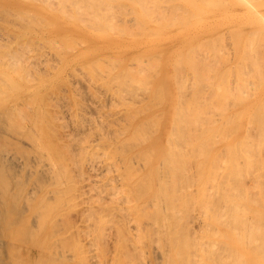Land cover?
Segmentation results:
<instances>
[{"label":"bare ground","instance_id":"1","mask_svg":"<svg viewBox=\"0 0 264 264\" xmlns=\"http://www.w3.org/2000/svg\"><path fill=\"white\" fill-rule=\"evenodd\" d=\"M40 1V0H39ZM48 1V0H47ZM49 1H53V3H46V2H44V3H46V5H48L47 7H50L51 6V8L54 6V3L55 2H57V3H55V8L53 7V9H56L57 8V6H58V2H60L61 3V0H49ZM64 2L66 1L68 4L69 3H71V5L69 6L70 8L72 7V3H73V5H74V2H77L76 0H63ZM81 1H82V3H81ZM83 1H84V4H83ZM87 1H90V0H87ZM99 1V0H98ZM101 1V0H100ZM104 0H102L101 2H103ZM106 1H109V0H106ZM113 1H115V0H113ZM135 1V0H134ZM139 1V0H138ZM138 1H137V3H138ZM148 1V0H147ZM153 1V0H152ZM160 1V0H159ZM162 2H163V4H165L166 5V7L169 5H171L172 3H174V2H171V4H170V2H167L168 4H166V2H164L163 0H161ZM160 1V2H161ZM169 1V0H168ZM185 1V0H184ZM191 2H192V0H190ZM196 1V0H195ZM209 1V0H208ZM212 1V0H211ZM219 1V0H218ZM227 1H230V0H227ZM241 1H245V5L248 3V5H249V1L247 2V0H241ZM260 1H262V0H260ZM259 1V2H260ZM65 2V3H66ZM80 2V3H79ZM85 0H79L78 1V4H77V6L75 7L74 6V10L75 11H77L78 12V14L76 15V13L77 12H75V17L78 19V15H79V17H80V15L81 14H79V11H80V7H81V5H82V8L84 7L85 9L83 10V9H81V13L82 12H84L85 13V11H86V7H87V5H85ZM92 2H94V1H92ZM100 2V4H102L101 6H104L103 4H104V2L103 3H101ZM142 2V5H144L145 4V6L147 7V4H148V6L149 7H153V5H152V3L154 4V2H152V3H150L149 4V2L146 4V2L143 0V1H141L140 0V3ZM151 2V1H150ZM178 3H180L179 1H177ZM176 2V3H177ZM190 2V3H191ZM210 2V1H209ZM207 3V6L209 7H212V5H214L213 4V2H211V3ZM215 2H216V0H215ZM220 2V1H219ZM218 2V3H219ZM226 2V1H225ZM225 2L223 1L222 3H219V4H225ZM230 2H232L233 4L235 3L236 4V2H237V0H234V1H230ZM247 2V3H246ZM250 2H253V3H251V4H253L254 6L253 7H255V4L254 3H256V2H258V0H256L255 2L254 1H250ZM259 2H258V5H259ZM264 2V1H263ZM65 3L63 4V3H61V5H60V7L62 6V5H64V6H66L67 5V3H66V5H65ZM90 3V2H89ZM96 3H98L97 1H96ZM123 3V2H122ZM144 3V4H143ZM158 2H157V0L155 1V4H157ZM178 3L176 4V6H178ZM217 3V2H216ZM229 3V2H228ZM228 3L226 4V5H228ZM240 3H242V2H240ZM261 3V2H260ZM2 4H4L5 5V10L3 9V13H5L4 15H3V17H5V18H3L2 17ZM86 4H88V3H86ZM91 4V3H90ZM88 5V8L90 7V6H92V5H94V4H92V5ZM107 2H106V4H105V8H102L101 6V8H100V10H102V11H100L99 10V8H96V9H98L97 10V13H98V16H101V15H99L100 13L102 14V16H101V21H103L102 19H105L104 20V25H102L101 23V25H102V29H104L103 27L105 26L106 28L109 26V23H110V21H112L110 24H112L113 23V19H114V21H115V18H113V16L114 15H116V14H114L113 13V9H115L114 7H115V5H114V7L112 8L111 7V9H110V6L111 5H109V8L108 7H106L107 6ZM109 4H110V2H109ZM112 4V6H113V2L111 3ZM115 4H118V3H115ZM128 4V3H127ZM160 4V3H159ZM204 4H205V2H204ZM208 4H211V5H208ZM232 4V5H233ZM234 4V5H235ZM45 5V6H46ZM57 5V6H56ZM76 5V4H75ZM78 5H80V7H78ZM96 5V4H95ZM94 5V6H95ZM98 5L99 4H97V6L96 7H98ZM119 6L121 5V3L120 4H118ZM117 5V6H118ZM129 5V4H128ZM142 5H140L139 4V6H141V7H143ZM152 5V6H151ZM158 5V4H157ZM172 5H174L175 6V4H172ZM183 5V3H181V6ZM206 5V4H205ZM216 5V4H215ZM226 5H221V7H223V9H224V6L226 7ZM6 6H7V8L9 9V11H11V10H13V12L14 11H17V14H19L21 11H22V9H24L25 8V10H24V12H21V14L22 13H25V14H27L28 13V15H29V12L32 10L33 12L32 13H34V12H36V11H38V12H41V13H43V14H41V15H45V12H44V10H42L37 4H34V3H23L22 2V0H0V244L1 245H3L4 246V243H2V237H4V239L6 238V246H4L5 247V249H7V255H6V258L2 255L3 253V251H2V249L0 250V264H38L40 261H43V262H45L46 263V261H48L47 263H49L50 264V262H52L53 261V259H56V257H52L50 254H52V255H54V256H56L55 255V253L53 252V253H49V255H50V257H49V255H46V251H47V249H50V248H53V249H56V247H57V249L55 250V251H62L60 248L62 247L63 248V252H61V254L63 253V255H61L60 254V252L58 251V253L59 254H57V255H61L62 257V259L63 260H65V259H67L66 257H64V253H65V256H66V252H65V249L67 250V248H65L64 246H65V243L64 244H62V245H60L61 243H63L64 242V240L66 239V237L67 236H65L64 234H65V231H68V226H66V224L69 222H71L72 221V219H74L75 218V215H72L73 217L71 218V217H69V219H68V216H67V212H69V211H71L72 212V214H73V211L72 210H68V211H65L64 209V202L66 201V198H67V201L66 202H68L69 203V199H68V196L70 197L71 195H67V193H68V191H69V189H71V190H73L74 192H75V190L77 189L78 190V195H76L77 193L75 192V194H72V196H76V197H73V198H77V196L81 199V202H80V199H78L79 201H77V199H76V201H77V203H78V205L80 206V204H81V206H80V209H78L77 211H76V209L75 208H72L76 213L75 214H77L78 213V215L79 216H81L80 218H78L79 220L80 219H83V220H86L87 221V223H86V221H85V223H86V225L87 226H92V228H94L93 229V231L95 232V227H96V229L98 230L99 228H100V226H99V223H100V221L102 220V218H103V220H104V218H105V216H106V214L108 215L109 214V216H107V217H109V220L111 219V217L113 216V218L112 219H114V221L113 220H111V221H113V222H115L113 225H112V223H111V226L113 227V226H115V229H114V232H113V240L112 241H114V248L115 249H113V250H117V249H120L121 248V250L120 251H124L125 253H127V255H129V256H131V258H134L136 261H138L139 262V260H141V264H161V261L164 259H166L167 258V256H168V254H169V252L167 251V249L168 248H170V246L168 247V245H169V243L168 242H166V243H164V244H166L167 245V243H168V245L166 246V248H165V246L163 245V248H165L164 249V252L165 251H167V254H166V252H165V254H164V252H163V249H162V247H161V245H162V243H163V238L164 237H162V235H163V233H164V229H165V226H166V230H167V235L169 234V236H170V229H169V227H167V226H169L170 225V221H168L169 222V225L167 224V223H165V220H168V219H171L172 220V222H173V220H175L174 222L176 223V221H179V220H177L178 218H180V217H178V215L179 214H181V213H184V211L185 212H187L188 211V209H190V210H192L191 209V207H192V199L194 198L196 201H193V203L195 202H197V203H199L200 204V206L202 205V207H201V209L199 210L198 208H200L199 206H196L195 205V203H194V205L193 206H196V207H192L193 208V210L192 211H194L195 210V212L197 213V211L199 210V212H202L203 210V207H204V202L206 201V200H204L203 202H202V200H201V197H200V193L199 192H201V188L203 187L202 185H203V183L201 184V185H199V187H194L193 188V184H192V187L191 188H193L194 190H195V194L191 191V190H189V191H191V193L190 192H187V194H188V196L187 197H189V196H191V194H193V198H192V196L191 197H189L191 200H188V202L187 203H190V204H192V205H187V206H189V207H187L188 209L186 210V209H182L181 210V212H180V209L182 208V207H180L182 204H183V199L185 198H183V196L186 194H181L180 196H179V193H182L184 190H186V188L188 189V186H189V184L191 183V181H195V184L198 182V180L196 181L195 179L197 178L198 179V175L199 174H197V176H196V173H198V171H199V173H200V176H202L203 174H204V165L201 163V164H196L197 166L196 167H198V165H199V167L198 168H196L195 167V169H196V171H194V172H196L195 173V177H193V180H190V179H192V177L191 176H193L194 175V173L192 172V170H194V169H191V168H188L189 166H192L193 164H195V162H193V159H192V161L191 162H193V164H191V162H190V160H189V157L190 158H192L194 155H195V152L194 151H196V153H198L197 155L199 156V154H201L200 152H201V149L205 146V145H202L203 143L201 142V141H204V140H206L205 138H201V143H198V144H201V145H195L196 147H198V146H201V147H198L197 149H200L199 151H197V149H196V147H195V149L193 150V149H189V151H188V149L187 148H189V146L191 145V146H193L194 147V145H192V143H189L188 141V144H187V142H183V138H186L187 137V135H188V133H191V130L189 129V127H190V122H192V120H193V124H194V122H195V118H197L196 120V122L195 123H197V122H199V120L200 121H202L201 119H198L200 116H199V114H198V116L197 115H195V113L197 114V113H200L202 110L201 109H199L198 111L199 112H197V109L195 110V108H194V110H195V112H194V110H193V112L194 113H192V116H189V110H188V108H187V110H188V114L186 115L185 113V115H181L180 116V119H178L179 118V116L178 117H176L175 118V120H174V122H172V125H170V123H166L165 125H164V127H163V129H161L160 131H159V133L157 134V135H155V138L153 139V140H149V141H147V142H145V143H143L144 142V140L143 139H145V140H147L146 139V137L147 136H144V134L146 135L147 133H149V131L150 130H153L152 131V133H150V135H152L153 134V132H155V131H157V130H154V129H151V128H153L154 127V125H156L159 121V118L160 117H162L160 114H162L163 113V110H161L159 113H158V111L155 113V114H159L160 116L157 118V115H152V116H149L150 118H152L153 120L155 119L156 120V122H154V121H152L153 123H156V124H153V123H151V121H149V117L147 118L146 117V119H148L147 120V122L149 123V124H151V125H153L151 128H150V130L148 129V131H147V127H150L151 125H149L147 122H146V124H148V125H146L145 123H144V125H143V120L145 121L146 119H143L142 118V116H140V115H133V113H134V111L131 113V114H129V113H124V111H123V109L125 110V109H127L128 108V105H126L125 104V102H124V104L127 106V108H123V109H121L122 107H121V104H119V102L120 101H122V99L120 98V101L118 102L117 100H116V102H118V104L120 105V109L123 111V117L122 116H120V118L122 117L124 120V122H123V124H122V119H121V122L120 123H118V124H122L121 126L119 125H115L114 123H117V121H115V119L116 118H118V122L120 121L119 119V117L117 116L116 117V115L119 113V112H122V111H119L118 113H116L115 111L116 110H114L113 108H112V111L111 112H115V113H110V114H112L113 115V117H114V114H115V119L114 118H112V115L110 116V115H107V114H109V113H107L104 109L105 108H103V105H105L106 106V102H107V100L105 101V103H104V100H101L100 98H99V100H101V102L103 101V103L104 104H102L101 102L99 103L100 105L102 104V108H103V115H104V112H106V114L104 115V116H106V117H108V116H110V118H111V121H113V119H114V123L112 122V124L113 125H115V126H113V125H110V126H108V122H109V117H108V122H106L107 120L105 119L106 117H103V115H101L102 113H100L99 111H98V114H95V111H93L92 112V107L91 106H93L94 104H92V102H94V100L90 103V107H91V109H90V107L88 106L89 105V103H87L88 105V111H87V115H88V112L89 113H91V115H93V117H95V115H99V117L97 118V116L93 119L92 117H90L89 115V117L90 118H92L91 119V121L93 120V122H92V124H90L91 122L90 121H88V123L90 124H86L84 121H82L83 119H81L82 117H83V114H81V113H83V111L85 110V109H87L85 106L83 107V104H86L85 102L83 103L82 101L80 102L79 101V104L80 103H82V104H80V105H82V107L84 108V110L83 111H80V105L79 104H77V102H75V104H72V103H74V102H70V100H74V99H78V100H80L79 98H78V96H76V95H79L80 96V92L81 91H83L85 88L87 89V88H91V89H93V90H91V89H89V90H87L88 91V93H89V91L91 90V92H96V88L98 87V85L96 84L95 86H97V87H95V88H92L93 86H94V83L92 84V83H90V81L92 80H94L93 79V77L92 76H90V75H86L87 73H88V71H87V69H86V71H87V73H86V71H85V75H84V77L86 76V78H88L87 76H89V77H92V79L90 80L89 79V82H88V84H91L90 85V87H85L83 90H82V88H81V86L79 87V84L81 85V82H83V83H85V81H83V80H85V78L84 77H82L83 78V80L82 81H77L76 82V80L77 79H79L80 78V80L82 79L81 77H79V75H78V77L79 78H77L74 82H76V83H74V82H71V80L73 81V79H72V77L74 78V76H72V74H75L76 72V67L78 68V66H81V64L80 65H78V66H76L75 67V69H74V71H72V70H70V69H67V70H69L70 72L68 73V75H70L71 76V79L67 76V74H66V77L64 78L63 77V79L62 80H66L67 79V77L69 78V84L70 83H74L72 86H74L75 85V87H76V85H78L77 86V88L79 87V88H81V91H80V89H79V91L77 92L76 90V92H73V90H72V92H71V94L73 93H76V98L74 97L73 99H70V100H67V101H69V102H67L66 101V98L69 96V94H70V91H71V88L70 87H68L67 86V84H65L62 80H61V82L63 83V84H61V82L60 83H57L56 84V87H57V85H59V84H61V85H59V87H61L62 85L64 86V91L62 92L61 91V89H60V91H58V89H59V87H55L54 86V83H53V81H54V79H55V81H57L56 80V78H58L55 74H53L54 72H53V70L54 69H52V65L54 64V65H57V61L55 62L54 61V59L57 57V55H58V53L60 52V50L62 49V48H59V47H57V48H59V52L57 53L56 52V50L55 49H57V48H55L54 50V52H53V54L56 52V54H54V55H56L54 58H53V56L51 57L50 55L51 54H49L51 51H49V50H51L50 48L48 49V47L49 46H47V44L45 45L44 44V41H46V40H44L43 42H41L42 40H41V38H37V36L36 35H34V34H39V36L41 35V37H43V39H44V37H46V38H51V36H53L52 38H54V39H57L58 37H60L61 36V39L63 38L62 37V35H64V34H67V33H69V32H67V31H70L69 30V28H68V26L67 25H62V26H57L56 25V27H55V25H53L52 26V28H48L47 29V27L45 26V25H43V23L41 22L42 21V17H41V25L42 26H45V28L43 27L42 29H40L39 28V24H38V20H36V19H38V17L36 18V19H34L37 23H35V21H33V23H35V24H38V25H36V26H38V28L39 29H36V28H31L32 26H34V25H32V22L30 23V21H29V19H30V17H29V19L27 18L28 16L27 15H25L26 17H24L23 15H22V17H24V18H26L27 20H22V22L23 21H28V23L26 22H20L21 23V25L19 24V25H17V23L16 24H13L12 22H9V23H11V25L7 22V21H4V20H8V18H11V16L10 17H8L9 15H11L12 13V11L11 12H8V10H7V8H6ZM86 6V7H85ZM94 6H92V7H94ZM116 6V7H117ZM124 5H122V7H123ZM160 6V5H159ZM159 6H157V7H159ZM161 6H162V3H161ZM180 6V7H181ZM191 6H193V7H197V5H191ZM217 7L218 6H220V5H216ZM229 6H230V3H229ZM256 6H257V4H256ZM21 7H23V8H21ZM44 7V6H43ZM42 7V8H43ZM59 7V8H60ZM69 7H65V8H69ZM91 7V9H93V13L94 12H96V10L94 9V8H92ZM122 7H120V8H122ZM126 5H125V9H126ZM129 7V6H128ZM127 7V8H128ZM132 7V6H131ZM135 7V6H134ZM145 7V8H146ZM162 7H164V6H162ZM185 7H187V6H185L184 5V9H185ZM215 7V6H214ZM220 7V8H221ZM228 7V6H227ZM231 7V6H230ZM58 8V9H59ZM64 7L63 8H61V10L63 9V13L65 14V12L67 13V17L66 18H68V12L66 11V9H65ZM79 9V10H77V9ZM107 8V9H106ZM145 8H142V10L143 9H145ZM154 8V7H153ZM161 7H159L157 10H159ZM173 7L171 6V9H172ZM176 8V7H175ZM188 8V7H187ZM201 8V7H200ZM213 8V7H212ZM211 8V9H212ZM258 8V7H257ZM260 8H262V7H260ZM19 9H21V11H19L18 12V10ZM26 9H28V10H30L29 12L27 11V12H25L26 11ZM47 9V11L48 12H53L54 10H49L48 8H46ZM64 9H65V12H64ZM90 9V8H89ZM89 9H87V10H89ZM104 9H106V10H104ZM108 9H110V10H108ZM135 9V8H134ZM147 9V8H146ZM149 10H150V8H148ZM152 9V8H151ZM163 9V8H162ZM162 9H160V10H162ZM164 9H166L165 11H169V9L167 10V8H164ZM164 9H163V12H164ZM174 9V8H173ZM181 9H182V7H181ZM67 10H69V9H67ZM71 10H73V7L71 8ZM69 11V12H72V11ZM108 10V11H107ZM111 10H113L112 12H111V14L110 15H107V13L109 12V11H111ZM116 10H118V7L116 8ZM127 10V9H126ZM133 10V9H132ZM156 10V9H155ZM154 10V11H155ZM178 10H179V8H177V13H182L181 11H179L178 12ZM185 10H188V9H185ZM191 10V9H190ZM6 11L8 12V13H11V14H9V15H7L8 13H6ZM59 11H60V9H59ZM98 11H100V12H98ZM103 11H104V13L105 12H107L105 15H107V16H112V13H113V16L110 18V17H107V18H104V17H106L105 15H104V13H103ZM119 11V10H118ZM123 11V10H122ZM129 8H128V12L126 13V14H129ZM134 11V10H133ZM146 11V13H147V10H145ZM144 11V12H145ZM154 11H152V12H154ZM182 11H183V9H182ZM196 13H201L202 14V10L199 12V10H198V8L196 9ZM253 11H254V9H253ZM262 11H264V10H262ZM261 11V12H262ZM61 12V11H60ZM91 12V10L90 11H86V13L88 14H86L85 13V15L87 16V18H89L88 16H91V14L92 13H90ZM116 12V11H115ZM124 12V11H123ZM143 12V13H144ZM170 12V11H169ZM167 13V14H171V16L173 15V13H176V9H175V11L174 12H171V13ZM191 12V11H190ZM205 12V11H204ZM226 12V11H225ZM258 12V11H257ZM260 11H259V13H261ZM31 13V12H30ZM73 13V12H72ZM72 13H70L71 15H69V17L71 16L72 18H74L73 16H72ZM89 13H90V15H89ZM117 13V12H116ZM145 13V14H146ZM151 13V12H150ZM156 13H157V11H156ZM156 13H152V14H155V16L157 17V15H156ZM160 12L158 11V15H160V17H161V23L163 24V17L161 16V15H163L162 13L161 14H159ZM187 13H189V12H187ZM192 13H193V11H192ZM248 13V12H247ZM251 13V12H250ZM258 13V14H259ZM16 14V15H17ZM21 14H19V15H21ZM35 14V13H34ZM33 14V15H34ZM126 14L124 13V15L126 16ZM131 14H132V11H131ZM130 14V15H131ZM139 14V13H138ZM142 14V13H141ZM147 14H149V13H147ZM183 14H184V12H183ZM185 14H186V11H185ZM184 14V15H185ZM191 14V13H190ZM226 14H228V13H226ZM225 14V15H226ZM257 14V13H256ZM256 14H254L253 15V13H251L250 15V17L251 18H255L257 15ZM15 15V14H14ZM14 15H12V16H14ZM31 16V14H30V16H31V18L33 17H35V15L34 16ZM37 15H39V13L37 14ZM82 15H83V13H82ZM85 15H83L82 17L84 18V16ZM119 15V14H118ZM123 14H121V12H120V17L122 16ZM123 15V16H124ZM129 15V16H130ZM134 15H137V13H136V11H135V14ZM151 15V14H150ZM166 15V14H165ZM183 15V16H184ZM236 15H237V13H236ZM241 15V14H240ZM242 15H244L245 16V13L244 14H242ZM241 15V16H242ZM249 15V14H248ZM48 16H49V14H48ZM93 16H94V18H95V13L93 14ZM96 16H97V14H96ZM123 16H122V18H123ZM129 16H127V17H129ZM173 16H176V14L175 15H173ZM179 16V15H178ZM183 16H181V18H180V16L178 17L179 19H181L180 20V22H181V24H183L182 23V18H184ZM193 16H195V15H193ZM197 16V15H196ZM199 16V15H198ZM197 16V17H198ZM241 16H239L240 18H241ZM258 16H260V14L258 15ZM257 16V17H258ZM262 16H264V14L262 15ZM7 17V18H6ZM21 17V18H22ZM63 17V16H62ZM61 17V18H62ZM119 17V18H120ZM147 17H148V15H147ZM152 17H154L153 15H152ZM166 17V16H165ZM191 18L190 17V15L189 16H187V17H185V18ZM201 17V16H200ZM199 17V18H200ZM222 17V16H221ZM238 17V18H239ZM243 17V16H242ZM16 17H14V19H15ZM32 18V19H33ZM44 18V17H43ZM61 18L59 17V19L61 20ZM81 19V17L79 18L80 20L79 21H81L80 23H82V22H86V20L85 19ZM92 18V16L89 18V20ZM93 18V19H94ZM99 19V21L97 20V19H95V22L94 23H96V21H97V26L98 25H100L99 24V22H100V17H98ZM111 20H110V19ZM116 18H117V15H116ZM118 18V19H119ZM131 18V17H130ZM136 18H138L137 16L135 17V19ZM151 18V17H150ZM149 18V19H150ZM168 18H171V17H169V15H168ZM177 18V19H178ZM231 18V17H230ZM229 18V19H230ZM234 18H237V17H234ZM234 18L232 19V21L234 20ZM239 18V19H240ZM243 18H245V17H243ZM248 18V17H247ZM259 18V17H258ZM17 19V18H16ZM32 19H31V21H32ZM47 19V18H46ZM58 19V18H57ZM69 19V18H68ZM106 19H108L107 20V22H108V25H107V23H105L106 22ZM123 19H125V18H123ZM122 19V20H123ZM127 20L129 19V18H126ZM132 19V18H131ZM134 19V18H133ZM132 19V20H133ZM152 19H154V18H152ZM151 19V20H152ZM158 19H159V17H158ZM157 19V22L159 21ZM167 19V18H166ZM174 19V18H173ZM173 19H168L169 20V22L171 21V20H173ZM260 19V18H259ZM2 20L4 21V22H2ZM12 20H13V18H12ZM17 20H20V16L18 17V19ZM59 20V21H60ZM143 20V19H142ZM186 19H184V21H185ZM189 20V19H188ZM188 20H186V21H188ZM214 20V19H213ZM9 21H11V19H9ZM15 21V20H14ZM49 21H52V20H49ZM70 21V20H69ZM87 21H88V19H87ZM91 21H93L92 19H91ZM120 21H121V18H120ZM124 21V20H123ZM130 21V20H129ZM128 21V22H129ZM134 21V20H133ZM132 21V22H133ZM137 21H138V19H137ZM139 21H141V20H139ZM138 21V22H139ZM153 21V20H152ZM163 21V22H162ZM167 20H165V22H166ZM16 22H18V21H16ZM45 22V21H44ZM52 22H54V21H52ZM115 22H118V24H119V21H115ZM114 22V23H115ZM137 22V23H138ZM145 22V21H144ZM154 22H156V21H154ZM156 22V23H157ZM168 22V21H167ZM166 22V23H167ZM179 22V20L177 21V23ZM210 22V21H209ZM242 22V21H241ZM19 23V22H18ZM46 23H47V21H46ZM89 23H91L90 21H89ZM88 22H87V24H89ZM93 23V24H94ZM127 23V22H126ZM129 23H131V22H129ZM160 23V24H161ZM171 23H172V21H171ZM169 24V25H173V24H175V23H172V24ZM186 23V22H185ZM229 23H230V21H229ZM229 23H228V25H229ZM233 23H235V22H233ZM238 23L239 24H241L239 21H238ZM243 23V22H242ZM263 23V22H262ZM13 24V25H12ZM28 24H29V26H28ZM31 24V25H30ZM51 24H53V23H51ZM55 24V23H54ZM83 24H85V23H83ZM92 24V25H93ZM116 24V23H115ZM115 24H112V26H114ZM122 24V23H121ZM119 24V26L121 27V26H123L124 24ZM134 24V23H133ZM165 24V23H164ZM163 24V25H164ZM208 24V23H207ZM237 24V23H236ZM256 24V23H255ZM50 25V24H49ZM60 25V24H59ZM69 25V24H68ZM86 25V24H85ZM132 25V23L129 25V26H131ZM135 25H137V24H135ZM140 26H143L144 24L142 23V21H141V23L139 24ZM197 25H198V23H197ZM196 25V26H197ZM203 25V24H202ZM206 25V24H205ZM216 25V24H215ZM232 25H235V24H232ZM231 24H230V27L232 26ZM245 25V24H244ZM251 25V24H250ZM250 25L248 26V27H250ZM254 25V24H253ZM31 26V27H30ZM75 26H76V24H75ZM88 26V25H87ZM94 26H95V29L97 28L96 27V25L94 24ZM117 26V25H116ZM139 26V27H140ZM147 26V25H146ZM164 26H168V24H166V25H164ZM236 26V25H235ZM237 26L239 27V25L237 24ZM236 26V27H237ZM255 26V25H254ZM258 26V25H257ZM91 27V26H90ZM99 27H101V26H99ZM132 27V26H131ZM143 27H145V26H143ZM159 27V26H158ZM180 27V26H179ZM199 27V26H198ZM205 27V26H204ZM204 27H202V28H204ZM223 27V26H222ZM226 27V25L224 26V30H229L230 29V27L228 26L227 28L228 29H226L225 28ZM236 27H234V28H236ZM237 27V28H238ZM92 28H94V27H92ZM109 28H110V26H109ZM119 28V27H118ZM124 28H129V27H124ZM138 28V27H137ZM142 28V27H141ZM147 28V27H146ZM149 28V27H148ZM208 28V27H207ZM209 28H211V27H209ZM213 28V27H212ZM233 28V29H234ZM236 28V30L234 29V31H235V33H236V35L238 34L237 32L238 31H240V29H237ZM241 28V27H240ZM247 27H245V29H246ZM254 28V27H253ZM253 28H252V32L253 31H255V30H259L260 31V27H258V28H255V30H253ZM264 28V27H263ZM71 29V28H70ZM98 30H100L99 28H97ZM108 29V28H107ZM111 30H114V29H117V27H111L110 28ZM120 29H122L123 30V28H120ZM133 31H134V26H133ZM135 29H136V27H135ZM140 28H138V29H136L137 31L139 30ZM144 29V28H143ZM150 29V28H149ZM192 29H194V28H192ZM196 29V28H195ZM195 29H194V31L193 32H195ZM199 29V28H198ZM232 29V28H231ZM242 29V28H241ZM245 29H243L244 30V32H245ZM251 29V28H250ZM72 30H73V28H72ZM104 30H106V29H104ZM122 30H120L121 32H122ZM126 29H124V31H125ZM142 30V29H141ZM147 30V29H146ZM146 30L144 29V31L143 32H146ZM158 30V29H157ZM222 30V29H221ZM220 30V31H221ZM243 30H241L240 32H239V34L241 35V33L243 32ZM262 30V29H261ZM78 31V30H77ZM91 31V30H90ZM122 32V33H125V32ZM127 31H128V29H127ZM149 31V30H148ZM152 31V30H151ZM151 31H149L150 33H151ZM153 31H154V29H153ZM152 31V33H155V32H153ZM196 31H198V30H196ZM201 31H202V29H201ZM200 31V32H201ZM219 30L218 29H213L212 30V35H213V37L215 38L217 35H215L217 32H218ZM225 32V35H226V38H225V35L224 34H222V31L220 32L223 36H221L220 37V35H219V37L218 38H221L222 39V37L223 38H225L227 41L230 39L229 37H231V34H229V37H228V35H227V33L229 32ZM234 31L232 32V36H233V39L235 38V39H237V41L240 39L239 38V36L238 37H235L236 35H235V33H234ZM249 31V30H248ZM251 31V30H250ZM249 31V33L252 35V32H250ZM73 32V31H72ZM74 32H76V31H74ZM78 32H81V31H78ZM93 32V31H92ZM102 32V31H101ZM113 33H115V31H112ZM120 32V33H121ZM131 32H132V30H131ZM139 32V31H138ZM138 32H137V34H138ZM141 33H143L142 31H140ZM139 32V33H140ZM158 32V31H157ZM156 32V33H157ZM192 32V31H191ZM193 32L192 33H190V34H193ZM206 32H208V31H206ZM84 33V32H83ZM105 33V32H104ZM116 33H119V32H117L116 31ZM151 33V34H152ZM179 33V32H178ZM188 33V32H187ZM186 32L184 33V34H187ZM210 33V32H209ZM224 33V32H223ZM248 33V34H249ZM254 33V32H253ZM260 33H264V31H260ZM12 34V35H11ZM72 34V33H71ZM70 34V35H71ZM85 34V33H84ZM136 34V35H137ZM145 34V36H146V34H148V32L147 33H144ZM170 34V33H169ZM182 35H184L183 33H181ZM200 34H203V33H200ZM238 34V35H239ZM250 34L248 35V38H247V43H248V46H247V43L245 42L246 41V39L245 40H243L244 42H243V46L242 47H244L245 48V50L247 49V48H249L250 50H252L253 49V47H252V49H251V46H253L254 45V48L256 49V50H258L259 48H260V51H261V49L264 47V38H263V34H259V32L257 33H255L256 34V36L257 37H259L260 35H262L261 37H259V39H256V37L254 36V35H252L251 37H249L250 36ZM257 34H259V36L257 35ZM10 35L12 36V38H10ZM33 35L34 36H36V38H37V42H36V44L38 43V45H36V46H38V48H40L38 51H40L41 49H42V51L39 53L38 51H36L37 49H33V48H36L35 46L33 47V43H31V41H26V42H30L29 44H25V42H23L20 38L21 37H26L27 39L28 38H30L31 36L33 37ZM70 35H65L66 37H70V39L68 38V39H66V40H71V36ZM74 35V34H73ZM129 35V34H128ZM139 35V34H138ZM164 35V34H163ZM168 35V34H167ZM211 35V36H212ZM38 36V37H39ZM64 36V37H65ZM80 36H81V34H80ZM79 36V37H80ZM91 36V35H90ZM149 36V35H148ZM157 36V35H156ZM203 36V35H202ZM207 36H209V35H207ZM255 38H254V37ZM73 37V36H72ZM79 37L77 38L76 37V39H79ZM114 37V36H113ZM112 37V38H113ZM155 37V36H154ZM158 38L160 37V36H157ZM161 37H164V36H161ZM171 37V35H169V38ZM172 37H173V35H172ZM171 37V38H172ZM178 37V36H177ZM176 37V38H177ZM217 37H216V39H217ZM34 38V40H35V37H33ZM86 38V37H85ZM84 38V39H85ZM89 38V37H88ZM135 38V37H134ZM150 38V37H149ZM156 38V37H155ZM168 38V37H167ZM166 38V39H167ZM168 38V39H169ZM181 38H183V37H181ZM185 38V37H184ZM202 38H204V36L202 37ZM209 38V40L207 39V41H209V42H206L205 40H206V38L205 39H203L206 43H208V45L210 46V48H211V46L213 47L214 45L216 46L217 45V43L218 44H220V43H224V42H220V40L221 39H218V40H216L217 42H215V39L213 38V39H211L210 37H208ZM229 38V39H228ZM239 38V39H238ZM249 38H252L251 40L252 41H254L253 39H255L256 41L257 40H259L257 43H256V45H255V43L254 42H252V44L253 45H251L250 43H249V41H248V39ZM263 38V39H262ZM23 39V38H22ZM27 39H25V40H27ZM32 39V38H31ZM38 39H40L41 41H40V43L41 44H44V46H47V47H45V49L49 52L48 54H49V56H47V52H46V50H45V52H43V48L44 47H41V46H43V45H39V42H38ZM73 39V38H72ZM75 39V40H76ZM81 39V38H80ZM90 39V38H89ZM96 39V38H95ZM94 39V41H95V43H96V41L97 40H95ZM100 39V38H99ZM136 39H138V37L136 38ZM135 39V40H136ZM175 39V38H174ZM200 39V38H199ZM232 38L229 40L230 42H233L232 40H233ZM24 40V41H25ZM30 40V39H29ZM50 40V39H49ZM64 40V43H65V39H63ZM82 40V39H81ZM85 40H88V39H85ZM103 40H105V39H103ZM103 40H102V42H103ZM120 41H121V39H119ZM139 40V39H138ZM144 40V39H143ZM156 39H153V41L154 42H156L155 41ZM161 41V38L160 39H158L157 41ZM183 40V39H182ZM202 40V41H203ZM210 40H211V42H210ZM212 40H213V44L214 45H210L211 43H212ZM224 39H222V41H223ZM241 40V39H240ZM250 40V41H251ZM36 41V40H35ZM52 41V40H51ZM56 41V40H55ZM57 41H59V39L57 40ZM74 41V40H73ZM84 41V40H83ZM83 41H81L80 43H78V44H81ZM90 41V40H89ZM88 41V42H89ZM99 41V40H98ZM109 41V40H108ZM113 41H114V39H113ZM137 41V40H136ZM146 40H144V42H145ZM150 41H151V38H150ZM186 41V40H185ZM202 41H200L201 43H199L198 41V44H196V45H194L195 47H188L189 48V50H188V48H186L187 50V52L188 51H190V52H188V55H187V58H192V60L194 59H196L195 61V64L193 63L194 62V60L193 61H191V62H188L187 60V62L188 63H191L190 64V66H192L193 64V68H194V66H195V68H196V70L195 71H197V73H195L196 75V77H194L193 79H194V81H195V79H197L196 81H198V83H202L203 81L202 80H200V79H202L203 77V80H205L206 78H205V75L207 74V71H208V73H211L210 72V70L212 69V71L213 72H216L221 66H219L220 64L222 65V63H221V61L225 58V52H226V50L225 49H229V47H230V50L231 49H235V48H231V46H236L237 44H234V43H237V42H233V44L232 43H230V44H232L231 46L229 45V43L228 42H226L225 40V47L223 48V46H224V44L223 45H219L221 48L220 49H222V50H225V52H224V54L223 53H221V54H223V55H225L224 56V58L222 57V55L219 53V52H221L222 50H218V46H216V48L215 47H213V53L211 52V50L209 49V51H207L208 50V48H209V46L206 44L205 46H208V48H206L205 46H204V41L202 42ZM219 41V42H218ZM260 41H263L262 42V44L260 43ZM20 42H23V44L20 46ZM34 42V41H33ZM68 42V41H67ZM66 42V43H67ZM71 42V41H70ZM87 41H86V43H88ZM92 42V41H91ZM100 42V41H99ZM105 42V41H104ZM107 42V41H106ZM112 42V41H111ZM115 42V41H114ZM139 42H142V41H139ZM173 42H175V40L173 41ZM182 42V41H181ZM215 42V43H214ZM49 43L50 44H52L50 41H49ZM54 43V42H53ZM61 43H62V41H61ZM76 43V42H75ZM86 43H84L85 45H86ZM109 43H110V41H109ZM108 43V44H109ZM117 43V42H116ZM119 43V42H118ZM147 43V42H146ZM152 43V42H151ZM162 43V42H161ZM178 43H180V42H178ZM178 43H177V45H178ZM185 43H187V42H185ZM184 43V44H185ZM204 43V44H203ZM210 43V44H209ZM228 43V45H229V47H227L226 46V44ZM259 43V46L257 45ZM14 46H13V45ZM18 44V46H16ZM49 44V45H50ZM57 44H58V42H57ZM63 44V43H62ZM69 45L71 44V43H68ZM74 44V43H73ZM83 44V45H84ZM105 44H107V43H105ZM104 44V45H105ZM111 44V46L113 45L112 43H110ZM153 44V43H152ZM152 44H151V46H152ZM157 44V43H156ZM155 44V45H156ZM173 44H175V43H173ZM191 45H192V43H190ZM194 44V43H193ZM201 44H203V45H201ZM251 46H250V45ZM56 45V44H55ZM61 44H58V46H60ZM75 45H77V43L75 44ZM97 45V44H96ZM118 45V44H117ZM117 45H115V46H117ZM121 45V44H120ZM147 45H148V43H147ZM160 45V44H159ZM169 45V44H168ZM171 45V44H170ZM176 45V44H175ZM176 45V46H177ZM180 45H181V43H180ZM198 45V46H197ZM263 45V46H262ZM32 46V47H31ZM50 46H54V44L53 45H50ZM64 45H62V47H63ZM66 46V45H65ZM64 46V48H67V46L65 47ZM79 46V45H78ZM90 46V45H89ZM92 46V45H91ZM95 46V45H94ZM97 46H99V45H97ZM96 46V47H97ZM122 46H126V44L125 45H121V47ZM143 46L144 45H142V48H143ZM146 46V45H145ZM164 47H165V45H163ZM183 46V45H182ZM200 46H204V47H200ZM257 46V47H256ZM260 46H262V48L260 47ZM9 47V48H8ZM61 47V46H60ZM72 47V45H70V46H68V51H70V48ZM80 47V46H79ZM86 47H88V45L86 46ZM153 47H154V45H153ZM164 47H162L163 49H164ZM173 47H175V46H173ZM198 47H200V48H198ZM259 47V48H258ZM74 48V47H73ZM73 48H71V49H73ZM80 48H85V47H80ZM99 48V47H98ZM111 48V47H110ZM118 48H119V46H118ZM118 48L116 49V50H118ZM123 48V47H122ZM141 48V47H140ZM148 48V47H147ZM172 48V47H171ZM193 48V49H192ZM194 48L196 49V51H197V48L198 49H200V50H198L199 51V53H198V51L196 52V51H194ZM206 48V50H205V52L207 51V52H211L212 54H210V53H205V52H202L201 53V51H203V49H205ZM243 48V49H244ZM112 49H113V47H112ZM125 49H126V47H125ZM129 49V48H128ZM130 49H132V47L130 48ZM138 49H139V47H138ZM137 49V50H138ZM159 50H160V47L158 48ZM157 49V50H158ZM212 49V48H211ZM215 49H216V51H215ZM227 49V52L229 53H227V55L229 56V57H231V55H230V53H231V51H229ZM255 49L254 50H252V52L254 53V57L252 56L253 55V53L250 51V50H242L244 53H243V55L245 54V56H241V59H240V62H238V64L240 63V65L243 67V66H245V67H243V68H246V70L247 71H249V73H247V72H245V74L243 73V71L245 70V69H243L240 65H239V69H240V71H241V73H243L244 74V77H243V74H241L240 72H238L239 74H237L236 75V72H237V69L238 68H236L235 66L233 67V66H229L230 68H236L235 69V74H234V78L235 77H237V78H235V81H234V78H232V76H233V73L231 74V72H229V68L227 69L228 71L227 72H229V73H225V74H223L221 77H225L226 79H227V85L225 84V85H223L222 83V85L223 86H227V88H228V85H229V90H231V94L233 93V95H231L230 94V91L228 90V89H226V92L227 91H229L228 93L230 94H227V95H229V97H230V99H227V100H232L233 99V101H235V99L238 101V103H240L241 104V102L243 101L242 99H244V97H249L250 95H249V93L250 94H252V93H254L255 92V90L258 88V86H255V85H257L258 83H257V81L259 82H261V80H263L264 79V71H263V68H262V73H261V71L259 70V69H261V67L262 66H264V57H261L260 56V60H259V55H260V53L261 52H263L264 50V48L262 49V51L261 52H259V51H255ZM34 50L36 51V52H34ZM79 49H77L76 50V52L78 51ZM104 50H107V49H104ZM110 50V49H109ZM119 50H120V48H119ZM124 50V49H123ZM133 50H134V48H133ZM132 50V51H133ZM137 50H135L136 51V53L138 52ZM146 50V49H145ZM148 50V49H147ZM149 50H151L150 49V47H149ZM154 50H156V49H154ZM158 50V51H159ZM194 52H192V51ZM218 50V51H217ZM232 50V51H233ZM53 51V50H52ZM67 51V52H68ZM74 51V50H73ZM90 51V50H89ZM89 51H88V53H89ZM98 51V50H97ZM96 51V53H98ZM114 51V50H113ZM121 51H122V49H121ZM127 51V50H126ZM144 51V50H143ZM156 52V53H159V52ZM164 51V50H163ZM162 51V52H163ZM169 51V50H168ZM167 51V52H168ZM180 51H182V52H184L183 50H181L180 49ZM236 51H237V46H236ZM66 52V53H67ZM102 51H100V53H101ZM108 52V51H107ZM110 52H111V50H110ZM115 52V51H114ZM114 52H111V53H114ZM118 52V51H117ZM140 52L141 53H144V52H142V49L140 50ZM155 52H153V54L155 53ZM167 52L165 51V53H164V57H165V54H167ZM170 52H171V50H170ZM169 52V53H170ZM172 52H173V50H172ZM174 52H176V51H174ZM182 52H180L181 54H179V50H178V52H177V54H179V56L180 55H184V53L182 54ZM216 52H218L219 54H220V57H222V59H220V57H217L216 56ZM247 52H249V54L248 55H246V53ZM256 52V53H255ZM259 52V53H258ZM52 53V52H51ZM62 53H64V51L62 50ZM83 53V52H82ZM86 53H87V51H86ZM95 53V54H96ZM111 53L110 54H106V55H108V57H110L109 59L111 60L112 58H111V56H115L114 54L113 55H111ZM121 53V55H122V52H120ZM139 53V52H138ZM141 53H140V55H139V57H141V56H147V55H141ZM155 53V55H157ZM161 53V52H160ZM159 53V54H160ZM186 53V52H185ZM189 53L190 54H192L194 57H192V55H189ZM197 53H198V57L200 56V57H202V58H198L197 57ZM81 54V53H80ZM94 54V53H93ZM92 54V55H93ZM151 54H152V52H151ZM152 54V55H153ZM162 54V53H161ZM176 54V53H175ZM176 54V57H179L178 55ZM194 54H196V56L194 55ZM201 54H206L205 56H204V60H203V56L201 55ZM233 54V53H232ZM252 54V55H251ZM257 54H258V56H257ZM70 55V54H69ZM72 55V54H71ZM70 55V57H73V56H71ZM85 54H83V56H84ZM88 55V54H87ZM92 55H90V56H92ZM99 55V54H98ZM111 55V56H110ZM120 55V54H119ZM124 55V54H123ZM134 55H136L135 53H134ZM150 55V54H149ZM186 55V54H185ZM184 55V56H185ZM211 57H210V56ZM242 55V54H241ZM262 56H264V54H261ZM61 56H62V58H61ZM75 56V55H74ZM89 56V55H88ZM89 56V58H91ZM117 56V55H116ZM132 56V55H131ZM130 56V57H131ZM209 57L210 58V60H209V62H207L208 61V59L206 60V57ZM214 56V57H213ZM219 56V55H218ZM248 58H247V57ZM257 56V57H256ZM50 57L52 58V60L56 63H54L52 60V63L53 64H51V61L49 60L50 59ZM60 57V58H59ZM68 57V56H67ZM77 57V56H76ZM81 57H82V55H81ZM80 57V58H81ZM86 57V56H85ZM103 57H105V52H104V55H103ZM108 57L106 58V59H108ZM122 58H121V60L120 61H122L123 63L125 62V61H123L124 59H126V57H128V55L126 54V56H125V58L123 57V56H121ZM136 57V56H135ZM139 57H138V61H137V59H135L136 61H137V63H138V65H137V67L140 65L141 66V64H142V67H144V68H149V67H152V66H154V65H152V66H148V64H147V66L148 67H146V60H144L145 62H143L142 60H140L139 59ZM145 57H144V59H145ZM150 57H151V55H150ZM161 58H162V55L160 56ZM160 57L159 56H157V57H155L156 59L157 58H159L160 59ZM167 57H169V56H167ZM174 57V56H173ZM173 58V60H176L177 58ZM216 57V58H215ZM229 57H227V59L229 58ZM250 57H252V58H250ZM63 58H64V60H66L65 59V57H63V55H61V53H60V56H58L56 59H60V62L62 63V61L61 60H63ZM84 58V57H83ZM86 58H88V57H86ZM85 58V59H86ZM98 58V57H97ZM101 58V57H100ZM118 58H120V57H118ZM129 58V57H128ZM133 57H131V59H132ZM143 57H141V59H142ZM149 58V57H148ZM182 58V56H180V59ZM186 58V57H185ZM185 58H182V59H185ZM186 58V59H187ZM189 58V59H190ZM211 58H213V60L211 59ZM218 58H219V60H221L220 61V63H219V60H218ZM243 58H246V59H243ZM249 58H250V60H249ZM254 58V61L253 60H251V59H253ZM255 58H256V60L258 59V61H256L255 60ZM55 59V60H56ZM68 59V58H67ZM70 59V58H69ZM72 59V58H71ZM77 59H78V57H77ZM84 59V60H85ZM106 59H104L103 58V60H106ZM113 59H114V57H113ZM113 59L111 60V61H113ZM117 59V58H116ZM123 59V60H122ZM130 59V60H131ZM146 59H147V57H146ZM152 59V58H151ZM151 59H149V60H151ZM159 59H157L156 61H158ZM170 59V58H169ZM179 59V60H180ZM198 59L200 60V61H198ZM214 59H217L218 61H215ZM227 59H224L223 61V63H225V60H226V62H227ZM100 61H101V59H99ZM109 60V61H110ZM115 60V59H114ZM119 60V59H118ZM129 60V61H130ZM135 60L132 62L133 64L131 65L132 66V68L130 67V64H129V67L130 68H128L129 69V72H128V75H130L132 72L133 73H138L137 75H140V72H143V71H145V69L144 68H142V67H140L141 69H144V70H142V71H137V67H135V65H134V62H135ZM172 60V61H173ZM213 61L212 63L210 62V61ZM229 61L231 60V58H229L228 59ZM241 60H244L243 62L241 61ZM248 60V61H247ZM67 61V60H66ZM65 61V62H66ZM72 61H74V58H73V60ZM72 61H70V63L72 62ZM75 61H77V60H75ZM81 61H83V60H81ZM87 61H89V60H87L86 59V62ZM95 60L93 59L92 60V62H94ZM100 61H99V63H100ZM110 61V62H111ZM140 61V62H139ZM142 61V62H141ZM152 61V60H151ZM201 61H203L204 63H205V65L201 62ZM228 61V62H229ZM239 61V60H238ZM246 61H247V63L248 64H250L249 63V61L251 62V64H252V66H250V65H248L247 63H246ZM85 61H83V63H84ZM97 62H98V60H97ZM96 61H95V64H97V65H99L98 63H97ZM105 62H107V61H105ZM116 62H119V61H116ZM116 62H114V63H116ZM131 62V61H130ZM155 62V61H154ZM164 62H166V61H164ZM184 62V61H183ZM183 62L181 63L182 64V66H184L185 64H183ZM187 62H185V63H187ZM197 62H199V65L200 64H202L201 65V67H199V65H197L198 63ZM215 62V63H214ZM216 62H218V63H216ZM257 62V65H255V63ZM259 62H261V66L258 64ZM59 63V62H58ZM67 63H69L68 61H67ZM69 63V64H70ZM73 63V65L74 64H76V63H78V62H76V63H74V62H72ZM89 63H91V62H89ZM104 63V62H103ZM109 63V62H108ZM107 63V64H108ZM121 63V62H120ZM136 63V62H135ZM167 64H169L168 62H166ZM178 63H180L179 61H178ZM210 63V64H209ZM214 63V64H213ZM242 63H244V64H246V65H243ZM88 64V63H87ZM94 64V63H93ZM92 64V65H93ZM106 64V65H107ZM111 64H113L112 62H111ZM117 64V66H115V67H118V66H120L121 64H119L118 65V63H116ZM144 64V65H143ZM156 64H157V62H156ZM174 64V63H173ZM176 64V63H175ZM207 64V65H206ZM211 64H213V65H215V66H217L218 64V66L217 67H219V68H217V67H215V66H213V65H211ZM234 64V63H233ZM237 64V63H236ZM237 64V65H238ZM84 65V64H83ZM101 65V64H100ZM99 65V66H100ZM103 65V64H102ZM123 65V64H122ZM133 65H134V70H135V72H134V70H132L133 69ZM159 65V64H158ZM172 65V64H171ZM189 65V64H188ZM187 65V66H188ZM198 67H197V66ZM208 65H210V66H208ZM235 65V64H234ZM250 66L249 68L248 67H246V66ZM59 66V65H58ZM63 66V65H62ZM66 66V64L64 65V67ZM69 66V65H68ZM89 65H87V67H88ZM103 66H105V65H103ZM108 66H109V64L107 65V67H106V71L108 70L107 68H108ZM114 66V65H113ZM124 66H125V64H124ZM124 66H122L123 67V69H124ZM127 66H128V64H127ZM156 66V65H155ZM162 65H160L159 66V69H161L160 67H161ZM165 66V65H164ZM179 65L177 64V66L176 67H178ZM202 66H204V67H202ZM225 66H228V65H225ZM224 66V67H225ZM57 66H54L53 68H56ZM61 67V66H60ZM59 67V68H60ZM71 67H72V64H71ZM70 66H69V68H71ZM74 67V66H73ZM83 69L82 70H85L84 69V67L83 66H81ZM87 67H85V68H87ZM90 67H92V66H90ZM90 67L88 68V69H90ZM95 67V66H94ZM111 67V66H110ZM109 67V68H110ZM121 67V68H122ZM173 67V66H172ZM181 67V66H180ZM189 67V66H188ZM208 67V69H205V68H207ZM211 69H210V68ZM260 67V68H259ZM98 68V67H97ZM114 68V67H113ZM120 68V67H119ZM139 68V69H140ZM179 68V67H178ZM185 68H187V67H185ZM184 68V69H185ZM197 68H199L198 70H202L201 72H203L201 75H200V73H198V70H197ZM205 69L206 70V72L203 70V69ZM214 68V69H213ZM227 68V67H226ZM241 68L243 69V70H241ZM250 68H251V71H250ZM73 69V68H72ZM95 69V68H94ZM99 69L100 68H98V71H99ZM101 69H102V67H101ZM103 69H105V68H103ZM103 69L102 70H100V72L101 71H103ZM112 69V68H111ZM138 69V70H139ZM153 69V68H152ZM155 69H158V67L157 68H155ZM173 69H174V67H173ZM182 69V68H181ZM210 69V70H209ZM215 69H216V71H215ZM249 69V70H248ZM252 69H254V70H256V71H253ZM56 70V69H55ZM78 70H81L80 68L78 69ZM81 70V71H82ZM91 70H93V67H92V69ZM114 70V69H113ZM122 70V69H121ZM125 70V69H124ZM131 70H132V72H131ZM149 70L150 69H148V73H150L149 72ZM175 70H177L176 68H175ZM192 71V68L190 67V69H188L187 71L189 72V71ZM245 70V71H246ZM259 70V72H257ZM57 71L59 72V70H58V68H57ZM63 71V70H62ZM80 71V72H81ZM90 71V70H89ZM94 71V70H93ZM109 71V70H108ZM112 71V70H111ZM111 71H110V73H111ZM118 72L120 71V70H117ZM152 71H154V69L152 70ZM190 71V72H191ZM226 71V70H225ZM234 71V69L232 70V72ZM51 72H53V73H51ZM65 72V71H64ZM74 72V73H73ZM79 72V71H78ZM91 73H92V71H90ZM96 71H94V73H95ZM127 72H126V74H127ZM146 73H147V69H146V71H145ZM159 72V71H158ZM172 72V71H171ZM175 72V71H174ZM178 72V71H177ZM190 72H189V75H190ZM206 74H205V73ZM221 72H222V70H221ZM221 72H219L218 71V73H216V75H218L219 73H220V75L222 74ZM251 72H255V73H251ZM60 73H62V72H60ZM70 73H72V74H70ZM82 73V72H81ZM84 73V72H83ZM83 73L82 74H80V75H83ZM94 73H92V74H94ZM97 73V72H96ZM96 73H95V75H93L94 77L95 76H100L98 73V75H96ZM102 73H105V71L104 72H102ZM109 73V74H110ZM123 73V70H122V72L120 73L121 74V76L123 77V76H125V75H123L122 74ZM133 73H132V75H133ZM153 73V72H152ZM176 73V72H175ZM174 73V74H175ZM180 73H181V71H180ZM185 73V72H184ZM257 73V75H254V74H256ZM263 75V76H261L260 77V75ZM79 74V73H78ZM91 74V75H92ZM108 74V73H107ZM106 73H105V76L107 75ZM108 74V75H109ZM113 75H114V73H112ZM119 74V73H118ZM120 74L119 75H117L116 77L118 78L119 76H120ZM142 74V73H141ZM144 74V73H143ZM142 74V75H143ZM156 74H158L157 72H156ZM178 74H179V72H178ZM193 74V72L191 73V75ZM201 76H199V75ZM203 74H204V76H203ZM226 74H228V75H226ZM231 76H230V75ZM242 76H241V75ZM247 74H251V76H248ZM61 74H59V76H60ZM104 74H102L101 76H102V79H103V76ZM107 75V76H108ZM126 76V78L128 77V80L126 79V78H124L125 80H127L128 82H129V85H131L130 84V82L133 80L134 81V76H133V78L130 80L129 78H130V76ZM135 75V74H134ZM149 75V74H148ZM151 75V74H150ZM154 75V74H153ZM186 75H188V74H186ZM188 75V76H189ZM210 75V76H209ZM211 75H212V73L211 74H207L206 75V77H208L209 76V78H207V79H209V80H207V81H204V83H202L201 84V86H200V88H202V85L204 84V88H202V90L201 91H205V90H203V89H205V86H207V87H209L208 89L210 90L211 89V84H210V86H209V84H207L208 82L209 83H211L212 82V78H215L214 76H215V73H214V75H212L213 77H211ZM225 75V76H224ZM236 75V76H235ZM253 75H254V77H253ZM115 76V75H114ZM141 76V75H140ZM139 76V77H140ZM172 76V75H171ZM181 77H182V74L180 75ZM180 76H178V78H180ZM193 76V75H192ZM230 76V78H228ZM260 77L259 79L257 78V80H256V82H255V80L254 79H256V77ZM76 77H77V75H76ZM116 77H114V78H116ZM142 77V76H141ZM174 77H176V75L174 76ZM191 77V76H190ZM242 77V78H241ZM246 77H247V79H246ZM62 78V77H61ZM99 78V81H100V77H98ZM111 78H113V77H111ZM113 78V79H114ZM136 78H138V76L136 77ZM153 78V77H152ZM151 78V79H152ZM160 78V77H159ZM171 77H169L168 75H166V74H164V75H162V82L164 81V82H166L168 85H171L172 83H171V79H170ZM188 78V77H187ZM187 78L185 79V76L184 77H182V80H185V83H186V80H187ZM220 77L218 76V78L217 79H219ZM224 78V79H225ZM248 78H249V80H248ZM252 78H253V80H252ZM59 79H60V77H59ZM58 79V80H59ZM97 79V78H96ZM101 79V80H102ZM105 79V78H104ZM109 80H110V76H109V78H108ZM118 79H122V78H118ZM124 79H122L121 81H119L120 82V84H121V82H122V84H123V82L125 81ZM140 80H141V83H139L138 85H139V87H138V85H136V83H133L134 85H131V86H134L133 88L136 90V88L138 87L139 89L142 87V86H145V84H143L144 82V80L143 79H141V78H139ZM144 79H146V77H144ZM149 79V78H148ZM177 79V78H176ZM175 79V80H176ZM190 79H192V78H190ZM216 79V80H217ZM223 79V78H222ZM221 79V80H222ZM223 79V80H224ZM228 79H229V81H228ZM238 81H237V80ZM241 79L243 80L242 82H244L243 84H242V82H241ZM250 79L253 81V82H250ZM261 79V80H260ZM64 80V81H65ZM86 80H88V79H86ZM98 80V79H97ZM96 80V81H97ZM105 80H107V79H105ZM109 80H107V83L109 84ZM124 80V81H123ZM138 79H136L135 81H137ZM156 80V79H155ZM174 80V81H175ZM179 80H181V79H179ZM230 80H231V82H230ZM234 82H236V84L237 85H235V84H231L230 85V83H234ZM67 81V80H66ZM65 81V82H66ZM91 81V82H92ZM95 81V82H96ZM99 81H97L98 83H99ZM103 81V80H102ZM115 81L116 82H114V83H117V80L115 79ZM126 81V82H127ZM139 81V80H138ZM151 81H153V79L151 80ZM150 81V82H151ZM159 81V79L157 80V82ZM189 81V80H188ZM191 81V80H190ZM189 81V85L191 84L192 86H193V83H194V81H193V83H192V81L190 82ZM195 81V82H196ZM200 81V82H199ZM215 81V80H214ZM94 82V81H93ZM96 82V83H97ZM101 82V81H100ZM105 82L106 81H104V84H105ZM113 81L111 80V84H113L112 83ZM119 82H118V85L117 84H114V87H112V85H111V87L112 88H114L113 89V92H111L112 91V89L110 90V84L107 86V88L109 87V90H110V92L111 93H114V90H115V85L118 87L119 86ZM140 82V81H139ZM145 82H146V80H145ZM150 82H149V84H150ZM161 82V81H160ZM159 82V83H160ZM179 82V81H178ZM177 82V83H178ZM219 82V81H218ZM217 82V83H218ZM237 82H239V83H237ZM260 82H259V85H260ZM263 82V81H262ZM67 83V82H66ZM138 83V82H137ZM158 83V84H159ZM165 83V84H166ZM182 83H183V81H182ZM183 84V85H186V84ZM188 83V82H187ZM198 83H197V86H195L196 88L198 87ZM212 83H214V82H212ZM216 83V81H215V85L217 84ZM223 83H224V81H223ZM252 84L250 87H248L249 85H247V84ZM253 83H254V86H253ZM257 83V84H256ZM86 84H87V82L85 83V86H86ZM104 84L102 85V83L100 84V87L101 88H97V93L96 94H98V91L99 90H101L102 88H103V86H104ZM124 84H125V82H124ZM147 84H148V82H147ZM148 84V85H149ZM154 84H156V81H155V83ZM176 84V83H175ZM206 84V85H205ZM238 84L240 85L239 87H242L241 88V90L239 89V90H237L239 87H238ZM83 85V84H82ZM136 85V86H135ZM160 85V84H159ZM164 85V84H163ZM178 85V84H177ZM176 85V86H177ZM191 85L190 86H188V90L190 89V88H192V89H194V87H191ZM200 85V84H199ZM236 87H238L237 89L235 88V86ZM56 88V91H58V92H56V93H54L53 94V92H54V87ZM67 86V88H65ZM122 86V85H121ZM128 86V85H127ZM131 86H128V87H126V90H125V86H123V92L125 93V91L127 92V89L129 88V93H132V92H134V89H132L131 88ZM141 86V87H140ZM150 86V85H149ZM217 86V85H216ZM215 86V87H216ZM220 85H219V83H218V89L220 90L221 88L219 87ZM222 86V87H223ZM232 86H234V87H232ZM246 86H247V88H246ZM83 87V86H82ZM106 87V86H105ZM117 87H116V89H117ZM147 87V86H146ZM156 87H157V85H156ZM155 87V88H156ZM165 87H166V85H165ZM164 87V88H165ZM178 87H183L182 85L181 86H178ZM186 87V86H185ZM185 87H183L184 88V90H185ZM206 87V88H207ZM213 87V86H212ZM225 87H224V89H225ZM230 87L233 89V88H235L234 89V91H236L237 92V94L239 93L238 91H240L241 92V94H242V90H244L245 88V90L247 91V92H245L244 91V94L246 93H248L247 95H244V97H242L243 95H240L239 96V94H238V96H237V94L232 90V89H230ZM252 87V88H251ZM62 88V87H61ZM68 88H70V90L68 91ZM73 88V87H72ZM119 88V87H118ZM144 88V91L142 92V94H147V91L148 90H145V89H147V88H145V87H143ZM143 88H141V89H143ZM150 88V87H149ZM158 88H160V86L158 87ZM177 88V87H176ZM195 88V89H196ZM249 88H251V89H249ZM253 88H254V90H253ZM65 89H67L66 91H65ZM75 89V88H74ZM77 89V90H78ZM85 89V90H86ZM138 89V90H139ZM161 89H162V85H161ZM182 88H180V90H181ZM195 89L194 90H192V92L190 93V94H192V93H194L193 91H195ZM218 89H216V91H215V93L218 91ZM103 91V94H104V96L105 95H108L107 94V92H108V90H106V91H104L105 90V88L104 89H102ZM119 90H121V87H120V89H118V90H115V93L113 94V96H112V99H113V97H114V95L115 96H118V95H121V97L122 98H124V96H122V95H124V93H122V94H119L118 93V91ZM125 90V91H124ZM138 90H136L135 92H136V95L138 94V92H140V91H138ZM152 90H153V88H152ZM151 90V91H152ZM158 90V89H157ZM175 90V89H174ZM180 90H179V88H178V90L177 91H179L178 93V97H180V101L181 100H185L186 102H188L189 101V98H188V101L185 99V98H183L182 96H180V95H182V93H180ZM183 89H182V91H184ZM209 90L207 91L208 93H209ZM212 90H214V89H212ZM68 91V92H67ZM131 91V92H130ZM146 91V92H145ZM167 91V90H166ZM165 91V92H166ZM176 91V92H177ZM233 91V92H232ZM248 91H251V92H248ZM84 92H85V94H84ZM100 92V91H99ZM105 92H106V94H105ZM109 92V93H110ZM120 93H121V91H119ZM134 92V93H135ZM156 92V91H155ZM155 92H154V94H155ZM162 92V91H161ZM199 92V91H198ZM199 93V94H201V96H200V98L202 97V94H204V93ZM206 92V91H205ZM206 92V93H207ZM69 93V94H68ZM77 93H79V94H77ZM82 93V96L84 95V97L86 98V96L88 97L89 95H90V98H91V96H92V94H89V95H87V92L86 91H83V92H81ZM118 93V94H117ZM128 93V94H129ZM170 93H171V90H170ZM185 93L186 92H184V95H185ZM188 93V92H187ZM207 93V94H208ZM210 93H211V91H210ZM212 93H213V91H212ZM218 93H220V92H218ZM217 93V94H218ZM222 93V92H221ZM235 93V94H234ZM70 94V95H71ZM73 94H72V96H73ZM95 94V93H94ZM95 94V95H96ZM125 94H127V93H125ZM140 94V93H139ZM138 94V95H139ZM146 94H145V96H146ZM149 94V93H148ZM152 94V93H151ZM159 94V93H158ZM162 94H163V92H162ZM161 94V95H162ZM224 94H225V92H224ZM95 95H93V98H94V96ZM101 95V94H100ZM99 94L98 95H96V97L97 96H100ZM111 95V94H110ZM110 95H108L107 97H109ZM132 94H129L127 97H129V96H131ZM133 95H135V94H133ZM135 95V96H136ZM138 95H137V97H138ZM156 95V94H155ZM169 95V93L167 94V96ZM206 95V94H205ZM205 95L203 96V98L202 99H206V98H204L205 97ZM210 95V94H209ZM212 95V94H211ZM222 95V94H221ZM220 95V96H221ZM227 95L225 96V97H227ZM82 96H80V97H82ZM103 95H101V97H102ZM135 96H133V97H135ZM143 95H141L140 97L142 98V100L140 99V102H142L143 100H144V98L142 97ZM154 96V95H153ZM152 96V97H153ZM159 96V95H158ZM163 96L164 95H162V97L161 96H159V98H157V96H156V102L157 103H161L162 102V100H161V98H163ZM196 96V93L194 94V97ZM236 96V98H234ZM84 97H82V98H84ZM96 97L94 98V99H96ZM106 97V96H105ZM105 97H103L102 99H106ZM119 97L120 96H118L117 98L119 99ZM125 98V99H128V98ZM132 97V98H133ZM137 97L135 98V100H137ZM155 97V96H154ZM207 97H208V95H207ZM210 97H212V96H210ZM214 97V96H213ZM222 97V96H221ZM225 97H223V98H225ZM228 97V98H229ZM69 98H71V96L69 97ZM69 98H67V99H69ZM89 98V97H88ZM110 98V103H112L111 101H114L115 102V99H111V97H109ZM129 98H131V97H129ZM131 98V99H132ZM167 98V97H166ZM190 98H191V96H190ZM215 98V97H214ZM213 98V99H214ZM242 98V99H241ZM125 99H124V101H125ZM130 99V101H132ZM151 100H152V98H150ZM154 99V98H153ZM160 99V100H159ZM179 99V98H178ZM178 99H177V101H178ZM199 99V98H198ZM198 99H195V100H198ZM209 99V98H208ZM207 99V100H208ZM218 99H221V98H219L218 97V95H217V99L216 100H218ZM226 99V98H225ZM223 100L222 99V101H226V100ZM239 99V100H238ZM241 99V100H240ZM83 100V99H82ZM85 101L87 100V98L86 99H84ZM91 100V99H90ZM97 101H98V99H96ZM129 100V99H128ZM135 100H133L132 101V105H133V102L135 101ZM158 100V101H157ZM264 87L262 88V89H260L259 90V92L255 95V97L253 98V99H251V100H249L248 102H247V104H246V109H247V114L244 116V118L242 119V121H241V124H242V127L244 128V141L246 140L247 142H248V139H251V138H255V137H260L261 138V136H262V138L264 137V124L262 123V125H257L256 126V123H258V122H256V120H255V117L257 118V115H258V110L261 108V107H264ZM75 101H77V100H75ZM87 101H89V100H87ZM145 101V100H144ZM148 101V100H147ZM191 101V103H192V99L190 100ZM189 101V102H190ZM199 101V100H198ZM206 101V100H205ZM205 101H204V105H207V106H209L208 104H205ZM214 101V100H213ZM212 101V102H213ZM221 101V100H220ZM220 101H218V103L217 104H219V102ZM126 102H127V100H126ZM129 102V101H128ZM137 102V101H136ZM139 102V100H138V103H140ZM155 102V103H156ZM186 102H185V110H186ZM199 102H201V101H199ZM207 103H210V102H208V101H206ZM231 102V101H230ZM236 102V101H235ZM262 102V103H261ZM71 103V104H70ZM110 103H107L108 105L110 104ZM120 103H122V102H120ZM145 103H146V101H145ZM152 103V101H148V104H150V106L151 107H153V105H158L159 107H160V105L159 104H151ZM166 103H168V101H166ZM180 103V102H179ZM178 102H177V105L179 104ZM182 103H183V101H182ZM214 103H216L215 101H214ZM224 104L223 105H225V103H226V105L229 103V101H228V103L227 102H223ZM234 103V102H233ZM263 104L261 107H260V105L261 104ZM113 105H114V103H112ZM123 103H122V105H124ZM136 104V103H135ZM134 104V105H135ZM190 104V103H189ZM198 104V103H197ZM237 104V103H236ZM236 104H234V105H236ZM74 105V106H73ZM77 105H79V106H77ZM100 105H97V106H99V108H101L100 107ZM108 105L106 106L107 108H108ZM111 105V104H110ZM113 105H111V107L113 106ZM137 105H139V104H137ZM164 105L165 104H163V107H164ZM167 105V104H166ZM190 105H193V104H190ZM104 106V107H105ZM116 106H117V104H116ZM115 106V107H116ZM126 106H124V107H126ZM129 106H130V102H129ZM142 106V105H141ZM140 106V107H141ZM144 106V105H143ZM143 106H142V108H143ZM148 105H145L144 107L145 108H143V111H144V109H147L146 107H147ZM150 106H149V108H150ZM179 106H182V104L181 105H179ZM197 106H200V104H198ZM201 106H203V104L201 103ZM200 106V107H201ZM210 106H214V104L213 105H210ZM228 106V105H227ZM227 106H224V107H226V109H227ZM82 107H81V109H82ZM114 107V106H113ZM119 107V106H118ZM193 107H195V106H193ZM193 107H190L191 109L193 108ZM199 107V108H200ZM222 107V106H221ZM230 107V106H229ZM234 107V106H233ZM93 108H94V106H93ZM96 108H98V107H95L94 108V110H96ZM101 108V109H102ZM134 108H135V106H134ZM133 108V109H134ZM137 108V107H136ZM177 108V107H176ZM180 108V107H179ZM179 108H177V112H175L177 115H180L181 114V111H184V110H181L180 111V109ZM213 107H211V109H212ZM215 108H216V106H215ZM218 108H220V107H218ZM216 109L217 111L218 110H220V109ZM242 108H244V107H242ZM133 109H130L129 108V111H131V110H133ZM166 109V108H165ZM178 109H179V111L180 112H178ZM182 109H183V107H182ZM208 109H209V107H208ZM214 109V108H213ZM225 109V110H226ZM229 109V108H228ZM70 110V111H69ZM98 110V109H97ZM107 110V109H106ZM128 110V109H127ZM135 110V109H134ZM138 109H136V111H137ZM141 110V109H140ZM201 110V111H200ZM203 110H204V108H203ZM210 110V109H209ZM222 110H223V107H222ZM240 110H242V109H240ZM102 111V110H101ZM126 111V110H125ZM128 111V112H129ZM135 111V112H136ZM205 111H207V112H210V111H208L207 110V108H206V110ZM212 111H215V110H212ZM212 111H211V113H212ZM239 111V110H238ZM238 111H234V114H235V112H237V114H238ZM243 111V110H242ZM242 111H241V113H242ZM262 111H264V108H261V111L259 110V112L261 113ZM66 112H69L68 113V117H67V115H65L66 114ZM81 112V113H80ZM108 112H109V110H108ZM127 112V111H126ZM220 112V111H219ZM222 112V114H223V112H224V110L223 111H221ZM240 112V111H239ZM97 113V112H96ZM139 113H140V111H139ZM186 113H187V111H186ZM191 113V112H190ZM210 113V115H212ZM214 113V112H213ZM215 113H216V111H215ZM215 113H214V115H215ZM228 113H230V112H228ZM227 113V114H228ZM233 113V112H232ZM240 113V114H241ZM80 114L82 115V117L80 118L79 116H80ZM95 114V115H94ZM183 114V113H182ZM202 114H205V115H208L207 113H202ZM239 114V115H240ZM264 113H261V119H262V115H263ZM72 116L75 120H76V122L75 121H73L74 119L72 118V117H70V116ZM79 115V116H78ZM119 115H121V114H119ZM165 115V114H164ZM171 115L173 116V113L171 112ZM176 115V116H177ZM194 115V116H193ZM218 115H220V113H218ZM233 115V114H232ZM231 115V116H232ZM65 116H66V118L68 119L69 117L70 118H72L71 119V121H73V122H75V123H73L72 122V124L71 125H73V127H72V129L67 125V122L66 121H69L70 119H68V120H64V119H66L65 118ZM78 116V117H77ZM84 116H85V118L86 119H89L88 118V116L86 117V110H85V113H84ZM153 116H156V117H153ZM183 116V117H182ZM185 116V117H184ZM202 116V115H201ZM216 116H217V113H216ZM234 116V115H233ZM236 116V115H235ZM234 116V117H235ZM259 116V115H258ZM62 117H64V118H62ZM76 117L77 118H80L81 120H77L76 119ZM175 117V116H174ZM173 117V118H174ZM193 118L194 117V119H190V118ZM206 117H208V116H206ZM213 117H215V116H213ZM218 117H220V116H218ZM222 117V116H221ZM220 117V118H221ZM260 117V116H259ZM84 118V119H85ZM165 118V117H164ZM203 118H204V116H203ZM210 117H208L207 119H209ZM217 118V117H216ZM216 118H214V119H216ZM237 118V117H236ZM62 119H63V122H62ZM206 119V118H205ZM214 119H212L211 118V120H214ZM226 119H227V117H226ZM228 119H229V116H228ZM228 119L226 120V121H228ZM260 119V118H259ZM264 119V118H263ZM262 119V120H263ZM117 120V119H116ZM162 120H164V119H162ZM172 120V121H173ZM224 119H222V122H221V124L223 125V123L225 122V120L223 121ZM230 120V119H229ZM231 120H233V121H235L234 120V118L233 119H231ZM239 120H240V118H239ZM111 121H110V123H111ZM207 121H209V120H207ZM215 121V120H214ZM213 121V122H214ZM217 121V120H216ZM238 121V120H237ZM264 121V120H263ZM87 122V121H86ZM203 122V121H202ZM201 122V123H202ZM213 122H211V124L213 123ZM260 122V121H259ZM262 122V121H261ZM69 123H71V122H69ZM68 123V124H69ZM200 123V122H199ZM198 123V124H199ZM200 123V124H201ZM203 123H205V122H203ZM209 123V122H208ZM227 123V122H226ZM236 123V122H235ZM207 124V123H206ZM210 124V123H209ZM220 124V125H221ZM229 124H231V123H229ZM228 124V125H229ZM232 124H234V123H232ZM231 124V125H232ZM65 125V126H64ZM146 125V126H145ZM220 125L218 126V127H220ZM221 125V126H222ZM224 125H226V124H224ZM228 125H227V127H228ZM113 126V127H112ZM159 126V125H158ZM194 126V125H193ZM201 126V125H200ZM202 126H206V125H202ZM112 127V128H111ZM146 127V128H145ZM191 127H192V125H191ZM190 127V128H191ZM195 127H197V126H195ZM195 127H193L194 129H195ZM199 127V126H198ZM209 127V126H208ZM211 127V126H210ZM218 127H217V129H218ZM224 127V126H223ZM222 127V128H223ZM235 127H237V125L235 126L234 125V129L236 130L237 128H235ZM155 128H157L158 129V127L157 126H155ZM201 128V127H200ZM199 129V128H198ZM214 127L212 126V128H209L208 129V131L209 130H212V131H214ZM220 129V128H219ZM218 129V130H219ZM224 129V128H223ZM226 129V128H225ZM193 130V129H192ZM196 130V129H195ZM194 130V131H195ZM203 130V129H202ZM227 131L226 132H229L228 131V128L226 129ZM238 130V129H237ZM236 130V131H237ZM147 133H146V132ZM194 131H193V133H194ZM198 131V130H197ZM197 131H195V133H197ZM211 131V132H212ZM221 131V130H220ZM219 131V132H220ZM224 131V130H223ZM233 130H231V132H232ZM211 132L209 133V134H211ZM225 132V133H226ZM235 132V131H234ZM192 133V134H193ZM205 133H206V131H205ZM213 134L215 133V131L214 132H212ZM224 133V134H225ZM233 133V132H232ZM134 134H138L137 136V138H139V139H141V137L143 138V139H141V140H143V141H140L139 142V140H137L136 141V137H134L135 135ZM201 135H202V132L200 133ZM212 134V135H213ZM216 134V133H215ZM217 134H218V132H217ZM216 134V135H217ZM223 134V133H222ZM224 134L222 135V137L223 138H225L224 137ZM227 134V133H226ZM229 134H231L230 132H229ZM237 134V133H236ZM130 135H132V137H133V141H130L131 139H132V137H130ZM140 135H142L141 137H140ZM148 135V134H147ZM150 135H149V137H150ZM191 135V134H190ZM190 135H189V137H190ZM198 135H199V133H198ZM207 135L208 134H206L205 135V137H207ZM220 135V134H219ZM154 136V135H153ZM186 136V137H185ZM195 136V135H194ZM200 136V135H199ZM218 136V135H217ZM216 136V137H217ZM221 136V135H220ZM219 136V137H220ZM189 137H188V140H189ZM204 137V136H203ZM209 137V136H208ZM211 137V136H210ZM219 137H217L216 139H221V138H219ZM131 138V139H130ZM192 138H194V137H192ZM197 138V137H196ZM228 138V136L226 137V139ZM259 138V139H260ZM130 139V140H129ZM182 139V140H181ZM190 139H191V137H190ZM199 139V137L197 138V140ZM234 139V138H233ZM240 139V138H239ZM239 139H236V141L237 140H239ZM243 139V138H242ZM176 140H177V142H176ZM192 140V139H191ZM194 140H195V138H194ZM212 140V139H211ZM211 140L209 139V141L211 142ZM221 140H223V139H221ZM180 141H182L181 143H184L185 144V147L187 146V145H189V146H187V148H186V150L187 151H185L184 152V144H181L180 143ZM190 141V140H189ZM207 141V140H206ZM252 142H250L249 141V143H246L245 144V142H243V141H241V143L243 142L244 143V145H242L240 142H239V144H241L242 146H240L239 144H237V145H239L240 147H244L245 145V148H243V150L245 151V154H246V152L248 153V154H246V155H244V159H245V161H246V163L248 162V160L249 159H251V160H249V161H252V159H255V158H253L252 156H253V154L252 155H250L252 152H255L254 150H256L255 148H257V147H259V148H261V146H264L263 144H262V142L264 141L263 139H261V141H258L257 140V142H255L254 143V141H253V139L251 140ZM168 142V143H167ZM176 142V144H174ZM194 142V141H193ZM198 142V141H197ZM208 142V141H207ZM210 142H208L209 144H210ZM214 142V144L213 145H215L216 143V140H214L213 141ZM217 142H220V141H218L217 140ZM260 142V143H259ZM168 144L167 146L165 145V144ZM236 143H238V142H236ZM253 145H252V144ZM257 143V144H256ZM264 143V142H263ZM187 144V145H186ZM234 144V143H233ZM233 144H228L229 146L230 145H233ZM254 144H255V146L256 145H258V144H260L261 146H254ZM211 145V144H210ZM226 145V144H225ZM247 145H248V148H247ZM252 145V147H251V149H250V146ZM169 146V147H168ZM190 146V147H191ZM229 146L227 147L228 149H230L229 148ZM238 146V147H239ZM255 148H254V147ZM212 147L213 146H211V147H209V149L211 148L212 149ZM224 147V146H223ZM222 147V148H223ZM233 147H234V145L231 147V150H234L233 149ZM235 147H237V146H235ZM236 148V149H238V151L241 149L240 147L239 148ZM216 148V147H215ZM252 148L254 149V150H252ZM264 148V147H263ZM205 149V148H204ZM207 149V148H206ZM209 149H208V152H210L209 151ZM210 149V150H211ZM224 149H225V147H224ZM246 149H247V151H246ZM248 149H250L252 152H249L250 150H248ZM257 150H258V148H257ZM261 150V151H260ZM262 150L264 151V149H259V151L260 152H262ZM191 151V152H190ZM226 151V150H225ZM229 151V150H228ZM236 151V150H235ZM237 151V152H238ZM243 151V152H244ZM259 151H257V156H259ZM186 152H190L189 154L188 153H186ZM194 152V153H193ZM218 152H220V150L219 151H217V153ZM221 152H222V149H221ZM231 152V151H230ZM234 152V151H233ZM242 152V153H243ZM192 153H193V155H192ZM216 153V154H217ZM223 153H224V150H223ZM232 153V152H231ZM230 153V154H231ZM241 153V151L239 152V154ZM264 153V152H263ZM185 154H187L188 155V157L187 156H185ZM224 154H227V151L224 153ZM234 154V156L236 155V152L235 153H233ZM233 154H231V155H233ZM244 154V153H243ZM255 154V153H254ZM189 155H192V156H189ZM196 155V156H197ZM202 155V154H201ZM200 155V156H201ZM209 155V154H208ZM215 155V154H214ZM220 155V154H219ZM223 155V154H222ZM222 155H220V156H222ZM228 155V154H227ZM248 155V156H247ZM197 156V157H198ZM206 156V155H205ZM216 156L217 155H215L214 157L216 158ZM233 156V157H234ZM243 156V155H242ZM245 156L246 157H249L248 159L247 158H245ZM255 157H257L256 155H254ZM260 156H261V154H260ZM262 156H264V154L262 155ZM261 156V157H262ZM138 157H140V159L138 158ZM143 157H144V159H143ZM151 157V158H150ZM165 157V158H164ZM223 158H224V160H225V158H228V157H225L224 155L222 156ZM232 157V158H233ZM239 158V156H236V158ZM140 160V161H142L143 160V162H140V164L138 163V165H135V163H136V160H138V159ZM142 158V159H141ZM164 158V159H163ZM186 158H187V161H185L186 160ZM196 157H194V159H195ZM206 158H208V157H203V158H201V159H204V161L203 160H198V162L200 161H202V162H204V163H206L207 162V159ZM219 158V157H218ZM222 158V159H223ZM231 158V159H232ZM235 158V159H236ZM238 158H237V160L236 161H238ZM205 159H206V162H205ZM214 159V158H213ZM229 159V158H228ZM234 159V160H235ZM239 159H241V158H239ZM244 159L242 158L241 160H243L244 161ZM261 161H262V158H259ZM258 159V160H259ZM212 160V159H211ZM216 160H217V158H216ZM216 160H214V161H216ZM256 160H257V158H256ZM257 160V161H258ZM195 161V160H194ZM214 161H212L211 163H213V165L214 164H218V163H214ZM218 162H220V163H222L223 164V162H221L219 159L217 160ZM228 161V160H227ZM231 161H233V160H231ZM240 161V160H239ZM238 161V163H240ZM254 161V160H253ZM253 161H252V165H253ZM257 161H255L254 162V165H255V163L256 164H258L257 163ZM190 162V163H189ZM199 162V163H200ZM235 162V161H234ZM259 162V161H258ZM141 163H143V165L141 164ZM185 163H189L188 165H186ZM208 163V162H207ZM219 163V164H220ZM244 163V162H243ZM243 163H242V165H243ZM250 164H248L249 165V168H250V165H251V162H249ZM209 164V163H208ZM221 164V165H222ZM225 164V163H224ZM228 164H230V163H228ZM237 164V163H236ZM141 165H142V167H141ZM202 165H203V167H202ZM211 165V164H210ZM213 165H211V167L213 168V167H215V166H213ZM226 165H227V162H226ZM237 165H239V164H237ZM237 165H235V166H237ZM253 165V166H254ZM185 166H187L186 168H185ZM194 166V165H193ZM218 166V165H217ZM216 166V168H214V171H215V169L217 170V168H225V165L222 167V166H218L217 167ZM233 166H234V163H233ZM241 166V165H240ZM252 166V167H253ZM255 166H257V165H255ZM254 166V168L255 169H252L253 171L254 170H256L257 169V167H255ZM141 167V168H140ZM182 167L185 169V171H189V170H191L190 172L191 173H193V175L191 174H189L190 176H187L186 175V173L188 174L189 172H186L185 173V171H184V169L182 170ZM210 166H209V171H211V168ZM242 167H245V166H242ZM264 167V165H262V168ZM73 168H77L78 169V172H77V169H75L76 170V172L77 173H75V172H72L73 170ZM180 168V169H179ZM188 168V169H187ZM220 168V170H217V173H214V172H212V175H213V177L214 176H219V175H216V174H218V172L220 171V173L222 172L221 169ZM238 169H239V166L237 167ZM248 168V169H249ZM258 168H259V166H258ZM262 168H261V170L259 171V172H261L262 171ZM187 169V170H186ZM197 169H199V170H197ZM201 169H202V171H203V173H202V175H201ZM207 169V168H206ZM234 169V168H233ZM242 168L240 167V169H239V171L241 170ZM245 169V168H244ZM247 167H246V170H243L244 172L246 171V174L248 173L247 172ZM251 169V168H250ZM134 170V171H133ZM139 170V171H138ZM229 170V172H230V169H228ZM228 170H227V172H228ZM207 171V170H206ZM209 171H208V173H209ZM231 171L232 172H234L233 170H232V168H231ZM236 171V172H238V173H242V171ZM252 171V172H253ZM257 171V170H256ZM235 172V173H236ZM251 172V171H250ZM258 172V173H259ZM264 172V171H263ZM73 173H74V176H72L73 175ZM136 173V174H135ZM215 175H214V174ZM226 173V172H225ZM236 174V178H237V175H238V178L240 179V178H242V176L245 174V173H243V175H241V174ZM256 174V172H253V174ZM258 173L256 174V176L258 175ZM76 174H78V175H80V176H76V179L74 180L73 178L75 177V175ZM172 175V181L170 180V176ZM223 174V173H222ZM229 174H234V173H229ZM250 174V173H249ZM254 174V175H255ZM241 175V177H239ZM261 175V174H260ZM226 176V175H225ZM229 176V175H228ZM227 176V177H228ZM247 175H245V178H244V180L247 178V177H249V176H247ZM251 176H253L252 174H251ZM256 176H254L255 178H256ZM262 176H264L263 174H262ZM73 177V178H72ZM206 177H208V174H207V176ZM211 177V176H210ZM213 177H211V178H209V179H207V180H209L210 181V179H212L213 180ZM224 177V176H223ZM226 177V178H227ZM254 177H252V178H254ZM260 177V176H259ZM71 178V179H70ZM81 178V179H80ZM200 178L201 177H199V180H200ZM215 178V177H214ZM218 178V177H217ZM235 178V177H234ZM233 177H232V179H234ZM235 178V179H236ZM238 178L236 179V181L238 180ZM242 178V179H243ZM252 178H249L250 180L252 179ZM258 178V177H257ZM261 178V177H260ZM78 179V181H81V182H79V184H78V181H77V183L75 182L76 180ZM80 179V180H79ZM216 179V178H215ZM215 179H214V182H215ZM225 179V178H224ZM231 179V178H230ZM229 179V180H230ZM232 179H231V183H229L230 181H227V180H225V181H227L228 183H229V190H228V194L230 195L229 196V198L232 196V199H234L233 198V195H231L230 193H232L233 192V194H235V191H232V190H234V189H237V187H235L234 188V186H232L233 184H232ZM242 179H240V180H242ZM69 180H71V181H73L74 180V184L76 183V186H74V184H72L73 182H71V184H68V182H70ZM187 180H189L190 182H189V184L187 185V183H185V185H184V189H183V186H182V184L181 183H183V182H181V181H187ZM218 179H216V181H217ZM219 180H220V178H219ZM240 180H239V182H240ZM249 180V181H250ZM253 180V179H252ZM259 180V179H258ZM174 181V182H173ZM193 181V182H194ZM202 181H205V180H202ZM209 181H206L207 183H211V184H214V182H209ZM224 181V180H223ZM222 181V182H223ZM248 181V178H247V181H245V184H246V182L248 183L249 182ZM172 182V183H171ZM181 182V183H180ZM188 182V181H187ZM233 182H235V181H233ZM241 182H243L244 183V181H241ZM253 182V181H252ZM256 182H260V181H256ZM221 183V182H220ZM219 183V184H220ZM226 183V182H225ZM224 183V184H225ZM235 183H237V182H235ZM242 183V184H243ZM249 183H251V182H249ZM248 183V184H249ZM254 183H255V180H254ZM262 183H264L263 182V180H262ZM179 184H181V186L179 185ZM200 184V183H199ZM210 184V185H211ZM223 184V185H224ZM230 184H232L231 185V188H230ZM239 184V183H238ZM252 184L253 183H251V184H249L248 186H252ZM256 184V183H255ZM258 184V183H257ZM256 184V185H257ZM261 184V183H260ZM69 185V186H68ZM71 185V186H70ZM178 185L181 187V189H182V192H180L181 190L178 188ZM210 185H208V187H205L204 188V190L206 189V188H208V190L209 189H211V188H215L217 191H218V188H216L217 186L214 184V187H213V185L212 186H210ZM227 184H225L219 191H221L222 189V193L221 194H226V189L225 188H228L227 186H226ZM235 185V184H234ZM67 186L69 187V188H67ZM80 187V189L79 188H76V187ZM185 186H187L186 188H185ZM190 186H191V184H190ZM189 186V187H190ZM202 186V187H201ZM211 188H210V187ZM216 186V187H215ZM219 186V185H218ZM222 186V185H221ZM226 186V187H225ZM238 186V185H237ZM242 187L243 185H240L239 184V187ZM250 186V187H251ZM260 186V185H259ZM263 186V185H262ZM70 187H72V188H70ZM225 187V188H224ZM244 187V186H243ZM243 187L241 188V189H243ZM245 187L247 188H245V190H247L248 191V187L245 185ZM76 188V189H75ZM190 188V189H191ZM220 188V187H219ZM234 188V189H233ZM260 188V187H259ZM262 188V187H261ZM75 189V190H74ZM170 190V191H167V190ZM180 191H179V190ZM199 189H200V191H199ZM203 189V188H202ZM226 191H225V190ZM232 189V190H231ZM238 189H240V188H238ZM250 190L249 191H251V188H249ZM253 189H255V188H253ZM252 189V192H254V191H258V189H256V190H253ZM71 190H70V192H71ZM76 190V191H77ZM198 190V192H196ZM204 190H202V191H204ZM208 190H205V191H207L206 193H210ZM212 190V189H211ZM216 190H212L213 192L212 193H210V194H205V191H204V193H203V195H201L202 197L203 196H208V200H209V198H210V202L208 201H206L205 203L206 204H210L211 202L212 203H217L218 204V199L214 196L213 197V195L212 194H216V193H214ZM264 190V189H263ZM231 191V192H230ZM242 191V190H241ZM241 191H239V192H241ZM260 191H261V189H260ZM168 192H172V194H170L169 195V193ZM179 192V193H178ZM243 192V191H242ZM241 192V193H242ZM245 192V191H244ZM71 193H73V192H71ZM70 193V194H71ZM198 193V195H196ZM218 193V192H217ZM238 193V191L236 192V194ZM241 193H240V195H241ZM258 193V192H257ZM260 193H262V192H260ZM205 194V195H204ZM235 194V195H236ZM248 194H252V193H247V196H248ZM263 194H264V192H263ZM67 195V196H66ZM183 195V196H182ZM196 195V196H195ZM238 195V194H237ZM242 195H243V193H242ZM254 194H252V195H250V196H253ZM65 196H66V198H65ZM71 196V197H72ZM179 196V198H181V196H182V202H181V200L179 199V198H177V197ZM211 196L213 197V198H211ZM217 196H218V194H217ZM227 196V195H226ZM239 196V195H238ZM246 196V197H247ZM258 197H259V195H257ZM71 197H70V200H71V202L72 201H74V202H76L75 201V199H71ZM175 197L177 198V199H179V200H177V199H175ZM186 197V198H187ZM199 197V198H198ZM220 197H222V196H220ZM240 197V196H239ZM244 197V196H243ZM262 197H264V196H262ZM186 198H185V202L187 201L186 200ZM188 198V199H189ZM197 198H198V200H197ZM204 198V197H203ZM206 198V197H205ZM225 198V195H224V197L222 198V199H224ZM227 198V197H226ZM225 198V199H226ZM228 198V199H229ZM237 198V197H236ZM235 198V199H236ZM251 198V197H250ZM256 198V197H255ZM199 199H200V201L201 202H198L199 201ZM217 201H216V200ZM220 199V198H219ZM231 199V198H230ZM238 199V198H237ZM248 199V198H247ZM258 199V198H257ZM261 199V198H260ZM259 199V200H260ZM216 202H215V201ZM250 200H253V199H250ZM255 200V199H254ZM176 201L178 202L177 204H179L180 206L179 207H176L177 205H175L176 204ZM179 201H180V203H182V204H180L179 203ZM222 201V200H221ZM227 201V200H226ZM229 201V200H228ZM256 201V200H255ZM261 201V200H260ZM79 202H80V204H79ZM114 204H113V203ZM185 202H184V205H183V208H184V206H186L185 205ZM225 202V201H224ZM231 202H233L232 200H231ZM248 202H249V200H248ZM253 202V201H252ZM259 202V201H258ZM186 203V204H187ZM210 204V205H212V206H210V207H212V208H214V204ZM220 204L222 203L223 204V202H219ZM227 203V202H226ZM229 203V202H228ZM238 203V202H237ZM239 203H244V202H239ZM261 203H264L263 202V200H262V202ZM77 205L76 203H73L72 202V205L73 206H75V205ZM198 204V205H199ZM206 204H205V209L207 210L208 209V205L206 206ZM233 204H235V202L233 203ZM233 204H231V205H233ZM252 204V203H251ZM253 204H254V202H253ZM257 204V203H256ZM66 205H67V203H66ZM65 205V207H67ZM69 205H71V203L69 204ZM71 205V206H72ZM77 205V206H78ZM214 205V206H213ZM243 205V204H242ZM241 205V206H242ZM258 205H260V203L258 204ZM191 206V207H190ZM219 206V205H218ZM221 206V205H220ZM234 206H236V207H238L236 204L234 205ZM247 206V205H246ZM264 206V205H263ZM262 205H261V207H263ZM69 207V206H68ZM67 207V208H68ZM207 207V208H206ZM209 207V208H210ZM227 207V206H226ZM243 207H245V206H243ZM70 208V209H71ZM180 208V209H179ZM186 208V207H185ZM221 208V211H222V209L224 208V206L223 207H220ZM231 208V211H232V208L233 207H230ZM235 208V207H234ZM249 208H250V206H249ZM252 209H254V207H251ZM258 208V207H257ZM205 209H204V211H203V213H205V216H206V212H208V211H210L209 209L205 212ZM215 209V208H214ZM217 209H218V207H217ZM229 209V208H228ZM227 209V210H228ZM241 210V209H238V208H235V210ZM245 209V208H244ZM243 209V210H244ZM189 210V211H190ZM243 210H242V212H243ZM251 210V209H250ZM183 211V212H182ZM188 211V212H189ZM218 212H219V210H217ZM252 211V210H251ZM255 211V215H256V210H254ZM258 211H260L259 210V208H258ZM261 211H262V209H261ZM70 212V213H71ZM179 212V213H178ZM187 212V213H188ZM194 212V213H195ZM212 212H213V210H212ZM214 212H216V211H214ZM218 212H216L215 214H216V216H217V213ZM224 212V211H223ZM223 212H219V214L221 215V216H223V218L226 220L227 219V217L228 216H226V217H224V214H223ZM247 212L249 213L250 211H248L247 210ZM70 213H68V215L70 214ZM184 213V214H186L187 216L189 215V216H192L194 213H192V215L190 214V213ZM223 215H222V214ZM225 213V212H224ZM227 213V215H228V213L229 212H226ZM226 213H225V215H226ZM239 213V212H238ZM102 214H105V215H102ZM177 214V216H175ZM184 214H182V215H184ZM200 215H201V213H199ZM208 214H209V212H208ZM212 214V213H211ZM214 214V213H213ZM218 214V215H219ZM242 214V213H241ZM245 214V213H244ZM254 214H252V215H254ZM259 214H260V212H259ZM71 215V214H70ZM112 215V216H111ZM197 216H198V214H196ZM199 215V218L201 217L202 218V216H200ZM246 215H248V214H246ZM261 215V214H260ZM103 216V217H102ZM111 216V217H110ZM185 216V215H184ZM183 216V217H184ZM187 216H185L184 218H183V224H186L185 223V219H187V220H189L188 218H189V216H188V218H187ZM194 216V218H196L195 217V215H193ZM192 216V217H193ZM212 215H210V217H211ZM221 216H218V217H221ZM230 216V215H229ZM232 216V215H231ZM233 216H234V214H233ZM233 216H232V218H233ZM237 216V215H236ZM244 215H242V217H243ZM258 215H256L255 216V218L257 217ZM177 217V218H176ZM206 217H208V216H206ZM246 217V219H247V216H245ZM254 217V216H253ZM261 217H262V220H264V215L262 216L261 215ZM182 218V217H181ZM194 218H193V222H191L192 221V219L190 218V222L189 221H187L186 220V222L188 223H190V224H192V227L194 226L193 224L195 223V221L197 222V219L194 221ZM198 218V217H197ZM204 218V217H203ZM213 218V217H212ZM222 218V217H221ZM229 218V217H228ZM235 218V217H234ZM233 218V219H234ZM249 218V217H248ZM255 218H254V220H255ZM77 219V220H78ZM208 219H209V217H208ZM211 219V218H210ZM220 219V218H219ZM230 219H231V217H230ZM244 219V218H243ZM242 219V220H243ZM250 219H252V218H250ZM250 219H248V221L250 220ZM258 219V218H257ZM261 218H259V220H260ZM69 220V221H68ZM75 220H76V218H75ZM78 220V224L80 223V221ZM109 220H108V218H106L105 219V222L104 221H101V222H103V224H100V225H104V223H106L107 221L109 222ZM198 220H200V219H198ZM202 220V219H201ZM200 220V221H201ZM203 220H205V222H206V218H204ZM202 220V221H203ZM212 220V219H211ZM215 221H216V219H214ZM218 220V219H217ZM221 220H223V219H221ZM232 220V219H231ZM239 220V219H238ZM238 220H237V222H238ZM241 220V219H240ZM253 220V219H252ZM200 221H198V222H200ZM246 221V220H245ZM244 221V223H246V222H248V221H246L245 222ZM81 222H83L82 220H81ZM107 222V223H108ZM180 222H181V220H180ZM197 222V225H198V227H197V225L196 226H194V227H197L198 228V230H199V232L200 233H202V231L200 230V229H202V230H204L205 228H207L208 227V225H206V223L205 222H203V223H205V225H206V227H204L203 228V224H202V222L201 223H198ZM217 222V221H216ZM224 222V221H223ZM222 222V223H223ZM226 222H228V220H226ZM225 222V223H226ZM232 222V221H231ZM233 222H235V223H237L236 222V219L235 220H233ZM260 222V221H259ZM259 222H257L258 224H259ZM73 223V222H72ZM175 223H173V224H175ZM178 223V222H177ZM207 223H209V221L207 222ZM225 223H224V225H225ZM229 223V222H228ZM228 223H226V224H228ZM240 224H242V222H239ZM250 223V222H249ZM74 225V227H76L75 226V224H76V221H74V223H73ZM81 224H84V223H81ZM181 224V223H180ZM179 224V225H180ZM189 224V226H191ZM200 224H202L201 225V227L202 228H200L199 226H200ZM213 225H214V223H212ZM230 224V223H229ZM229 224L227 225V227H229ZM233 224V223H232ZM254 224H256V223H254ZM261 224H263L262 223V221H261ZM68 225V224H67ZM77 225V224H76ZM86 225H84V226H86ZM172 225V224H171ZM175 225H177V224H175ZM175 225H174V227H175ZM187 226H188V224H186ZM186 225H180V227H181V229H182V227L183 226H185L186 227ZM211 225V224H210ZM223 225V226H224ZM236 224H234V226H235ZM244 225V224H243ZM247 225H248V223H247ZM246 225V226H247ZM101 226V227H102ZM107 227H108V225H106ZM106 226H103V227H105L106 228V230L108 231V229H107V227ZM188 226V228H190V231H192L191 233H193V230H191V229H196V228H192V227H189ZM231 226V225H230ZM237 227H238V225H236ZM242 226V225H241ZM70 227H72V225L70 226ZM74 227H72L73 229H74ZM77 227H78V225H77ZM76 227V229H78ZM111 227V228H112ZM173 227V226H172ZM174 227L172 228V231H173V229H174ZM252 227H253V225L251 224V230L253 231L252 233H250V231L248 232V233H250V234H247V231L249 230V228L246 230V233L245 234H247V236L246 237H248V236H253L254 235V232L256 231V229H257V231L259 230L257 227H259V225H257V227H256V225L254 226V227H256L255 228V230H253L252 229ZM263 227V226H262ZM81 228H83V227H80L79 229H81ZM89 228V227H88ZM105 228H103V230H99V231H106V230H104ZM170 228H171V226H170ZM184 228V227H183ZM210 228L211 227H208L207 229H209L210 230ZM215 228H216V225H215ZM215 228L213 227V229L215 230ZM232 228H234V229H236L235 227H233L232 226ZM240 228V227H239ZM260 228V227H259ZM71 229V228H70ZM73 229H71V230H73ZM73 230V231H77V230ZM86 229V228H85ZM102 229V228H101ZM180 229V228H179ZM180 229V230H181ZM184 229H186V228H184ZM217 229V228H216ZM231 229V228H230ZM233 229V230H234ZM241 229L243 230V226L241 227ZM82 230V229H81ZM88 230V229H87ZM90 230V231H89ZM88 230V232H91L92 233V229H89ZM109 230H111V229H109ZM175 230H176V228L174 229V232H175ZM178 230V229H177ZM179 230V231H180ZM233 230H231V231H233ZM242 230H238V232H240V233H242ZM264 230V229H263ZM263 230L261 231V233L263 232ZM80 231V230H79ZM82 231H84L85 232V230L83 229ZM81 231V232H82ZM171 231V232H172ZM182 231V230H181ZM184 231V230H183ZM196 231H197V229H196ZM206 231V230H205ZM211 231V230H210ZM209 231V232H210ZM218 231V230H217ZM223 231V230H222ZM237 230H235L234 232H236ZM259 231V232H260ZM72 231H70V233H71ZM93 232V233H94ZM98 231H96V233H97ZM102 232L100 233V232H98V233H100L101 234V236L103 235L104 237L106 236V233H103L102 234ZM112 232V231H111ZM187 231H185V233H186ZM198 232V233H199ZM204 232V231H203ZM208 232V231H207ZM221 232V231H220ZM226 232V231H225ZM243 232H245V231H243ZM258 232V233H259ZM70 233H68V234H70ZM74 232H72V234H73ZM92 233V234H93ZM95 233V234H96ZM173 233V232H172ZM180 233V232H179ZM184 232L182 233L181 232V234L182 235H176V234H178V232L175 234L176 235V237H179V239L181 238V236L184 238L185 237V239H183V238H181V239H183L182 241H181V239L179 240H177V238L175 237V235H173L175 238H176V240H175V242L176 241H178L177 243H179V241H181L182 243H183V247L181 246L182 245V243L180 242V244L181 245H179V246H181L182 248H184V250L185 249H187V239H188V236H189V232L188 233H186L187 234V236H186V234H185ZM199 233V234H200ZM212 233H213V230H212ZM211 233V236L212 235H214L216 232H214L213 234ZM232 233V232H231ZM264 233V232H263ZM262 233V234H263ZM75 234V233H74ZM81 235V237H82V233H80ZM84 234V233H83ZM85 234L87 235V234H89V233H86L85 232ZM85 234H84V240H87V236H89L88 237V239L90 240V238L92 237L93 238V235L91 236V234L90 235H87L86 236V238H85ZM110 234V233H109ZM109 234H107V236L109 235ZM165 234V233H164ZM184 234H185V236H184ZM194 236H195V231H194ZM208 234V233H207ZM206 234V232H205V235H207ZM223 233L221 232V234L219 235L218 234V232H217V235H219V236H221ZM236 234H237V236H238V233L236 232ZM244 234V233H243ZM66 235H67V232H66ZM99 235V234H98ZM97 235V236H98ZM201 235V234H200ZM200 235H198V237L200 236ZM204 235V234H203ZM204 235V236H205ZM216 235V236H217ZM261 235V234H260ZM264 235V234H263ZM74 236V235H73ZM76 236V235H75ZM74 236V237H75ZM77 236H79V233L77 234ZM79 236V237H80ZM91 236V237H90ZM101 236H100V238H101ZM164 236V235H163ZM169 236H168V239H169ZM173 236L171 235V237L173 238ZM194 236H190L189 237V239H188V242H189V240H190V238H192V240H193V238L195 239V237ZM223 236H224V234H223ZM228 236V235H227ZM227 236H225V237H227ZM236 236V235H235ZM236 236V237H237ZM240 236V235H239ZM252 236L251 237H249L250 238V240L251 239H253L254 240V238H256V237H254V238H252ZM255 236H258V235H256L255 234ZM262 236V235H261ZM261 236L260 237H257V238H259V240L258 241H260V240H262L263 241V239H261ZM69 237H71V235L69 236ZM73 237V238H74ZM104 237H102L101 239H104ZM110 237V236H109ZM187 237V238H186ZM196 237H197V232H196ZM203 237V236H202ZM229 237V236H228ZM244 237V236H243ZM72 238V239H73ZM78 238V237H77ZM83 238H82V240H83ZM91 238V239H92ZM94 238H96V236L94 237ZM98 239H99V236L97 237ZM106 238H108V237H106ZM174 238V239H175ZM200 238H201V236H200ZM199 238V240H201ZM232 238V237H231ZM240 238V237H239ZM249 238L247 239V240H249ZM3 239V240H4ZM69 239V238H68ZM109 239H111V238H108V240ZM167 239V237L165 236V240H168ZM197 239V238H196ZM203 239V238H202ZM233 239V238H232ZM237 239V238H236ZM241 239H242V236H241ZM71 240V239H70ZM77 240V239H76ZM79 240H81V238L79 239L78 238V241ZM96 240V239H95ZM95 240H93L92 239V242H94ZM106 240V239H105ZM105 240H103V241H105ZM107 240V241H108ZM185 240V241H184ZM190 240V242H194L195 240ZM203 240H205V239H203ZM209 240V239H208ZM217 240H219V239H216V240H213V241H211V242H214L215 244H217L216 243V241ZM238 240V239H237ZM244 240H246L245 238H244ZM244 240H243V242H244ZM250 240H249V242H250ZM18 241L20 242H22V245L20 244V243H18ZM63 241V242H62ZM169 241V240H168ZM173 241V240H172ZM220 241H221V239H220ZM219 241V242H220ZM241 240H239V242H240ZM252 241V240H251ZM4 242V241H3ZM57 242H60L59 244L57 243ZM74 242H75V240H74ZM79 242H81V241H79ZM82 242H85V241H82ZM91 242V240H90V243H92ZM157 242V243H156ZM185 242V243H184ZM190 242H189V245L191 246L190 247V249L192 248V249H195V248H193L194 246H195V244H197V243H195L194 242V244H190ZM197 242V241H196ZM201 242H202V240H201ZM201 242H199V243H201ZM207 242V241H206ZM261 242V241H260ZM56 243V244H55ZM66 243H67V241H66ZM70 243V242H69ZM76 243V242H75ZM86 243V242H85ZM85 243H84V246H85ZM89 242H87V244H88ZM98 243V242H97ZM100 244H101V241L99 242ZM105 243H106V241H105ZM111 243V244H112ZM203 243V242H202ZM209 243H210V241H209ZM208 243V244H209ZM242 243V242H241ZM245 244L246 243H248V241H246V242H244ZM253 243V242H252ZM20 244V245H19ZM26 244V245H25ZM77 244V243H76ZM76 244L74 245V244H72V242H71V245H73L72 247H74V246H76ZM93 244V243H92ZM187 244V245H186ZM207 244V245H208ZM226 244V243H225ZM224 244V245H225ZM255 244V243H254ZM253 244V245H254ZM258 244H259V242H258ZM261 244V243H260ZM259 244V245H260ZM55 245V246H54ZM56 245H60L61 247H59V246H56ZM68 245V244H67ZM80 245H83V243H79V247H80ZM97 245V244H96ZM103 245H105L104 243H103ZM108 245V244H107ZM110 245V244H109ZM172 245H174V246H176V244L173 242V244ZM202 245V244H201ZM203 245H204V243H203ZM209 245H211V243L209 244ZM214 245V244H213ZM220 245H221V242H220ZM222 245H223V243H222ZM222 245L221 246H219V247H222ZM250 246V244H247V246ZM256 245H257V243H256ZM262 245V244H261ZM69 246V245H68ZM67 246V247H68ZM88 246H89V248H90V246H91V244H88ZM88 246H85V247H88ZM93 247H94V245H92ZM91 246V247H92ZM98 246V245H97ZM101 246V245H100ZM116 246H117V248H116ZM179 246H178V248L177 249H179ZM193 246V247H192ZM196 246H200L199 244L198 245H196ZM225 246H230V247H233L234 245H225ZM258 246V245H257ZM257 246H255V247H257ZM58 247H59V249H58ZM78 247V246H77ZM83 247V246H82ZM82 247H80L78 250H79V252H81V251H83V249H85L84 247L82 248ZM99 247V246H98ZM97 247V248H98ZM107 247V246H106ZM180 247V248H181ZM209 247V246H208ZM208 247H207V249H208ZM212 247V246H211ZM214 247H215V245H214ZM210 248L211 250H213V249H215V248ZM217 247V246H216ZM219 247H217L216 248V252H214V253H218L219 251H218V248ZM224 247V246H223ZM230 247H229V249H230ZM252 247H254V246H252ZM261 247V246H260ZM1 248V247H0ZM65 248V249H64ZM81 248H82V250H81ZM96 248V247H95ZM100 248V247H99ZM96 249V250H94V251H96V252H98V250H99V254H103V253H100V251H104V250H101L102 248H105V246L104 247H101V249ZM173 248H175V247H173ZM263 248V247H262ZM75 250V251H77L76 249H75V247L72 249V248H70V246H69V250ZM94 249V248H93ZM93 249H92V251L90 250V249H88V248H86V252H87V250L89 251V253H91V252H93ZM107 249V248H106ZM188 249H189V247H188ZM188 249L186 250V254H188L187 252H188ZM192 249H191V253L189 254V255H187L189 258H192L191 256H193V254H192V252L193 253H196V252H194V250L192 251ZM201 249V250H200ZM206 249V248H205ZM207 249H206V251H207ZM209 249V250H210ZM233 249H234V247H233ZM237 249V248H236ZM250 249V248H249ZM253 249L254 248H252V251H253ZM258 249V248H257ZM70 250V251H71ZM108 250L109 249H107V252H108ZM113 250H111L112 252H113ZM170 250V249H169ZM183 249H181V251H182ZM208 250V251H209ZM211 250L209 251V253H210V255H209V253H207L206 252V254L207 255H209L208 257H210L211 258ZM222 250V249H221ZM225 250H226V247H225ZM225 250H223V252H225V253H227V250L225 251ZM259 251L260 250H262L261 248L260 249H258ZM111 251H109L110 252V256H112L111 257V259L113 258V254L111 253ZM115 251L113 252L114 254H115ZM118 251V250H117ZM137 251V252H136ZM138 251H140V253H142L143 254V259H142V256H141V258L139 257V259H137L136 258V256L138 257V256H140V255H142V254H140V253H138ZM152 251H153V253H152ZM174 251V250H173ZM177 251V250H176ZM175 251V252H176ZM181 251H177L175 254L177 255V256H179L180 257V255H179V253L181 252ZM197 251V250H196ZM200 251L202 252H205L204 251V248H203V250H202V248L200 247L199 248V254L198 255H200L201 253H200ZM232 251V250H231ZM235 251V249L233 250V252ZM237 252H239L238 251V249L236 250ZM256 251V250H255ZM259 251H257V252H259ZM264 251V250H263ZM95 252V253H96ZM123 252V253H124ZM148 252V255L146 254ZM182 252H184V251H182ZM222 251H221V253H223ZM229 252V251H228ZM68 253V252H67ZM70 253V252H69ZM68 253V254H69ZM76 253V252H75ZM83 253H85V252H83ZM117 253V252H116ZM121 253V252H120ZM119 253V254H120ZM138 253V254H137ZM185 253H183L184 255H186ZM198 253V252H197ZM232 253V252H231ZM235 253V252H234ZM240 253V252H239ZM47 254H48V252H47ZM67 254V255H68ZM72 254V253H71ZM80 254V253H79ZM107 254V253H106ZM192 254V255H191ZM206 254H204V255H206ZM236 254V253H235ZM235 254H233V260H232V263H233V261H234V259L235 258H237L236 256H235V258H234V255ZM242 254V253H241ZM240 254V255H241ZM254 254V253H253ZM73 255H74V253H73ZM72 255V256H73ZM86 256H88L87 255V253L85 254ZM90 255V254H89ZM98 255V254H97ZM104 255L105 254H103V258H104ZM181 255H182V253H181ZM216 255L217 254H215V257H216ZM223 255H225V256H227L226 254H223ZM229 255H230V253H229ZM255 255V254H254ZM80 256H81V254H80ZM79 256V257H80ZM86 256H83V257H86ZM91 257H93L94 258V256H96V255H94L93 254V256H92V254L90 255ZM108 256V255H107ZM117 256H119L118 254H117ZM124 256L126 257V255L124 254ZM129 256H127V257H129ZM145 256H147V257H145ZM165 256V257H164ZM170 256V255H169ZM187 256H186V259H184V260H189L190 262L192 261L191 259H188L187 258ZM218 256H219V253H218ZM217 256V257H218ZM230 256H232V255H230ZM230 256H228L227 258H228V260H230L231 261V259H229V257ZM239 256V255H238ZM244 255H242L241 256V258H240V256H239V258H240V260L242 259V257H243ZM256 256V255H255ZM262 256V255H261ZM65 259H64V258ZM97 257H100V256H97ZM115 257H116V255H115ZM114 257V258H115ZM119 257H121V256H119ZM185 257V256H184ZM193 257H195L196 258V254L193 256ZM202 258H203V256H201ZM201 257H197L198 259L199 258H201ZM205 257V256H204ZM207 256H206V258H208ZM257 257V256H256ZM53 258V259H52ZM68 258H69V256H68ZM90 258V257H89ZM89 258H85L86 259V261H87V259H89ZM96 258V257H95ZM102 257H100V259H101ZM117 258V257H116ZM168 258H170V261H171V256L170 257H168ZM166 259L165 260V262L167 261V262H170V261H168L169 259ZM178 258V257H177ZM182 258H183V256H182ZM181 258V260L182 261H184L183 259ZM214 258V257H213ZM224 258H226V257H223V260H225ZM231 258V257H230ZM62 259H56V261L57 260H62ZM71 259H73L72 257H70V259L69 260H71ZM80 259V258H79ZM79 259L76 261V262H79ZM109 259H110V257H109ZM118 259V258H117ZM133 259V260H134ZM173 259V258H172ZM198 259H196L197 261H198ZM212 259V258H211ZM221 259H222V257L220 256V260H219V257H218V260H219V262L221 261ZM62 260V261H63ZM80 260H82V257H81V259ZM94 260V259H93ZM97 260H99V259H97ZM97 260H96V263L97 264H99L98 262H97ZM104 260V259H103ZM103 260H102V263H103ZM120 260H123V261H125V260H128V258L127 259H120ZM119 260V261H120ZM193 260H195V259H193ZM195 260V261H196ZM214 260H216L215 258H214ZM214 260H211L212 262L214 261ZM222 260V261H223ZM246 260V259H245ZM255 260V259H254ZM74 261H75V259H74ZM84 261L85 260H83L82 261V263H84ZM90 260H88V262H89ZM91 261H92V259H91ZM109 261V260H108ZM107 261V262H108ZM114 259H113V264H114ZM116 261H118V260H116ZM119 261H118V263H119ZM175 261V260H174ZM174 261H171V262H174ZM189 261L187 262H185V264L186 263H189ZM200 261H202V260H200ZM204 261V260H203ZM206 261V260H205ZM227 261V260H226ZM236 261V260H235ZM38 262V263H37ZM43 262H41V263H43ZM60 262V261H59ZM66 262V261H65ZM71 262H72V260H71ZM88 262L86 263V264H88ZM94 262H95V260H94ZM128 262H132L133 264H137V262H133V261H131V260H128ZM127 262V263H128ZM165 262H163L162 264H164ZM166 262V263H167ZM178 262H180V260H179V258H178ZM184 262H181L182 264H184ZM194 262V261H193ZM192 262V263H193ZM208 262V264L210 263L209 261H207ZM254 262H256V260L254 261ZM40 263V264H41ZM63 263H64V261H63ZM67 263H69V261L67 262ZM92 263V262H91ZM95 263V264H96ZM109 263V262H108ZM111 263V262H110ZM109 263V264H110ZM116 263V262H115ZM120 263H121V261H120ZM119 263V264H120ZM165 263V264H166ZM175 263V262H174ZM174 263H172V264H174ZM199 263H201V262H199ZM204 263V262H203ZM202 263V264H203ZM214 263V262H213ZM212 263V264H213ZM216 263H218V261L216 260ZM228 264H229V262H227ZM231 263V264H232ZM235 263V262H234ZM233 263V264H234ZM238 263H239V261H238ZM237 263V264H238ZM242 262H240V264H241ZM64 264H66V263H64ZM74 264V263H73ZM79 264V263H78ZM105 264V263H104ZM117 264V263H116ZM124 264H126V262L124 263ZM130 264V263H129ZM168 264V263H167ZM206 264V263H205ZM215 264V263H214ZM218 264H221V263H218ZM225 264V263H224ZM236 264V263H235ZM243 264H245V263H243ZM259 264V263H258Z\"/></svg>","mask_w":264,"mask_h":264},{"label":"rangeland","instance_id":"2","mask_svg":"<svg viewBox=\"0 0 264 264\" xmlns=\"http://www.w3.org/2000/svg\"><path fill=\"white\" fill-rule=\"evenodd\" d=\"M43 1L46 2V3H47V2H48V3H50V2L53 3V1H49V0H48V1H47V0H40V1H39V0H22L23 3H24V2H25V3H28V2H29V3L37 4L42 10H44L45 15H41V14H43V13L38 12V11L34 12V13H35V14H34V13H32V12H33L32 10L30 11V10H28V9H26L25 12H27V11L29 12V11H30L31 13L29 12V15H28V13H27V14H25V13H22V14H21V12H24L25 8L22 9V11H21V9L18 10V12L21 11V12L19 13V14H21V15H19V14H17V11H14V12H13V10H11L12 12L9 11V9H8L7 6H6L8 12H11L12 14H11V13H8V12L6 11V13H8L7 15L11 14V15L8 16V17L11 16V18H8V20H4V21H7L8 23L13 21V22H12L13 24H16V23H17V25H19V24L21 25L20 22H22V20H27L26 18H24V17H26L25 15H27V16H28V17H27L28 19H29V17H30L29 21H30V23L32 22V25H34L35 23H37L34 19H36V18L38 17V19H36V20L39 21L38 24H39L40 26H39L38 24H35V25L32 26V27L30 26L32 29H33V28H36V27H37L36 29H39V28L42 29L43 27L45 28V26H46L47 29H48V28H52L53 25H55V27H56V25H57V26H62V25H67V26H68V28H69L70 31H67V32H69V33L62 35V37H63L62 39H61V36L58 37L57 39L52 38L53 36H51V38H46V37H44V39H43V37H41V35L39 36V34H34V35L37 36V38H41L42 41H41L40 39H38V42H39V45H43V46H41V47H44V48H43V52H45V50L47 49V48L45 49V47L49 46L48 49L51 47V48H50L51 50H49V51H51L52 53H51V52L49 53V52L47 51V50H48V49H47V50H46V52H47V56H49V54H51L50 56L52 57L54 54H56V52H57V53L59 52V48H62V49L60 50V52L58 53L57 57L60 56V53H61V55H63V57H65V59H66L69 63H70V61L73 60V58H74V61H72V62H74V63L78 62V63H76V64H74V65H73L72 62L69 64V63H67V61L64 60V58H63V60H61V61H62V63H61V62H60V59H56V58H57V57H56V58H55L56 60L54 59V61H55V62H56L57 60H58V61H57V65H54V64L52 63L53 60H52V58L50 57L49 60H50V61L52 60V61H51V64H53L52 66H53V67H54V66H57L56 68H53V67H52V69H54L53 72H54V71H55V72H54V73L51 72V73H53V74L56 73L55 75L58 77V78H56L57 81H55V79H54V81H53L55 87H56V84H57V83H60V82H61V80L63 79V77H64V78L66 77V74H67L68 77L70 76V75H68V73H69L70 71L67 70V69H70V70L74 71L75 67L78 66V65H80V64H81V66L84 67L85 70H82L83 68H82L81 66H78V68L76 67V69H75V70H76V71H75L76 73H75V74L70 73V74H72V76L75 75L74 78L72 77L73 81L71 80V82H74V81H75L77 78H79V77H81V78L84 77V75L87 73V71H88V73H87L86 75H90V76H92L93 79H94V80H93L94 82L91 80L92 77H89V76H87L88 78H86V76H85V77H84L85 80H83V78H82L81 80H80V78L77 79L76 82H77V81L79 82V81H82V80L85 81V83L87 82L86 86H85V83H83V82H81V85L77 82V83L79 84V87L81 86L82 90H83L85 87H87L88 85H89L88 87H90L91 84H88L89 79L92 81V82L90 81V83H92V84L94 83V86H93L92 88L97 87V86H95V85L97 84V85H98V87H97L98 89L101 88V87H100V84L102 83V85H103V84H104V81H106L102 89L105 88L104 91L108 90L107 94H108V95L111 94V95L109 96V97H111V99H112L113 94L115 93V90L120 89V87H121V90H119V91H121V93H120L119 91H118V93H119V94H122V93H124V92H123V89H124L123 86H125V90H126V87L131 86V85H134L133 83H136V85H138L139 83H141V80H140L139 78L143 79V80H144V81H143V82H144L143 84H145V86H142V87L140 86V87H141V88H143V87L147 88V87H148L147 89H145V90H148V91H147V94L145 93V94H146V96H145V94H142V92L144 91V88H143V89H141V88L139 89V88H138L139 85H138V87L136 88V90L139 89L138 91H140V92H138V94H139V93H140V94H139V95L137 94V95H138V97H137V95H136V92H137V91L133 88L134 86H131V88L134 89V92H135V91H136V92H135V93H134V92L129 93V91H128L129 88H128V89H127V92L124 90L125 93H127V94L124 93V95H122V96H124V98H122L121 95H118V96H120L119 99H118V98H117L118 96H115V95H114L113 99H115V98H116V99H115V102H114V101H111L112 103H114V105H113L112 103L109 102V101H110V98L107 97L108 95H105L106 97L104 96V94H103V92H102V91H103L102 89L99 90L100 92L98 91V94H99V95L101 94V95H103V96L101 97V95H100V96H97V97H96V95H98V94H96V93H97V88H96V92H94L96 95H95L93 92H91V90H93V89H91V88H87V89L85 88L86 90H85V89L83 90V91H86V92H87V95L93 93L92 96H91V98H90V95L88 96L89 98L86 96L87 100H89V101H87V100L85 101L84 99H86V98L84 97V95L82 96V93H81V92H83V91H81V88L78 87V88L80 89V91H81V92H80V96L84 97V98H82V97H80L79 95H76V93H74V94H75L76 96H78V98L80 99V100H78V99L76 98V96H75L73 93H72L73 96H72V94H71L72 90H73V92H76V91L78 92V91H79V89L77 88L78 85H76V87H75V85L72 86V85H73L74 83H76V82H74V83H70V84H69V78L71 79V76H70L69 78L67 77V79H66L67 81L64 79L67 83H66L64 80H62L65 84H67L68 87L71 88V91H70V94H71V95L68 93L69 96L67 97V98H69V97L71 96V98H69V99L66 98V101H67V100H70V99H73V98L75 97L76 99H74V100H70V102H71V101L74 102V103H72V104H75V102H77V104H79V101H80V102L82 101L83 103L85 102L86 104H83V107L86 105V106H85V107L87 108V109H85V110H86V117L90 114L89 116L92 117L93 119H94L96 116H97V118H98L99 115H95V114H98V111H99V110H100L99 112L102 113L101 115H103V111L105 110L107 113H109V114H107V115H110V116H111L113 113H115V112L118 113L119 111H122L121 109H123V108H127L126 105H128V108H127L128 110L125 109V110L127 111V112H126V111L123 109L124 113H129V114H131V113L134 111L133 115L136 113L135 115L138 114V115L142 116L143 119H146V117L148 118L149 116L154 115L157 111H158V113H159L161 110H163V113H162V114L159 113L162 117L159 118V120H158L159 122H158V123L156 122L155 119H154V120H155V121H154L152 118H150V117L148 118L149 121L152 120V121H154V122L157 123V124H156V123H153V122L151 121V123L156 124V125H154L153 128H151L153 125L149 124V123H150L149 121H148L149 123L147 122L148 119H146L145 121L143 120V125H144V123L146 124V122H147L149 125H151L150 127H147V131H148V129L150 130V128H151V129H154V130H157V131L153 132L152 135H150V133H152L153 130H150L149 133H147V132L145 131V132L148 134V135H147V134H146V135L144 134V136H147V137H146L147 140L143 139V138L141 137L142 135H140L141 139L144 140L143 143H145V142H147V141H149V140H153V139L155 138V135H157V134L159 133V131H160L161 129H163V127H164V125H165L166 123H170V125H172V122H174V120H175L176 117L179 116L178 119H180V116H181V115H185V114L187 115L189 109H190V110H189V116H192V113H194L196 109H197V112H199V111H198L199 109L202 110V111L200 110V111H201L200 113H197V114L195 113V115L198 116V114H199L200 117H199L198 119H201V120H202L203 122H205V123H203V122L200 121V120H199V122H200V123L202 122L201 124H200L199 122L195 123V122L197 121V120H196L197 118L194 119V117H193V118L191 117L190 119H194V120H195L194 124H193V120H192V122H190V123H191V124H190V127H191V125H192L191 128L189 127V129L191 130V133H188L187 137L185 136L186 138H183V142H184V141H185V142L188 141L189 143H192V145H194V147L191 146V145H190L191 147H190L189 145H187L188 142H187L186 145L189 146V148H187V146L185 147V144H184L185 142H184V143H181L182 141H180V143H181V144H184V145H183L184 148H185V149H184V152L187 151L186 148L188 149V151H189L190 148L194 150L195 147H196L195 145H201V144H198V143H201V142H202V143H203L202 145H205V146L201 149V152L199 151L200 149H197L198 147H201V146L196 147L197 151H199L202 155L199 154V156H198V155H197L198 153H196V151H194V152H195V155H194L192 158L189 157V160L191 159L190 162L192 161V159H193V162H195V164H193V162H191V164H193L194 166L192 165V166H189V167H188V168H191V167H192L191 169H194V170H192V172L194 173V175H193V173L190 172L191 170L188 171V170H187L188 168H187V169H186L187 171H185V169L182 167V170L184 169L185 173H186V172H189L188 174L186 173L187 176H190L191 174L193 175V176H191L192 179H190V180H193V177H195V173H196V172H194V171H196V169H195V167L197 166L196 164H201V163H202V164L204 165V168H203V169H204V174L202 175L203 171H202V169H201V171H202V172H201V175H202V176H200V173H199L200 170L197 169V170H199V171H198V173H196V176H197V174H199V175L197 176L198 179L196 178L195 180H196V181L198 180V182L195 184V181L193 180L194 182L191 181V183H190L191 186H190V184H189L190 181H189V180H187L188 182H187V181H185V182H184V181H181V182H183V183L180 182V183L182 184V186H183V189H184V185H185V183H187V185L189 184L190 187L188 186V189H187V188H186L187 186H185L186 190H184V191L182 192V189H181V187H180L181 184H179L180 186L178 185V188L180 187L179 189H180L181 191H180L179 189H178V190H179L180 192H182V193H179V192H178V193H179V196H180L181 194H185V193H186L184 196L182 195L183 198H184V197L186 198V197L188 196V194H189V193L187 194V192H190V193H191V191L193 190L192 192L194 193V192H195L194 189H195L196 187H199V185H201V184L203 183V185H202L203 187L201 186L203 189L201 188V192H199L201 195H203L204 191H205V190H208V188H206L205 190H204V188H205V187H208V185L211 184V183L209 184V183L206 182V181H209V180H207V179L213 177L212 172L217 173V170H220L221 167H220V168H217V170L215 169V171H214V168H216L217 165H218V166H222V167L225 165V168H221V169H222V170H221L222 172L220 173V171H219L218 174H216V175H219V176H217L218 178H217L216 176H214V177H215L216 179H218V180L216 181V179L213 177V180L210 179V181H209V182H211V181L214 182V179H215L214 184L217 186V187H216V186H215V187L218 188V191H217L215 188H211V187H210V186H212V185H213V187H214V184H211L209 187H210L212 190H213V189L216 190V191L214 192V193H216V194H212V195H213V197L215 196V197L218 199V204H217V203H212V202H211L212 204L215 205V206L213 205L214 208H215V209H214V208L210 207V206H212V205H210L211 203H210V204H209V203H208V204L205 203L206 201H207V202H208V201H209V202L211 201L210 198H209V200H208V196H209L208 194H210V193L213 192L211 189L208 190L210 193H206L207 191H205V194H207L208 196H206V195L204 194L205 196H203V197H204V198H203V197L200 195L201 200L203 199L202 202H203L204 200H206V201L204 202V204H203L204 207H203L202 210L204 211V209H205V204H206V206L208 205V206L210 207V208L208 207V209L210 210V211H208L209 214H208V212H206L208 209H207V210L205 209V212L207 213L206 216L209 217V219H208V217L205 216V213H203V211H202V212H199V210L201 209L202 205L200 206V204L197 203V202H196V203L194 202V203H195V205L197 204L196 206H199L200 208H198L199 210L197 211V213L195 212L196 209H195L194 207H196V206H193V205H194L193 201H196V200L193 198V194H191V196H192V198H193V199L191 198V199L193 200L191 203H192L193 205L190 204V203H187L188 200H191V199L189 198V197H191V196H189V197L186 198V200H187L186 202H185V198L183 199L182 196H181V198H179V196H178V197L176 196L177 198H179V199L181 200V202H182V199L184 200V201H183V204L180 203V201H179V203L182 204L181 206H180L179 204H177L178 202L176 201V204H175V205H177L176 207H179V206L182 207L181 209L179 208V209H180V212H181L182 209H186V210H187V209H188L187 207H189V206H187V205H192V207H193L195 210L192 211L193 208L190 206L192 210L188 209V211H189V210H190V211H189V212L187 211V212L190 213L191 215H192V213L195 212L193 215H195L196 218H194L193 215H192L193 217L188 215V216H189V218H188V216H187L186 214H184V213H187V212L184 211V213H181V214L178 215V217H180V218H178L177 220L180 219L181 222H180V220H179V221H176V223L174 222L175 220H173V222H172L171 219L165 220V223H167L168 225H169V222H168V221H170V225L167 226V227H169V229H170V236H169V234L167 235V230H166V226H165V229H164V230H165V231H164L165 234L163 233L164 236L162 235V237H164V238H163L164 241H163L161 247H162L163 252H164V249L166 248V246H167L168 243H169L168 247L170 246V248L167 249V251L169 252L167 258L171 256V257L173 258V259L171 258V261H174V260H175V261H174L175 263H174V262H171V261H170V258H168V259H169L168 261H170V262H167V261H166V262H167L168 264H172V263H174V264H182L181 262H184V261H185V262H186V261L188 262V261H189V260H184V259H186V256L189 255V254L191 253L190 251H191L192 248L190 249L191 246L189 245V242H190V240H192V238H190L189 242H188V239H189V237H190L191 235L194 236L193 233H194V231H195V236H194L195 239L193 238V240H195L194 242L197 243V244H195L194 247L192 246L193 248H195V249H192V251L194 250V252H196V253H193V252H192V254H193V256L196 254V258L193 257V256H191L192 258H189L190 256H189V257L187 256V258H188V259H191L192 261H191V262L189 261V263H186V264H202L203 262H204L203 264H205V263L208 264L207 261L210 262L209 264H212L213 262H214L215 264H218V263H221V264H224V263H225V264H228L227 262H229V264H231V263H232V260H233V254H235V253H236V254L234 255V258H235L236 255H237V256H236L237 258L234 259L233 263L235 262V263L237 264L238 261H239L238 264H240V262H242L241 264H243V263H245V264H258V263H259V264H264V251H263V250H264V235H263V234H264V233H263V232H264V230H263V229H264V220H262V217H261V215H262V216L264 215V206H263L264 203H261L262 200H263V202H264V197H262V196H264V194H263V192H264V190H263V189H264V183H262V180H263V182H264V176H262V174L264 175V172H263V171H264V167L262 168V165H264V156H262V155L264 154V153H263L264 151H263V150H262V152H260L261 150L259 151V149H261V148L264 149V148H263L264 146H261L260 144L256 145V146H261V148L257 147V148H258V150H257V148H255L256 146H255V144H254L255 147H254V146H253V147H254L256 150H254L253 148H252V150H254L255 152H252V151L250 150L251 147H252V145H253V144H252L253 142L251 141L252 139H253V141H254V143H255V142H257V140H258V141H261V139L264 140V137H263V138H262V136H261V138H260V137H258V138L255 137V138L248 139V142L246 141L247 139L244 141V134H245V133H244V128L242 127V124H241L242 119H243L244 116L248 113V112H247V109H246V108H247V107H246L247 102H248L249 100L253 99V98L255 97V95L259 92V90L262 89V88L264 87V79H263V80L260 79V80H261V82L259 81V82H260V85H259V82L257 81L258 84L256 83L257 85H255V86H258V88L255 90L254 93H252V94L249 93V95H250L249 97H244V95H247V94H248V93H247V94H246V93L244 94V91L247 92V91L245 90V89L247 88V86H246V88H245L244 90H242V91H243L242 94H241L240 91H238V92L240 93V94L238 93L239 96L244 94V95L242 96V97H244V99L241 98L243 101H242L241 104H240V103H238V101H237L236 99H235L236 102L233 101V99H232V100H227V99H230V97H231V96L229 97V95L231 94V90H229V85H228V88H227V86H226V87L223 86V85H225V84L227 85V82H226V81H227V79H226L227 77H226L225 75H224V76H225L226 78H225V77H221L223 74L231 72V74L233 73L232 78H234V74H235L234 72H235V69L238 68L239 65H240V63L238 64V62H240L241 56H245V54L243 55L244 52L242 51V50H245V48H244L245 46H244V47H242V46L245 44V43L243 44V42H244L243 40L246 39L245 42L247 43V38H248V35L250 34L249 31L251 30L250 32H252V28H253V27H254L253 30H255V28L260 27V28L262 29V30L260 29V31H261V32L264 31V28H263V27H264V16H262V15L264 14V11H262V10H264V2H263L264 0H262V1L258 0V2H259V1L261 2V3L259 2V5H258V2L254 3V4H255V7H253L254 5L251 4V3H253V2H250L251 0H250V1L247 0V2L249 1V5H248L247 2H246L247 4L245 5V4H244L245 1H241V0H237L236 4L234 3L235 5H234L232 2H230V1H234V0H230V1H227V0H219L220 2H219L218 0H216L217 3L215 2V0H212V1L209 0L210 2H209L208 0H196V1H195V0H192V2H191L190 0H185V1H184V0H172V1H171V0H169V1H168V0H163L164 2H166V4H168L167 2H170V1H171V2H174V3H172V4H175V6L172 5L171 2H170L171 5H170V6L168 5L167 7H166L165 4H163V2H162L161 0H160L161 2H160L159 0H157V2H158L157 4H158V5L155 4V1H156V0H153V1H152V0H148V1H147V0H144V1L146 2V4H147L148 2H149V4L152 3V2H154V4L152 3V5H153L154 8H153V7H149L148 4H147V7H146L144 3H143L144 5H142V2L140 3V0H139V1H138V0H135V1H134V0H115V1H113V0H109V1L104 0V1H103V2H104V4H103L104 6H101L102 4H100V2H101L102 0H101V1H100V0H99V1H98V0H90V1L85 0V1H86V2H85V5H87V7L85 6V7H86V11H90V10H91V12H90V13H92V14H91L92 18H91V19H92L93 21H91V19L89 20V18H90L91 16H88L89 18H87V16L85 15L86 11H85V13L82 12L83 15H85L84 18L82 17L83 15H82V13H81V9L84 10L85 8H84V7L82 8V5H81V7H80V5H78V7L81 8L80 11H79V14H81V15H80L81 19L83 18V19L86 20V22H82V23H80L81 21H79V20H80V19H79V18H80L79 15H78V19L76 18L77 16H76V17L74 16V15H75V12H77V11L74 10V9H75L74 6H75V7L77 6L79 0H78V1L76 0L77 2H74V5H73V3H72L73 10H71L72 7H71V8L69 7V6L71 5V3L68 4V3L65 1V2L67 3V5H66V3H65L63 0H61V3H63V4L65 3V5H66L67 7H69V8H65L66 6H64V5H62V6L60 7L61 3L58 2V6L56 5L57 8H56V9H53V7L55 8V3H57V2H55V3H54V6L51 8V6H50V7H47L48 5H46V3H44ZM54 1H55V0H54ZM57 1H58V0H57ZM67 1H68V0H67ZM70 1H71V0H70ZM73 1H74V0H73ZM92 1H94V2H92ZM96 1H97L98 3H96ZM137 1H138V3H137ZM141 1H143V0H141ZM150 1H151V2H150ZM177 1H179L180 3H178ZM223 1H224V2L226 1L225 4H219V3H222ZM252 1L255 2L256 0H252ZM68 2H69V1H68ZM89 2H90L91 4H90ZM103 2H101V3H103ZM106 2L108 3L106 7L109 8V5H111V6H110V9H111V7L113 8L114 5H115V7H114L115 9H113L114 11L111 10V11H109L108 13H107V12L104 13V11H103L104 15H105L106 13H107V15H110L111 12L113 11V13L117 15V18H116V15L113 16V13H112L113 18H115V21H119V24H121V23L124 24L123 26L120 27L119 24H118V22H115L114 19H113V23H112V24H115V23H116L114 26L117 27V29H114V30H111V29H110L111 27H114V26H112V24H110L112 21H110V23H109L110 28H109V26H108V27H107L108 29H107V28L105 27V26H106V25H105L103 28L106 29V30L102 29V25H104L103 23H104V20H105V19H102L103 21H101V16H102V14L100 13L99 15H101V16H98V13H97V10H98V9H96V8H99V10H100L101 7H102V8H105V4H106ZM109 2H110V4H109ZM112 2L114 3L113 6H112V4H111ZM122 2H123V3H122ZM176 2L178 3V6H176V4H177ZM190 2H191V3H190ZM204 2H205L206 5L204 4ZM208 2H209V3L213 2V4H214V5H212L213 8L210 7V6H209V7L207 6V3H208ZM218 2H219V3H218ZM228 2L230 3V6H231V7L229 6V3H228ZM240 2H242V3H240ZM51 3H50V4H51ZM79 3H80V2H79ZM81 3H82V1H81ZM86 3H88V4H86ZM115 3H118V4L121 3V5L119 6L118 4H115ZM127 3H128L129 5H128ZM159 3H160V4H159ZM161 3H162V6H164V7L161 6ZM181 3H183L182 6H181ZM227 3H228V5H226ZM75 4H76V5H75ZM83 4H84V1H83ZM89 4H90V5H92V4L95 5V4H96V5H95V6L92 5V6H94V7L90 6V7H89L90 9H89V8H88V5H89ZM97 4H99L98 7H96ZM139 4L142 5L143 7L139 6ZM192 4H193V5H197V7H196V6H195V7L191 6ZM211 4H212V3H211ZM211 4H208V5H211ZM215 4H216V5L218 4V5H220V6L217 7ZM232 4H233V5H232ZM256 4H257V6H256ZM45 5H46V6H45ZM117 5H118V6H117ZM122 5H124V6L122 7ZM125 5H126L127 7L129 6V7H128L129 10H130V11H129V14H126V13L128 12V8L126 7V9H127V10H126V9H125ZM152 5H151V6H152ZM159 5H160V6H159ZM184 5L188 7V8L185 7V9H188V10H185V9L183 8ZM221 5H226V7L224 6V9H223V7H221ZM3 6L5 7L4 4H2V7H3ZM43 6H44V7H43ZM100 6H101V7H100ZM116 6L118 7V10H119V11L116 10V8H117ZM131 6H132V7H131ZM134 6H135V7H134ZM157 6L161 7L160 9H162V8H163V9H164V8H167V10L169 9L170 12H169V11H165L166 9H164V12H163V9H162V10H160V9L157 10V9L159 8V7H157ZM171 6H172L174 9H173V8L171 9ZM180 6L182 7L183 11H182V9H181ZM214 6H215V7H214ZM227 6H228V7H227ZM4 7L2 8V17H3V15L5 14V13H3V9L5 10ZM42 7H43V8H42ZM59 7H60V8H59ZM63 7H64V8L66 9V11L68 12V18H69V19L66 18V17H67V13L65 12V9H64L65 14L63 13V9L61 10V8H63ZM91 7L94 8V9L96 10V12H94V13H95V18H94V16H93L94 13L92 12L93 9H91ZM120 7H122V8H120ZM145 7H146L147 9H146ZM175 7H176V8H175ZM200 7H201V8H200ZM220 7H221V8H220ZM257 7H258V8H257ZM260 7H262V8H260ZM21 8H23V7H21ZM46 8H48L49 10H54V11H53V12H48ZM58 8L60 9L61 12L59 11ZM134 8H135V9H134ZM142 8H145V9L142 10ZM148 8H150V10H149ZM151 8H152V9H151ZM177 8H179L178 12H179V11L182 12L181 14H180V13H177ZM197 8H198L199 12L202 10V11H201L202 14H201V13H199V14L196 13V12H197V11H196ZM211 8H212V9H211ZM67 9H69V10H67ZM76 9H77V8H76ZM87 9H89V10H87ZM106 9H107V8H106ZM106 9H104V10H106ZM110 9H108V10H110ZM132 9H133L134 11H133ZM155 9H156V10H155ZM175 9H176V13H173V15L176 14V16H173V15L171 16V14H172L171 12H174ZM190 9H191V10H190ZM253 9H254V11H253ZM70 10H71L73 13H72V12H69ZM77 10H79V9H77ZM108 10H107V11H108ZM122 10H123L124 12H123ZM145 10H147V13H149V14H147ZM154 10H155V11H154ZM100 11H102V10H100ZM100 11H98V12H100ZM115 11H116L117 13H116ZM131 11H132V14H131ZM135 11H136L137 15H134V14H135ZM144 11H145V12H144ZM152 11H154V12H152ZM156 11H157V13H158V11H159V12H160L159 14H161V13L163 14V15H161V16L163 17L162 20H163L164 22H163V21H162V22H163V24L165 23L164 25L168 24V26H164V25L160 22V21H161V17H160V15H158V14L156 13ZM185 11H186V14H185ZM190 11H191V12H190ZM192 11H193V13H192ZM204 11H205V12H204ZM225 11H226V12H225ZM257 11H258V12H257ZM259 11H260V12L262 11V12L259 13ZM120 12H121V14H123V15H124V13L126 14V16H125V15H124V16L122 15L123 18H125V19H123L122 16L120 17ZM143 12H144V13H143ZM150 12H151V13H150ZM166 12H167V13L169 12V13H171V14H167ZM183 12H184L185 15L183 14ZM187 12H189V13H187ZM247 12H248V13H247ZM250 12L253 13V15L257 13V14H256L257 16L260 14V16H258L260 19H259L257 16H256L255 18H251V17H250V16H251V15H250V14H251ZM38 13H39V15H37ZM70 13H72V16H73L74 18H72L71 16L69 17V15H71ZM90 13H89V15H90ZM138 13H139V14H138ZM141 13H142V14H141ZM145 13H146V14H145ZM152 13H156L157 17L155 16V14H152ZM190 13H191V14H190ZM226 13H228V14H226ZM236 13H237V15H236ZM244 13H245V16L242 15V14H244ZM258 13H259V14H258ZM14 14H15V15H14ZM16 14H17V15H16ZM24 14H25V15H24ZM30 14H31V16L34 14L35 17H34V18L32 17V18H33V19H32L31 16H30ZM48 14H49V16H48ZM73 14H74V15H73ZM77 14H78V12L76 13V15H77ZM86 14H87V13H86ZM96 14H97V16H96ZM118 14H119V15H118ZM130 14H131V15H130ZM150 14H151V15H150ZM165 14H166V15H165ZM225 14H226V15H225ZM240 14H241L243 17H245V18H243ZM248 14H249V15H248ZM5 15H6V14H5ZM12 15H14V16H12ZM22 15H23L24 17H22ZM34 15H33V16H34ZM87 15H88V14H87ZM107 15H105L106 17H104V18H107V17H110V18H111V17H112V16H107ZM129 15H130V16H129ZM147 15H148V17H147ZM152 15H153L154 17H152ZM168 15H169V17H171V18H168ZM178 15L180 16V18H181V16L184 15V16H183L184 18H182V19H183V20H182V23H183V24H181V22H180L181 19L178 18V17H179ZM189 15H190V17H191V16H192V17H191V18H189V17H188V18H185V17H187V16H189ZM193 15H195V16H193ZM196 15H197V16L199 15V16L197 17ZM19 16H20V20H17ZM36 16H37V17H36ZM40 16L42 17V21L40 20V19H41ZM62 16H63V17H62ZM127 16H129V17H127ZM136 16H137L138 18L135 19ZM165 16H166V17H165ZM200 16H201V17H200ZM221 16H222V17H221ZM239 16H241V18H240ZM14 17H16L17 19H16V18L14 19ZM21 17H22V18H21ZM43 17H44V18H43ZM59 17H60V18L62 17L61 20L59 19ZM98 17H100V22H99V24L101 23L102 25L100 24V25L97 26V24H98L97 21H96L97 24L94 23V22H95V19H97V20L99 19ZM119 17L121 18V21H120V18H119ZM130 17H131L132 19L134 18V19H133L134 21H133ZM150 17H151V18H150ZM158 17H159V19H158ZM199 17H200V18H199ZM230 17H231V18H230ZM234 17H237V18H234ZM238 17H239L240 19H239ZM247 17H248V18H247ZM3 18H5V17H3ZM6 18H7V17H6ZM12 18H13V20H12ZM46 18H47V19H46ZM57 18H58V19H57ZM93 18H94V19H93ZM110 18H109V19H110ZM118 18H119V19H118ZM126 18H129V19L127 20ZM149 18H150V19H149ZM152 18H154V19H152ZM166 18H167V19H166ZM173 18H174V19H173ZM177 18H178V19H177ZM229 18H230V19H229ZM233 18H234V20L232 21ZM9 19H11V21H9ZM21 19H22V20H21ZM31 19H32V21H31ZM87 19H88V21H87ZM122 19H123L124 21H123ZM137 19H138V21L141 20L142 23L144 24L143 26H145V27L140 26L139 24L141 23V21L138 22ZM142 19H143V20H142ZM151 19H152L153 21H152ZM157 19L159 20L158 22H157ZM168 19H173V20H171V21H172V23H175V24H173V25H169V24L171 23V21L169 22ZM184 19H186V20L189 19V20H188V21H186V20L184 21ZM213 19H214V20H213ZM14 20H15V21H14ZM49 20H52V21H54V22L49 21ZM59 20H60V21H59ZM69 20H70V21H69ZM107 20H108V19H106V22H105V23H107V25H108ZM110 20H111V19H110ZM129 20H130V21H129ZM165 20H167L168 22L166 21V22H167V23H166ZM178 20H179V22L177 23ZM4 21L2 20V22H4ZM16 21H18L19 23L16 22ZM33 21H35V23H33ZM40 21L43 23V25H45V24H46V25H45V26H42V25H41L42 23H41ZM44 21H45V22H44ZM46 21H47V23H46ZM89 21H90L91 23H89ZM98 21H99V20H98ZM128 21L132 23V25H131L132 27L129 26L131 23H129ZM132 21H133V22H132ZM144 21H145V22H144ZM154 21H156L157 23L154 22ZM209 21H210V22H209ZM229 21H230V23H229ZM238 21H239L241 24H239ZM241 21H242L243 23H242ZM23 22H25V23L27 22V23H28V21H23ZM23 22H22V23H23ZM87 22H88L89 24H87ZM114 22H115V23H114ZM126 22H127V23H126ZM137 22H138V23H137ZM185 22H186V23H185ZM233 22H235V23H233ZM262 22H263V23H262ZM51 23H53V24H51ZM54 23H55V24H54ZM83 23H85L86 25L83 24ZM93 23H94V24L96 25V27L99 28L100 30H98L97 28L95 29V26H94ZM133 23H134V24H133ZM160 23H161V24H160ZM172 23H171V24H172ZM197 23H198V25H197ZM207 23H208V24H207ZM228 23H229V25H228ZM236 23L239 25V27L237 26ZM255 23H256V24H255ZM9 24L11 25V23H9ZM13 24H12V25H13ZM49 24H50V25H49ZM59 24H60V25H59ZM68 24H69V25H68ZM75 24H76V26H75ZM92 24H93V25H92ZM122 24H121V25H122ZM135 24H137V25H135ZM202 24H203V25H202ZM205 24H206V25H205ZM215 24H216V25H215ZM230 24H231V25H232V24H235L238 28H237L235 25H232V26L230 27ZM244 24H245V25H244ZM250 24H251V25H250ZM253 24H254L255 26H254ZM30 25H31V24H30ZM36 25H38L39 28H38V26H36ZM87 25H88V26H87ZM116 25H117V26H116ZM146 25H147V26H146ZM196 25H197V26H196ZM225 25H226V27H225L226 29H228V28H227L228 26L230 27V29L228 30L229 32H228L227 30H224V26H225ZM249 25H250V27H248ZM257 25H258V26H257ZM28 26H29V24H28ZM90 26H91V27H90ZM99 26H101V27H99ZM133 26H134V31H133V29H132ZM139 26H140V27H139ZM158 26H159V27H158ZM179 26H180V27H179ZM198 26H199V27H198ZM204 26H205V27H204ZM222 26H223V27H222ZM92 27H94V28H92ZM118 27H119V28H118ZM124 27H129V28H124ZM135 27H136V29L140 28V29L138 30L139 32H140V31L143 32L144 29H145V30L147 29V30H146V32H143V33L140 32V33H139V32L135 29ZM137 27H138V28H137ZM141 27H142V28H141ZM146 27H147V28H146ZM148 27H149L150 29H149ZM202 27H204V28H202ZM207 27H208V28H207ZM209 27H211V28H209ZM212 27H213V28H212ZM234 27H236L237 29H240V31L243 30V29H245V27H247V28L245 29V32H244V30H243V32L241 33V35L239 34L240 31L237 32L239 35H238V34L236 35V33H235V31H234V29L236 30V28H234ZM240 27H241L242 29H241ZM70 28H71V29H70ZM72 28H73V30H72ZM120 28H123V30L120 29ZM143 28H144V29H143ZM192 28H194V29L196 28V29H195V32H193L194 29H192ZM198 28H199V29H198ZM231 28H232V29H231ZM233 28H234V29H233ZM250 28H251V29H250ZM124 29H126V30L124 31ZM127 29H128V31H127ZM141 29H142V30H141ZM153 29H154V31H153ZM157 29H158V30H157ZM201 29H202V31H201ZM213 29H218V30H219V31L215 34V35L218 34V35H217L218 37H219V35L221 34V33H220L221 31H222V34H224V35H225V32L227 31V32H228V33H227L228 37H229V34H231V37H229V38H230V39H231V38L233 39V36H234V35L232 36V32L234 31V33H235V35H236L235 37H238V36H239V38L241 39V40H240V39L238 38L239 40L237 41V39L234 38V39L232 40L233 42H234L235 40H236L235 42H237V43H234V44H237V45H236V46H237V51H236V46H235V47H234V46H231V45L233 44V42H230V41H229V40H230L229 38H228L229 40L227 41V40H226V39H227V38H226V35H225V38H226V39L222 37V39H224L226 42H228V43H229V42L232 43V44L229 43V45L231 46V48H232V47L235 48L234 50H233V49L230 50V47H229L228 43L226 44V46L228 45L227 47H229V49H228V48H227V49H228L229 51H231V53H230L231 57H229V56L227 55V53H228V52H227V49H225L227 53L225 52V50L220 49V48H221L220 46L223 45V44H224L223 48L225 47V41H224V40L222 41V39H221V38H218L217 36H216L217 39H216V37L214 38L213 35H212V30H213ZM221 29H222V30H221ZM258 29H259V28H258ZM77 30H78V31H81V32H78ZM90 30H91V31H90ZM120 30H122V32L124 31L125 33H122ZM131 30H132V32H131ZM148 30H149V31L152 30L153 32H155V31H156V32L158 31V32H157V33H156V32H155V33H152V31H151V33H152V34H151ZM196 30H198V31H196ZM220 30H221V31H220ZM248 30H249V31H248ZM72 31H73V32H72ZM74 31H76V32H74ZM92 31H93V32H92ZM101 31H102V32H101ZM112 31H115V33H113ZM116 31L119 32V33H116ZM191 31L193 32V34H190V33H192ZM200 31H201V32H200ZM206 31H208V32H206ZM260 31H259V30H258V31H257V30L253 31L254 33L252 32V35H254L256 32H257V33L259 32V34H263V38H264V33H260ZM83 32H84L85 34H84ZM104 32H105V33H104ZM120 32H121V33H120ZM137 32H138L139 35L137 34ZM147 32H148V34H146V36H145L144 33H147ZM178 32H179V33H178ZM185 32H186V33L188 32V33H187V34H184ZM209 32H210V33H209ZM223 32H224V33H223ZM71 33H72V34H71ZM169 33H170V34H169ZM181 33H183L184 35H182ZM200 33H203V34H200ZM248 33H249V34H248ZM70 34H71L73 37H72ZM73 34H74V35H73ZM80 34H81V36H80ZM128 34H129V35H128ZM136 34H137V35H136ZM163 34H164V35H163ZM167 34H168V35H167ZM222 34L220 35V37L223 36ZM259 34H257V35L259 36ZM11 35H12V34H11ZM11 35H10V38H12ZM34 35H33V37H35V40H36V41L34 40V38H33L32 36H31L30 38H28V39H27L26 37H21L20 39H21L23 42H25V44H26V43H27V44L30 43V42H26V41H31V43L34 44L33 47H34V46L36 47V48H33V49H37L36 51H38L40 48H38V46H36V45H38V43L36 44V42H37V38H36V36H34ZM65 35H67V36L70 35V36H71V40H66V39H68V38L70 39V37H66ZM90 35H91V36H90ZM148 35H149V36H148ZM156 35H157V36H160V37L158 38ZM169 35H171V37H172V35H173V37H172V38H171V37L169 38ZM202 35L204 36V38H202V37H203ZM207 35H209V36H207ZM211 35H212V36H211ZM252 35L250 34L249 37H251ZM38 36H39V37H38ZM64 36H65V37H64ZM79 36H80V37H79ZM113 36H114V37H113ZM154 36H155L156 38H155ZM161 36H164V37H161ZM177 36H178V37H177ZM254 36L256 37V39H259V37H261L262 35H260L259 37H257L256 34H255ZM254 36H253V37H254ZM76 37H77V38L79 37V39H76ZM85 37H86V38H85ZM88 37H89L90 39H89ZM112 37H113V38H112ZM134 37H135V38H134ZM137 37H138L139 40L136 39ZM149 37L151 38V41H150V38H149ZM167 37H168L169 39H168ZM176 37H177V38H176ZM181 37H183V38H181ZM184 37H185V38H184ZM208 37H210L211 39L214 38V39H215V42H217L216 40L221 39L220 42H224V43H220L221 45L217 43V45H216V46L219 47V48L217 47L219 51L222 50V51L219 52V53H220V54H221V53L224 54V52H225V55H226V56L223 55V54H221L222 57L224 58V56H225L224 59H227V57H229V58H231V60L229 61V60H228L229 58H228V59H227V62H226V60H225V63H223V62H224V61H223L224 59L221 61V60H219V58H218L219 63H220V61H221V63H222V65H221V64H220V65L218 64L219 66H221L220 68L217 67L218 65H217V66L213 65L215 62H214L213 64H211V65H213V66H215V67H217V68H219V69H218L217 71H216V69H215L216 72H213L212 69L209 67V68L211 69V70H210V69H209V70H210V72L212 73V75H214V73H215V76H214L215 78H212V79H213L212 82H214V83H212V82H211V83H209V82L207 83V84H209V86H210V84H211V89H210V90L208 89L209 87H207L208 85L205 86V89H203V90H205L206 92L209 90V93L207 92V93H208V94H207L205 91H204V92L201 91L202 88H204V84L202 85V88H200V86H201L202 83H204V81L209 80V79H207V78H209L210 75H209L208 77H206V75H207V74H211V73H208V71H207V74L205 73V72H206L205 69H208V67L205 68V69L202 68V69L205 71V72H204V73L206 74V75H205V78H206L207 80H206V79L203 80V78H204V77H203L202 79H200V80L203 81L202 83H198V81H196L197 79H195V81H196V82H195L193 78L196 77V76H195V75H196L195 73H197V71H195L196 68H195V66H194V68H193V65H194L195 62L197 61V60H196L197 58L195 59L196 61L193 59V60H194V62H193L194 64H193L192 66H190L191 63H188V62H191V61H193V60H192V58H190V57H189L190 59L187 58L188 52H190V51L187 52V51H186V50H187L186 48H188V47L190 48L191 46H192V47H195L194 45L198 44V42L201 43L200 41H202V40L205 39V38H206L205 41H206V42H209V41H207V39L209 40ZM246 37H247V38H246ZM255 37H254V38H255ZM22 38H23V39H22ZM31 38H32V39H31ZM72 38H73V39H72ZM80 38H81L82 40H81ZM84 38H85V39H88V40H85ZM95 38H96V39H95ZM99 38H100V39H99ZM160 38H161V41H160V40L157 41V40L160 39ZM166 38H167V39H166ZM174 38H175V39H174ZM199 38H200V39H199ZM263 38H262V39H263ZM25 39H27V40H25ZM29 39H30V40H29ZM49 39H50V40H49ZM58 39H59V41H57ZM63 39H65V43H64V40H63ZM75 39H76V40H75ZM94 39L97 40L96 43H95ZM103 39H105V40H103ZM113 39H114L115 42L113 41ZM119 39H121V41H120ZM135 39H136L137 41H136ZM143 39L146 40V41L144 42ZM153 39H156V40H155L156 42H154ZM182 39H183V40H182ZM251 39H252V38H249V39H248V41H249V43H250L251 45H253L255 42L257 43V42L259 41V40L256 41L255 39H253L254 41H252ZM24 40H25V41H24ZM44 40H46V41H44ZM51 40H52V41H51ZM55 40H56V41H55ZM73 40H74V41H73ZM83 40H84V41H83ZM89 40H90V41H89ZM98 40H99L100 42H99ZM102 40H103V42H102ZM108 40L110 41V43L113 44L112 46H111V44L109 43ZM174 40H175V42H173ZM185 40H186V41H185ZM250 40H251V41H250ZM33 41H34V42H33ZM40 41H41V42L44 41V44H45V45L48 43L47 46H44V44H41ZM47 41H48V42H47ZM49 41H50L52 44H50ZM61 41H62L63 44L61 43ZM67 41H68V42H67ZM70 41H71V42H70ZM81 41H83V42H82L81 44H78V43H80ZM86 41H87V42L89 41V42L86 43ZM91 41H92V42H91ZM104 41H105V42H104ZM106 41H107V42H106ZM111 41H112V42H111ZM139 41H142V42H139ZM181 41H182V42H181ZM197 41H198V42H197ZM203 41H204V40H203ZM203 41H202V42H203ZM205 41H204L205 44L203 43L204 46H205L206 44L208 45V43H206ZM263 41H264V40H263ZM263 41H260V43L262 44ZM23 42H20V43H19L20 46L23 44ZM46 42H47V43H46ZM53 42H54V43H53ZM57 42H58V44H61V45H60L61 47L58 46ZM66 42H67V43H66ZM75 42L77 43V45H75V44H76ZM116 42H117V43H116ZM118 42H119V43H118ZM146 42L148 43V45H147ZM151 42H152L153 44H152ZM161 42H162V43H161ZM178 42H180L181 45H180V43H178ZM185 42H187V43H185ZM196 42H197V43H196ZM210 42H211V40H210ZM215 42H214V43H215ZM218 42H219V41H218ZM252 42H254V43L252 44ZM21 43H22V44H21ZM31 43H30V44H31ZM68 43H71V44H70V45H72L71 48L74 47L73 49H71V48L69 47V48H70V51H68V46H70ZM73 43H74V44H73ZM84 43H86V45H85ZM105 43H107V44H105ZM108 43H109V44H108ZM156 43H157V44H156ZM173 43H175L176 45H177V43H178V45L176 46V45L173 44ZM184 43H185V44H184ZM190 43H192V45H191ZM193 43H194V44H193ZM195 43H196V44H195ZM256 43H255V45H256ZM49 44H50V45H53V44H54V46H50ZM55 44H56V45H55ZM83 44H84V45H83ZM96 44L99 45V46H97ZM104 44H105V45H104ZM117 44H118V45H117ZM120 44H121V45H122V44H123V45L126 44V46H122V47H123V48H122ZM151 44H152V46H151ZM155 44H156V45H155ZM159 44H160V45H159ZM168 44H169V45H168ZM170 44H171V45H170ZM203 44H201V45H203ZM209 44H210V43H209ZM250 44H249V45H250ZM12 45H13V44H12ZM23 45H24V44H23ZM62 45H64V46L66 45L67 48H64V46L62 47ZM78 45H79L80 47H85V48H80ZM87 45H88V47H86ZM89 45H90V46H89ZM91 45H92V46H91ZM94 45H95V46H94ZM115 45H117V46H115ZM142 45H144L143 48H142ZM145 45H146V46H145ZM153 45H154V47H153ZM163 45H165V47H164ZM182 45H183V46H182ZM210 45H214V44H213V40H212V43H211ZM219 45H220V46H219ZM245 45H246V44H245ZM251 45H250V46H251ZM257 45L259 46V43H258ZM263 45H264V44H263ZM263 45H262V46H263ZM13 46H14V45H13ZM16 46H18V44H17ZM66 46H65V47H66ZM96 46H97V47H96ZM118 46H119L120 50H119ZM173 46H175V47H173ZM197 46H198V45H197ZM204 46H200V47L202 48V47H204ZM208 46H209V45H208ZM208 46H205V47L208 48ZM216 46L214 45L213 47L216 48ZM247 46H248V43H247ZM262 46H260V47L262 48ZM31 47H32V46H31ZM57 47H59V48H57ZM98 47H99V48H98ZM110 47H111V48H110ZM112 47H113V49H112ZM125 47H126V49H125ZM131 47H132V49H130ZM138 47H139V49H138ZM140 47H141V48H140ZM147 47H148V48H147ZM149 47H150L151 50H149ZM159 47H160V50L158 49ZM162 47H164V49H163ZM171 47H172V48H171ZM200 47H198V48H200ZM213 47L211 46V48H212V49H211L210 46H209V48H208L207 51H209V49H210L211 52L213 53V51H212V50H213ZM252 47H253V49H252ZM256 47H257V46H256ZM8 48H9V47H8ZM55 48H57V49H55ZM115 48H116V49L118 48V50H116ZM128 48H129V49H128ZM133 48H134V50H133ZM189 48H188V50H189ZM198 48H197V51L200 50V49H198ZM206 48L203 49V51H201V53H202V52H205ZM217 48H216V49H217ZM243 48H244V49H243ZM258 48H259V47H258ZM263 48H264V47H263ZM263 48H262V49H263ZM54 49L56 50V52L53 54V52L55 51ZM77 49H79V50L76 52ZM104 49H107V50H104ZM109 49L111 50V52H114V51H115V52H114V53H111ZM121 49H122V51H121ZM123 49H124V50H123ZM137 49H138V50H137ZM141 49H142V52H144V53H141V52H140ZM145 49H146V50H145ZM147 49H148V50H147ZM154 49H156V50H154ZM157 49H158L162 54H161ZM180 49L183 50L184 52L180 51ZM190 49H191V48H190ZM192 49H193V48H192ZM216 49H215V51H216ZM247 49L250 50L249 48H247ZM247 49H246V50H247ZM251 49H252V50L255 49V48H254V45L251 46ZM262 49H261V51H262ZM52 50H53V51H52ZM62 50L64 51V53H62ZM73 50H74V51H73ZM89 50H90V51H89ZM97 50H98V51H97ZM113 50H114V51H113ZM126 50H127V51H126ZM132 50H133V51H132ZM135 50H137L139 53H138V52L136 53ZM143 50H144V51H143ZM163 50H164V51H163ZM168 50H169V51H168ZM170 50H171V52H170ZM172 50H173V52H172ZM178 50H179V54H181L180 52H182V54L184 53V55L186 54L185 56H184V55H180V56H182V58H185V57H186L187 59H186V58H185V59H182V58L180 59L179 54H177ZM218 50H217V51H218ZM232 50H233V51H232ZM246 50H245V51H246ZM252 50H250V51L252 52ZM263 50H264V49H263ZM36 51L34 50V52H36ZM41 51H42V49H41L40 51H38V52L40 53ZM67 51H68V52H67ZM86 51H87V53H86ZM88 51H89V53H88ZM96 51H97L98 53H96ZM100 51H102V52L100 53ZM107 51H108V52H107ZM117 51H118V52H117ZM155 51H156V52L158 51L160 54H159V53H156ZM162 51H163L164 53H165V51H166V52L168 51L167 54H165V57H164V53H163ZM174 51H176V52H174ZM191 51H192V50H191ZM194 51H196L195 48H194ZM197 51H196V52H197ZM207 51L205 52L206 54H207V53L212 54L211 52H207ZM255 51H259V52H261V51H260V48H259L258 50L255 49ZM46 52H45V53H46ZM66 52H67V53H66ZM82 52H83V53H82ZM104 52H105V57H106V58L108 57V55H106V54H110V53H111V55L114 54L115 56H111V55H110V56H111L112 59H113V57H114L115 60L113 59V61H111L112 59L110 60V59H109L110 57H108V59H106L105 57H103ZM120 52H122V55H121ZM151 52H152V54H153V52H155L157 55H155V53L152 55ZM169 52H170V53H169ZM185 52H186V53H185ZM192 52H193V51H192ZM253 52H254V51H253ZM253 52H252V53H253ZM259 52H258V53H259ZM48 53H49V54H48ZM80 53H81V54H80ZM93 53H94V54H93ZM95 53H96V54H95ZM134 53H135L136 55H134ZM140 53H141V55H147V56H146L147 59H146L145 56H141V57H143V58L141 59V57H139ZM175 53H176L179 57H176V54H175ZM193 53H194V52H193ZM198 53H199V51H198ZM198 53H197V57H198ZM219 53L216 52V56H217V57H220V54H219ZM232 53H233V54H232ZM255 53H256V52H255ZM69 54H70V55L72 54L71 56H73V57H70ZM83 54H85V55L83 56ZM87 54H88L89 56L92 55V54H93V55L90 56L91 58H89V56H88ZM98 54H99V55H98ZM119 54H120V55H119ZM123 54H124V55H123ZM126 54L128 55L129 58L126 57V59H124V60L122 59L123 61H125V62L123 63L122 61H120L121 58H122L121 56H123V57L125 58ZM149 54L151 55V57H150ZM206 54H201V55L203 56V60H204V56H205ZM213 54H214V53H213ZM213 54H212V55H213ZM228 54H229V53H228ZM241 54H242V55H241ZM248 54H249V52L246 53V55H248ZM261 54H264V51L261 52L259 56H258V54H257V56L259 57V60L261 59L260 56H261V57H264V56H262ZM74 55H75V56H74ZM81 55H82V57H81ZM116 55H117V56H116ZM131 55H132V56H131ZM161 55H162V58L160 57ZM189 55H192V54L189 53ZM194 55L196 56V54H194ZM207 55H208V54H207ZM218 55H219V56H218ZM249 55H250V54H249ZM251 55H252V54H251ZM55 56H56V55H54L53 58H54ZM67 56H68V57H67ZM76 56L78 57V59H77ZM85 56L88 57V58H86ZM130 56L133 57V58L131 59ZM135 56H136V57H135ZM157 56L160 57V59L157 58V59H159L158 61H156L157 59L155 58V57H157ZM167 56H169V57H167ZM173 56H174V57H173ZM209 56H210V55H209ZM252 56L254 57V53H253ZM257 56H256V57H257ZM80 57H81V58H80ZM83 57H84V58H83ZM97 57H98V58H97ZM100 57H101V58H100ZM118 57H120V58H118ZM138 57H139V59L142 60L143 62H145L144 60H146V67H148L149 65L152 66V65H154V64H155L156 66L154 65V66L149 67V68H144V67H142V64H141V66L139 65V66L137 67V65H138V63H137V61H138ZM144 57H145V59H144ZM148 57H149V58H148ZM175 57H176L177 59H176V60H173V58H175ZM192 57H194V56L192 55ZM210 57H211V56H210ZM213 57H214V56H213ZM222 57H220V59H222ZM246 57H247V56H246ZM59 58H60V57H59ZM61 58H62V56H61ZM67 58H68V59H67ZM69 58H70V59H69ZM71 58H72V59H71ZM85 58H86L87 60H89V61L86 62V59H85ZM103 58L106 59V60H103ZM116 58H117V59H116ZM151 58H152V59H151ZM169 58H170V59H169ZM198 58L200 59V58H202V57L199 56ZM208 58H209V57L207 56V57H206V60H207ZM215 58H216V57H215ZM247 58H248V57H247ZM250 58H252V57H250ZM250 58H249V60H250ZM84 59H85V60H84ZM93 59H94L96 62H97V60H98L97 63H98L99 65H100V64H101V65L99 66V65L95 64V61L92 62ZM99 59H101V61H100ZM118 59H119V60H118ZM130 59H131V60H130ZM135 59H137V61H136ZM149 59H151L152 61L149 60ZM179 59H180V60H179ZM199 59H198V61H200ZM211 59L213 60V58H211ZM243 59H246V58H243ZM75 60H77V61H75ZM81 60H83V61H85V62L83 63V61H81ZM109 60H110L113 64H111V62H110ZM129 60H130L131 62H130ZM134 60H135V62H136V63L134 62L135 67H137L138 69H139L140 67H142V68L145 69V71H146V69H147V73H146L145 71L140 72V75H141L142 77H141L140 75H137L138 73H133V72H132V70H134V65H133V69L131 70V72L133 73V75H132V73H131L130 75H128V72H129V69H128V68H130V67L132 68L131 65L133 64L132 62H133ZM172 60H173V61H172ZM186 60H187L188 62H187ZM209 60H210V58L208 59L207 62H209ZM212 60L210 61L211 63L213 62ZM214 60H215V61H218L217 59H214ZM238 60H239V61H238ZM251 60L254 61V58L251 59ZM255 60H256V58H255ZM54 61H53V62H54ZM65 61H66V62H65ZM99 61H100V63H99ZM105 61H107V62H105ZM116 61H119V62H116ZM142 61H141V62H142ZM154 61H155V62H154ZM164 61L168 62L169 64H167V63L164 62ZM178 61H179L180 63H178ZM183 61H184V62H183ZM204 61H205V60H204ZM228 61H229V62H228ZM241 61L243 62L244 60H241ZM247 61H248V60H247ZM247 61H246V63H247ZM256 61H258V59H257ZM55 62H54V63H55ZM58 62H59V63H58ZM89 62H91V63H89ZM103 62H104V63H103ZM108 62H109V63H108ZM114 62L118 63V65L121 64V63H122L123 65L121 64L120 66L115 67V66H117V64L114 63ZM120 62H121V63H120ZM139 62H140V61H139ZM156 62H157V64H156ZM182 62H183V64H185L184 66H182V64H181ZM185 62H187V63H185ZM201 62H202L204 65H205V63H206V62L204 63L203 61H201ZM244 62H245V61H244ZM87 63H88V64H87ZM93 63H94V64H93ZM107 63L109 64V66H108V68H107L109 71H108V70L106 71V67H107V65H108ZM130 63H131V64H130ZM173 63H174V64H173ZM175 63H176V64H175ZM197 63H198L197 65H199V62H197ZM216 63H218V62H216ZM233 63H234L235 65H234ZM236 63H237L238 65H237ZM249 63H250V64H248V63H247V64L250 65V66H252V64H253L254 62L251 64V62L249 61ZM55 64H56V63H55ZM65 64H66V66L64 67ZM71 64H72V67H71ZM83 64H84V65H83ZM92 64H93V65H92ZM102 64L105 65V66H103ZM106 64H107V65H106ZM124 64H125V66H124ZM127 64H128V66H127ZM129 64H130V67H129ZM147 64H148V66H147ZM158 64H159V65H158ZM171 64H172V65H171ZM177 64L179 65V66H178L179 68L176 67ZM188 64H189V65H188ZM209 64H210V63H209ZM242 64H243V65H246V64H244V63H242ZM258 64L260 65L261 62H259ZM58 65H59V66H58ZM62 65H63V66H62ZM68 65H69L71 68H69ZM75 65H76V66H75ZM87 65H89V66L87 67ZM113 65H114V66H113ZM143 65H144V64H143ZM160 65H162V66L160 67L161 69H159V66H160ZM164 65H165V66H164ZM187 65H188L189 67H188ZM197 65H196V66H197ZM201 65H202V64H200L199 67H201ZM206 65H207V64H206ZM225 65H228V66H225ZM248 65H247L246 67L249 68L250 66H248ZM255 65H257V62L255 63ZM261 65H262V64H261ZM261 65H260V66H261ZM60 66H61V67H60ZM73 66H74V67H73ZM90 66H92V67H93V70L96 71L100 76H95V77H94L93 75H95L96 72L94 73V71L91 70L92 67H90ZM94 66H95V67H94ZM110 66H111V67H110ZM122 66H124V69H125V70L123 69ZM172 66L174 67V69H173ZM180 66H181V67H180ZM208 66H210V65H208ZM224 66H225V67H224ZM229 66H233V67L235 66L236 68H230ZM240 66H241V65H240ZM59 67H60V68H59ZM85 67H87V68H85ZM89 67H90V69H88ZM97 67L100 68L99 71H98V68H97ZM101 67H102V69H103V68H105V69H103V71L100 72V70H102ZM109 67H110V68H109ZM113 67H114V68H113ZM119 67H120V68H119ZM121 67H122V68H121ZM157 67H158V69H155V68H157ZM185 67H187V68H185ZM190 67L192 68V71H191V70H190L191 72L189 71V72H190V75H189V72H188L187 70L190 69ZM197 67H198V66H197ZM202 67H204V66H202ZM226 67H227V68H226ZM241 67H242V66H241ZM243 67H245V66H243ZM243 67H242V68H243ZM252 67H253V66H252ZM57 68H58L59 72L57 71ZM72 68H73V69H72ZM79 68H80L82 71H81V70H78ZM94 68H95V69H94ZM111 68H112V69H111ZM152 68L154 69V71H152V70H153ZM175 68H176L177 70H175ZM181 68H182V69H181ZM184 68H185V69H184ZM228 68H229V69H228ZM242 68H241V70H243V69L246 70V68H243V69H242ZM259 68H260V67H259ZM262 68H263V71H264V66H262L261 69H259V70L261 71ZM55 69H56V70H55ZM86 69H87V71H86ZM113 69H114V70H113ZM121 69L123 70V73H122V74L125 75V76H123V77H122L121 74H120V73L122 72ZM127 69H128V70H127ZM138 69H137V71H142V70H144V69H141V68H140L139 70H138ZM148 69H150V70H149L150 73H148ZM194 69H195V70H194ZM198 69H199V68H197V70H198ZM213 69H214V68H213ZM227 69L229 70V72H227V71H228ZM233 69H234V71L232 72ZM62 70H63V71H62ZM89 70L92 71V73H94V74H92ZM111 70H112V71H111ZM117 70H120V71L118 72ZM126 70H127L128 72H127ZM221 70H222V72H221ZM225 70H226V71H225ZM245 70L243 71L244 74H245V72L249 73V71H247V70L245 71ZM248 70H249V69H248ZM252 70H253V71H256V70H254V69H252ZM259 70H258L257 72H259ZM64 71H65V72H64ZM78 71H79V72H78ZM80 71H81L82 73L84 72L83 75H80V74H82ZM85 71H86V73H85ZM104 71H105L106 74H107V73L109 74L110 71H111V73H110L109 75L107 74L108 76H107V75L105 76V73H102V72H104ZM158 71H159V72H158ZM171 71H172V72H171ZM174 71H175L176 73H175ZM177 71L179 72V74H178ZM180 71H181V73H180ZM199 71H200V70H198V73H200L202 70H201L200 72H199ZM218 71L221 72L222 74L220 75V73H219L218 75H216V73H218ZM250 71H251V68H250ZM60 72H62V73H60ZM126 72H127V74H126ZM134 72H135V70H134ZM152 72H153V73H152ZM156 72H157L158 74H156ZM184 72H185V73H184ZM192 72H193V74H192L193 76L191 75ZM224 72H225V73H224ZM238 72L241 73V71H240L239 68L237 69L236 75L239 74ZM73 73H74V72H73ZM78 73H79V74H78ZM97 73H96V75H98ZM112 73H114L115 76H114ZM118 73L120 74L119 77L122 78V79L126 78V76L128 75V76H130L129 79L131 80V79L133 78V76H134V77H135V78H134V81L132 80V81L130 82L131 85H129V82L127 81V80H128V77H127V78H126L127 80H125V79H124L125 81L123 80V81L125 82V84H124V82H123V84H122V82H121V84H120L119 81H121L122 79H118L119 77H118V78L116 77L117 75H119ZM129 73H130V72H129ZM141 73H142V74L144 73V74L142 75ZM174 73H175V74H174ZM202 73H203V72H201L200 75H201ZM243 73H241V74H243ZM251 73H255V72H251ZM259 73H260V72H259ZM259 73H258V74H259ZM261 73H262V71H261ZM59 74H61V75L59 76ZM91 74H92V75H91ZM102 74H104V75H103V76H104L103 79H102V76H101ZM134 74H135V75H134ZM148 74H149V75H148ZM150 74H151V75H150ZM153 74H154V75H153ZM164 74H166V75H168L169 77H171V78H170V79H171V83H172L171 85H168V84H167L166 82H164V81L162 82V75H164ZM181 74H182V77L185 76V79L188 77L187 80H186V83H185V80H182V77L180 76ZM186 74H188L189 76L186 75ZM241 74H240V75H241ZM244 74H243V77H244ZM262 74H263V73H262ZM76 75H77V77H76ZM78 75H79V77H78ZM171 75H172V76H171ZM175 75H176V77H174ZM198 75H199V74H198ZM200 75H199V76H200ZM212 75H211V77H213ZM226 75H228V74H226ZM229 75H230V74H229ZM236 75H235V76H236ZM247 75H248V76H251V74H250V75L247 74ZM254 75H257V73L254 74ZM254 75H253V77H254ZM259 75H260V74H259ZM109 76H110V80L108 79ZM137 76H138V78H136ZM139 76H140V77H139ZM178 76H180V78H178ZM190 76H191V77H190ZM203 76H204V74H203ZM218 76L220 77L219 79H217ZM230 76H231V75H230ZM230 76H229L228 78H230ZM237 76H238V75H237ZM241 76H242V75H241ZM261 76H263V75H260V77H261ZM59 77H60V79H59ZM61 77H62V78H61ZM98 77H100V81H101V82L99 81V78H98ZM111 77H113V78L116 77V78L113 79V78H111ZM131 77H132V78H131ZM144 77H146V79H144ZM152 77H153V78H152ZM159 77H160V78H159ZM200 77H201V76H200ZM260 77H259V76L256 77V79H254L255 82H256L257 78L259 79ZM96 78H97L98 80H97ZM104 78L107 79V80H109L108 82H109L110 85L107 83V80H105ZM148 78H149V79H148ZM151 78L153 79V81H151V80H152ZM176 78H177V79H176ZM190 78H192V79H190ZM196 78H197V77H196ZM222 78H223V79L225 78V79L223 80ZM235 78H237V77H235ZM235 78H234V81H235ZM241 78H242V77H241ZM58 79H59V80H58ZM74 79H75V80H74ZM86 79H88V80H86ZM101 79H102L103 81H102ZM115 79L117 80V83H114V82H116ZM136 79H138L140 82H139L138 80L135 81ZM155 79H156V80H155ZM158 79H159V81L157 82ZM175 79H176V80H175ZM179 79H181V80H179ZM216 79H217V80H216ZM221 79H222V80H221ZM230 79H231V78H230ZM246 79H247V77H246ZM96 80L99 81V83H98ZM111 80L113 81V82H112L113 84H111ZM118 80H119V81H118ZM145 80H146V82H145ZM174 80H175V81H174ZM188 80H189V81L191 80L192 83H193V81H194L193 86L190 84L191 87H194V89L196 88L195 86H197V83H198V87L195 89V91H193L194 93H192V94H190V93H191L192 90H194V89L190 88V89L188 90V86H190ZM214 80L216 81V83L219 81L218 83H219V85H220L219 87L221 88L220 90L218 89V83L216 84V85H217V86H216ZM236 80H237V79H236ZM238 80H239V79H238ZM238 80H237V81H238ZM248 80H249V78H248ZM252 80H253V78H252ZM252 80L250 79V82H253ZM95 81H96L97 83H96ZM126 81H127V82H126ZM150 81H151V82H150ZM155 81H156V84H154ZM160 81H161V82H160ZM178 81H179V82H178ZM182 81H183V83H182ZM191 81H190V82H191ZM223 81H224V83H223ZM228 81H229V79H228ZM232 81H233V80H232ZM234 81H233V82H234ZM242 81H243V80L241 79V82H242ZM262 81H263V82H262ZM118 82H119V86H118L119 88L115 85L114 93H111V92H113V89H114V88H112V87H114V84H117V85H118ZM137 82H138V83H137ZM147 82H148V84H149V82H150V84H149L150 86L147 84ZM159 82H160V83H159ZM177 82H178V83H177ZM187 82H188V83H187ZM199 82H200V81H199ZM230 82H231V80H230ZM77 83H76V84H77ZM158 83H159L160 85H159ZM165 83H166V84H165ZM175 83H176V84H175ZM184 83H185L186 85H183ZM221 83H222L223 85H222ZM237 83H239V82H237ZM243 83H244V82H242V84H243ZM61 84H63V83L61 82ZM61 84H59V85H61ZM71 84H72V85H71ZM82 84H83V85H82ZM107 84L110 86V90L112 89L111 92H110V90H109V87L107 88V86H108ZM163 84H164V85H163ZM177 84H178V85H177ZM199 84H200V85H199ZM231 84H232V85H233V84L237 85L236 82H234V83H230V85H231ZM59 85H57V87H59ZM111 85H112V87H111ZM121 85H122V86H121ZM127 85H128V86H127ZM136 85H135V86H136ZM156 85H157V87H156ZM161 85H162V89H161ZM165 85H166V87H165ZM176 85H177V86H176ZM181 85H182L183 87L186 86V87H185V90H184L183 87H178V86H181ZM205 85H206V84H205ZM235 85H234V86H235ZM247 85H249L248 87H250L252 84L249 83V84H247ZM54 86H53V87H54ZM67 86H66L65 88H67ZM82 86H83V87H82ZM105 86H106V87H105ZM146 86H147V87H146ZM159 86H160V88H158ZM212 86H213V87H212ZM215 86H216V87H215ZM222 86H223V87H222ZM234 86H232V87H234ZM239 86H240V85L238 84V87H239ZM253 86H254V83H253ZM255 86H254V87H255ZM55 87H54L55 90H54L53 94L56 93V92H58V91H60V89H61V91H62V90L64 91V86H63V85L61 86L62 88L59 87V89L56 87V88L58 89V91H56V88H55ZM72 87H73V88H72ZM116 87H117V89H116ZM149 87H150V88H149ZM155 87H156V88H155ZM164 87H165V88H164ZM176 87H177V88H176ZM206 87H207V88H206ZM224 87H225V89H224ZM238 87L235 86L236 89H237ZM242 87H243V86H242ZM242 87H239L237 90H239V89L241 90ZM70 88H68V91L70 90ZM74 88H75V89H74ZM122 88H123V89H122ZM152 88H153V90H152ZM178 88H179V90H180V88H182V89L184 90V91H182V89L180 90V93H182V95H180V96H182V97L185 98V99L187 98V99H186L187 101H188V98H189V101L192 99V103H191V101H190V102H189V101L186 102L184 99L180 101V97H178V94H179L178 92H179V91H177ZM235 88L232 89V88L230 87V89H232L233 91H234ZM251 88H252V87H251ZM251 88H249V89H251ZM77 89H78V90H77ZM89 89H91V90H90L89 93H88L87 90H89ZM157 89H158V90H157ZM174 89H175V90H174ZM212 89H214V90H212ZM216 89H218V91L215 93ZM226 89H228V90L230 91V94L228 93L229 91L226 92ZM236 89H235V90H236ZM66 90H67V89H65V91H66ZM75 90H76V91H75ZM151 90H152V91H151ZM166 90H167V91H166ZM170 90H171V93H170ZM253 90H254V88H253ZM63 91H62V92H63ZM68 91H67V92H68ZM141 91H142V92H141ZM155 91H156V92H155ZM161 91L163 92V94H162ZM165 91H166V92H165ZM176 91H177V92H176ZM198 91H199V92H198ZM210 91H211V93H210ZM212 91H213V93H212ZM233 91H232V92H233ZM109 92H110V93H109ZM130 92H131V91H130ZM145 92H146V91H145ZM154 92H155L156 95L154 94ZM184 92H186L185 95H184ZM187 92H188V93H187ZM200 92H201V93H202V92L204 93V94H202V97H201V98H200L201 94H199ZM218 92H220V93H218ZM221 92H222V93H221ZM224 92H225V94H224ZM234 92L237 94L236 91H234ZM248 92H251V91H248ZM118 93H117V94H118ZM128 93H129V94H132L131 96H129V97H131V98H132L133 96L136 95L135 97H133L134 99L132 98L133 100H135V98L137 97V100H135V101L133 102V105L131 104L133 100H132L131 98L127 97V96L129 95ZM148 93H149V94H148ZM151 93H152V94H151ZM158 93H159V94H158ZM168 93H169V95L167 96ZM195 93H196V96L194 97V94H195ZM217 93H218V94H217ZM235 93H234V94H235ZM77 94H79V93H77ZM84 94H85V92H84ZM105 94H106V92H105ZM115 94H116V93H115ZM133 94H135V95H133ZM161 94L164 95L163 98H161V100H162V99H163V100H162L161 103H157L155 100H156L157 98H159V96L162 97ZM205 94H206V95H205ZM209 94H210V95H209ZM211 94H212V95H211ZM221 94H222V95H221ZM227 94H229V95H227ZM238 94H237V96H238ZM85 95H86V94H85ZM93 95H95L94 98L96 97V99H98V101H97L96 99L93 98ZM126 95H127V96H126ZM141 95H143V96L145 97V98H144V97L142 96V97L144 98V100L146 101V103H145L144 100H143L142 102H140V99L142 100V98L140 97ZM153 95H154L155 97H154ZM158 95H159V96H158ZM204 95H205L204 98H206V99H202ZM207 95H208V97H207ZM217 95H218V97L221 98V99L216 100V99H217ZM220 95H221L222 97H221ZM226 95H227V97H225ZM231 95H233V93H232ZM152 96H153V97H152ZM156 96H157V98H156ZM190 96H191V98H190ZM210 96H212V97H210ZM213 96H214L215 98H214ZM103 97H105L106 99H102ZM126 97H127L129 100H128V99H125ZM166 97H167V98H166ZM223 97H225L226 99L223 98ZM228 97H229V98H228ZM99 98H100L101 100H104V103H105V101L107 100V102L105 103L106 106L108 105L107 103H110V104L113 105L114 107H113V106L111 107L110 104L108 105V108H107L105 105H103V108H105V109L103 110V108H102L101 106H102V104H104V103H103V101L101 102V100H99ZM120 98L122 99V101H120ZM139 98H140V99H139ZM150 98H152V100H151ZM153 98H154V99H153ZM178 98H179V99H178ZM198 98H199V99H198ZM208 98H209V99H208ZM213 98H214V99H213ZM234 98H236V96H235ZM82 99H83V100H82ZM90 99H91V100H90ZM113 99H112V100H113ZM124 99H125V101H124ZM130 99H131L132 101H130ZM177 99H178V101H177ZM195 99H198V100L201 101V102H199L198 100H195ZM207 99H208V100H207ZM222 99H223V100L225 99L226 101H222ZM241 99H240V100H241ZM75 100H77V101H75ZM93 100H94V102H92ZM116 100H117L118 102H119V101L122 102L123 104H124V102H125L126 105H125V104L122 105V103L119 102V104H121V107H122V108H121L120 105L118 104V102H116ZM126 100H127V102H126ZM138 100H139L140 103H138ZM147 100H148V101H149V100L152 101V103H151L152 105H153V104H156V103L159 104L160 107H159L158 105H153V107H151L150 104H148V101H147ZM159 100H160V99H159ZM205 100L208 101V102H210V103H207ZM213 100H214L216 103H214ZM220 100H221V101H220ZM238 100H239V99H238ZM90 101L92 102V104H94V105H93L94 108H95V107H98V108H96V110H94L93 106H91L92 109H93L92 112L95 111V114H94L95 117H93V115H91L92 112L89 113L91 110L88 112V115H87V111L89 110L88 108L90 107V103H91ZM128 101L130 102V106H129V102H128ZM136 101H137V102H136ZM157 101H158V100H157ZM166 101H168V103H166ZM182 101H183V103H182ZM204 101H205V104H208L209 106L204 105ZM212 101H213V102H212ZM218 101H220L219 104H217ZM228 101H229V103H228ZM230 101H231V102H230ZM263 101H264V100H263ZM67 102H69V101H67ZM100 102L102 103L101 105L99 104ZM155 102H156V103H155ZM177 102H178V103L180 102V103L177 105ZM185 102H186V110L184 109V108H185ZM223 102H227V103H228V104H227L228 106L226 105V103H225V105H223V104H224ZM233 102H234V103H233ZM87 103H89V105H88ZM135 103H136V104H135ZM189 103H190V104H193V105H190ZM197 103L200 104V106H201V103H202L203 106H201V107H200V106H197V105H198ZM236 103H237V104H236ZM261 103H262V102H261ZM261 103H260V104H261ZM70 104H71V103H70ZM80 104H82V103H80ZM80 104H79V105H80ZM116 104H117V106H116ZM134 104H135V105H134ZM137 104H139V105H137ZM163 104H165L164 107H163ZM166 104H167V105H166ZM181 104H182V106H179V105H181ZM213 104H214V106H210V105H213ZM234 104H236V105H234ZM263 104H264V103H263ZM263 104H261L260 107H261ZM79 105H77V106H79ZM87 105H88L89 107H88ZM97 105H100V107H101L102 109L99 108V106H97ZM141 105H142V106H143V105H144V106H145V105H148V106L146 107L147 109H144V111H143V108H145V107L143 106V108H142ZM73 106H74V105H73ZM104 106H105V107H104ZM115 106H116V107H115ZM118 106H119V107H118ZM124 106H126V107H124ZM134 106H135V108H134ZM140 106H141V107H140ZM149 106H150V108H149ZM193 106H195V107H193ZM215 106H216V108H215ZM221 106L223 107V110H224L223 114H222V112H221V111H223ZM224 106H227V109H226V107H224ZM229 106H230V107H229ZM233 106H234V107H233ZM79 107H80V108H79L80 111H83V110H84V108L82 107V105H80ZM81 107H82V109H81ZM91 107H90V109H91ZM136 107H137V108H136ZM176 107H177V108L180 107V108H179L180 111H181V110H184V111H181V114H180V115H177V114L175 113V112H177V108H176ZM182 107H183V109H182ZM188 107H189V108H188ZM190 107H193V108L191 109ZM199 107H200V108H199ZM208 107H209L210 110L208 109ZM211 107H213L214 109H213V108L211 109ZM218 107H220V108H218ZM242 107H244V108H242ZM112 108H113L114 110H116V111H115V112H114V111L111 112V111H112ZM120 108H121V109H120ZM129 108H130V109H133V108H134L135 110L133 109V110L129 111ZM165 108H166V109H165ZM187 108H188V110H187ZM194 108H195V110H194ZM203 108H204V110H203ZM206 108H207V110L210 111V112L205 111ZM217 108L220 109V110L217 111V110H216ZM228 108H229V109H228ZM261 108H264V107H261ZM261 108L259 109L260 111H261ZM97 109H98V110H97ZM106 109H107V110H106ZM136 109H138V110L136 111ZM140 109H141V110H140ZM179 109H178V112H180ZM225 109H226V110H225ZM240 109H242L243 111L240 110ZM85 110L83 111V113L80 112L81 114H83V117H82L81 114H80V116H79V115H78V116H79L80 118L82 117V118H81V119H83L82 121L85 120L84 122H85L86 124H89L88 121H90V122H91L90 124H92V122H93V120L91 121L92 118H90L89 116H88L89 119H86V118H85V116H84ZM101 110H102V111H101ZM108 110H109V112H108ZM110 110H111V111H110ZM193 110H194V112H193ZM212 110H215V111H216L217 116H216L215 111H212ZM238 110H239L240 112H239ZM259 110H258V115H259L260 117H259L258 115H257V118L255 117L256 122H258V123H256V126H257V125L260 126V125H262V123L264 124V121H263V120H264V119H263V118H264V114L262 115V116H263V117H262L263 120L261 119V113H264V111H262V112L260 113ZM69 111H70V110H69ZM123 111H122V112H119V113L116 115V117H117V116H118L119 118H120V116L123 117V116H124V115H123ZM128 111H129V112H128ZM135 111H136V112H135ZM139 111H140V113H139ZM186 111H187V113H186ZM211 111H212V113H211ZM219 111H220V112H219ZM234 111H238V114H237V112H235V114H234ZM241 111H242V113H241ZM96 112H97V113H96ZM106 112H104V115L106 114ZM171 112L173 113V116L171 115ZM190 112H191V113H190ZM203 112H204V113H207L208 115L202 114ZM213 112L215 113V115H214ZM228 112H230V113H228ZM232 112H233V113H232ZM244 112H245L246 114H245ZM68 113H69V112H66V114H65V115H67V117H68ZM110 113H112V114H110ZM182 113H183V114H182ZM184 113H185V114H184ZM210 113H211L212 115H210ZM218 113H220V115H218ZM227 113H228V114H227ZM240 113H241V114H240ZM69 114H70V113H69ZM92 114H93V113H92ZM119 114H121V115H119ZM159 114H155V115H157V118L160 116ZM164 114H165V115H164ZM232 114H233L234 116H235V115H236V116L234 117ZM239 114H240V115H239ZM70 115H71V114H70ZM70 115H69V116H70ZM104 115H103V117H106V116H107V115H106V116H104ZM176 115H177V116H176ZM201 115H202V116H201ZM231 115H232V116H231ZM78 116H77V117H78ZM110 116H108V117H109V122H108V120H107L108 117L105 118V119L107 120L106 122H108V126L113 125L112 122L114 123V119H115V118H114V117H115V114H114V117H113V115H112V118H114L113 121H111ZM174 116H175V117H174ZM193 116H194V115H193ZM203 116H204V118H203ZM206 116H208V117H210V118L207 119L208 117H206ZM213 116H215V117H213ZM218 116H220V117L222 116V117L220 118V117H218ZM228 116H229V119H230V120L228 119ZM70 117H72V116H70ZM70 117L68 118V119H70V120H69V121H66V122H67V125H68V126L70 125L71 127H70V126H69V127L72 129V127H73L74 124H73V125H71V124H72L73 121L76 122V120H75L73 117H72V118H73L74 120H73L72 118H70ZM77 117H76L77 120H78V119L81 120L80 118H77ZM122 117L119 119V120H120L119 122H118V118H116L117 120L115 119V121H117V123H114V124H115V125L117 124L118 126H119V125L121 126V125L123 124V122L125 121ZM153 117H156V116H153ZM164 117H165V118H164ZM173 117H174V118H173ZM182 117H183V116H182ZM184 117H185V116H184ZM216 117H217V118H216ZM226 117H227L228 121H226V120H227ZM236 117H237V118H236ZM62 118H64V117H62ZM65 118H66V116H65ZM84 118H85V119H84ZM205 118H206V119H205ZM211 118H212V119L216 118V119H214V120H215V121H214V120H211ZM233 118H234V120H235V119H236V120H235V121L231 120V119H233ZM239 118H240V120H239ZM259 118H260V119H259ZM68 119L66 118V119H64V120H68ZM71 119H72L73 121H71ZM95 119H96V118H95ZM121 119H122V124H118V123L121 122ZM162 119H164V120H162ZM173 119H174V120H173ZM222 119L225 120V122L223 123V125L221 124ZM123 120H124V121H123ZM172 120H173V121H172ZM207 120H209V121H207ZM216 120H217V121H216ZM224 120H223V121H224ZM237 120H238V121H237ZM86 121H87V122H86ZM110 121H111V123H110ZM213 121H214V122H213ZM220 121H221V122H220ZM259 121H260V122H259ZM261 121H262V122H261ZM62 122H63V119H62ZM69 122H71V123H69ZM75 122H73V123H75ZM208 122H209L210 124H209ZM211 122H213V123L211 124ZM226 122H227V123H226ZM235 122H236V123H235ZM68 123H69V124H68ZM198 123H199V124H198ZM206 123H207V124H206ZM229 123H231V124L234 123V124L231 125V124H229ZM90 124H89V125H90ZM148 124H146V125H148ZM220 124H221L222 126H221ZM224 124H226V125H224ZM228 124H229V125H228ZM115 125H113V126H115ZM146 125H145V126H146ZM158 125H159V126H158ZM193 125H194V126H193ZM200 125H201V126H200ZM202 125H206V126H202ZM219 125H220V127H218ZM227 125H228V127H227ZM234 125H235V126L237 125L238 128L235 127V128L238 129V130L236 129L237 131L234 129ZM64 126H65V125H64ZM113 126H112V127H113ZM155 126H157L158 129L155 128ZM195 126H197V127H195ZM198 126H199V127H198ZM208 126H209V127H208ZM210 126H211V127H210ZM212 126L215 128V129H214L215 133L217 134V132H218V134H217L218 136H217L215 133H214V134L212 133V132H214V131H212V130H209V131H208V129H209V128H212ZM223 126H224V127H223ZM112 127H111V128H112ZM193 127H195L196 130H195ZM200 127H201V128H200ZM217 127H218V129H219V128H220V129L218 130ZM222 127H223L224 129H223ZM145 128H146V127H145ZM198 128H199V129H198ZM225 128H226V129L228 128V131H229L231 134H229V132H226L227 130H226ZM192 129H193V130H192ZM202 129H203V130H202ZM194 130H195V131L198 130L197 133H195ZM220 130H221V131H220ZM223 130H224V131H223ZM231 130H233V131H232L233 133L231 132ZM193 131H194V133H193ZM205 131H206V133H205ZM211 131H212V132H211ZM219 131H220V132H219ZM234 131H235V132H234ZM201 132H202V135L200 134ZM210 132H211V134H209ZM225 132H226L227 134H226ZM192 133H193V134H192ZM198 133H199L200 136L198 135ZM222 133H223V134L225 133V134H224V137H225V138L222 137V135H223ZM236 133H237V134H236ZM190 134H191V135H190ZM206 134H208L207 137H205ZM212 134H213V135H212ZM219 134H220L221 136H220ZM134 135H135L134 137H136V141H137V140H139V142H140V141H143V140L137 138V137H138V136H137L138 134H134ZM149 135H150V137H149ZM153 135H154V136H153ZM189 135H190V137H191L192 140L190 139ZM194 135H195V136H194ZM203 136H204V137H203ZM208 136H209V137H208ZM210 136H211V137H210ZM216 136H217V137L220 136L219 138H221V139H223V140H221V139H216V138H217ZM227 136H228V138L226 139ZM130 137H132V135H130ZM188 137H189V140H190V141L188 140ZM192 137H194L195 140H194V138H192ZM196 137H197V138L199 137V139L197 140ZM201 138H202V139L205 138L208 142H210L209 139H210V140L212 139L211 142H210L211 145H210L206 140H204V139H203L204 141H201ZM233 138H234V139H233ZM239 138H240V139H239ZM242 138H243V139H242ZM259 138H260V139H259ZM130 139H131V138H130ZM130 139H129V140H130ZM134 139H135V138H134ZM134 139H133V137H132V139H131L130 141H133ZM236 139H239V140L236 141ZM181 140H182V139H181ZM199 140H200L201 142H200ZM214 140H216V142H215L216 144H215V145H213V144H214V142H213ZM217 140L220 141V142H217ZM193 141H194V142H193ZM197 141H198V142H197ZM241 141L245 142V144H246V143H249V141L252 142V143H251L252 145L250 146V149H248V150H250L249 152H252L250 155L253 154L252 157L255 158V159H252V161L254 160V161H253V165H254V162H255V161H257L259 158H262V161H261L260 159L258 160L259 162L257 161L258 164L255 163V165H257V166L254 165L255 167H257V169H256L257 171H256V170H254V171L252 170V169H255V168H254V166L252 165V161H249V160H251V159H249L248 162H247L248 164H250L249 162H251V165H250V168H251V169L249 168V165L246 163L247 160L245 161V159H244V155H246V154H248V153L246 152V154H245V151L243 150V148H245L246 145H245L244 147H240V146L244 145V143H243V142L241 143ZM176 142H177V140H176ZM176 142H175L174 144H176ZM236 142H238V143H236ZM239 142H240L242 145L239 144ZM263 142H264V141H263ZM263 142H262V144L264 145ZM167 143H168V142H167ZM167 143L165 144L166 146L168 145ZM212 143H213V144H212ZM233 143H234V144H233ZM259 143H260V142H259ZM225 144H226V145H225ZM228 144H233V145H234L233 149H234V148H235V149H234V150H231V147H232L233 145H230V146H229ZM237 144H239L240 146L237 145ZM256 144H257V143H256ZM211 146H213V147H212V149L210 148V149H211V150H210L209 147H211ZM223 146L225 147V149H224ZM228 146H229L230 149L227 148ZM235 146H237V147L239 146L241 149L238 151V149H236L237 147H235ZM168 147H169V146H168ZM215 147H216V148H215ZM222 147H223V148H222ZM239 147H238V148H239ZM204 148H205V149H204ZM206 148H207V149H206ZM247 148H248V145H247ZM191 149H190V150H191ZM196 149H195V150H196ZM208 149H209L210 152H208ZM221 149H222V152H221ZM219 150H220V152L217 153V151H219ZM223 150H224V153L227 151V154H228V155H227V154H224V153H223ZM225 150H226V151H225ZM228 150H229V151H228ZM235 150H236V151H235ZM191 151H192V150H191ZM191 151H190V152H191ZM230 151H231L232 153H231ZM233 151H234V152H233ZM237 151H238V152H237ZM240 151H241V153L239 154ZM243 151H244V152H243ZM246 151H247V149H246ZM257 151H259V156H257V154H258ZM190 152H189V153H190ZM194 152H193V153H194ZM235 152H236V155L234 156L233 153H235ZM242 152H243L244 154H243ZM186 153H188V152H186ZM189 153H188V154H189ZM193 153H192V155H193ZM216 153H217V154H216ZM230 153L233 154V155H231ZM254 153H255V154H254ZM256 153H257V154H256ZM190 154H191V153H190ZM208 154H209V155H208ZM214 154L217 155V156H216L217 160L219 159L221 162H223V164L220 163V162H218V161L216 160V158L214 157V156H215ZM219 154H220V155L223 154L225 157H228L229 159H228V158H225V160H224V158L222 157L223 155L220 156ZM260 154H261L262 157L260 156ZM192 155H189V156H192ZM196 155H197L198 157H197ZM200 155H201V156H200ZM205 155H206V156H205ZM242 155H243V156H242ZM254 155H256L257 157H255ZM185 156L188 157L187 154H185ZM233 156H234V157H233ZM236 156H239V158H241V159L243 158L244 161L241 160V159H239V158L237 157V158H238V161H239V160L241 161V162L239 161L240 163H238V161H236V160H237ZM247 156H248V155H247ZM194 157H196V158L194 159ZM203 157H208V158H206V159H207V162H208L209 164L206 162V159H205V162H206V163H204V162H202V161H201V162L199 161L200 163L198 162V160H203V161H204V159H201V158H203ZM218 157H219V158H218ZM232 157H233V158H232ZM249 157H250V156H249ZM249 157H246V156H245V158H247V159H248ZM138 158L140 159V157H138ZM138 158H137V159H138ZM150 158H151V157H150ZM164 158H165V157H164ZM164 158H163V159H164ZM213 158H214V159H213ZM222 158H223V159H222ZM231 158H232V159H231ZM235 158H236V159H235ZM256 158H257V160H256ZM139 159L136 160L135 165H138V163L140 164V162H143V160L140 161ZM141 159H142V158H141ZM143 159H144V157H143ZM211 159H212V160H211ZM234 159H235V160H234ZM194 160H195V161H194ZM214 160H216V161H214ZM227 160H228V161H227ZM231 160H233V161H231ZM185 161H187V158H186ZM212 161H214V163H218V164H214V165H213V163H211ZM234 161H235V162H234ZM137 162H138V163H137ZM190 162H189V163H190ZM226 162H227V165H226ZM243 162H244V163H243ZM189 163H185V164L188 165ZM219 163H220V164H219ZM224 163H225V164H224ZM228 163H230V164H228ZM233 163H234V166H233ZM236 163L239 164V165H237ZM242 163H243V165H242ZM141 164L143 165V163H141ZM210 164L213 165V166H215V167L212 168ZM221 164H222V165H221ZM142 165H141V167H142ZM203 165H202V167H203ZM235 165H237V166H235ZM240 165H241V166H240ZM209 166L211 167V168H210L211 171H209ZM218 166H217V167H218ZM238 166H239V169H240V167L242 168V169L240 170V171H242V173H238V172H236V171H239V169L237 168ZM242 166H245V167H242ZM252 166H253V167H252ZM258 166H259V168H258ZM141 167H140V168H141ZM186 167H187V166H185V168H186ZM198 167H199V165H198ZM198 167H196V168H198ZM246 167H247V169L249 168V169L247 170V172H248L247 174H246V171H245V172L243 171V170H246ZM199 168H200V167H199ZM206 168H207V169H206ZM231 168H232L233 171H234V170H235V171L232 172V171H231ZM233 168H234V169H233ZM244 168H245V169H244ZM261 168H262V171L259 172V171L261 170ZM75 169H77V168H73V169H72V170H73L72 172L77 173V172H78V169H77V172H76ZM179 169H180V168H179ZM228 169H230V172H229ZM206 170H207V171H206ZM227 170H228V172H227ZM133 171H134V170H133ZM138 171H139V170H138ZM208 171H209V173H208ZM240 171H239V172H240ZM250 171H251V172H250ZM252 171H253V172H256V174H257L258 172H259V173H258V175L256 176V174L254 173V174H255V175H254ZM225 172H226V173H225ZM235 172H236V173H235ZM190 173H191V174H190ZM214 173H213V174H214ZM222 173H223V174H222ZM229 173H234V174H229ZM237 173H238V174H241V175H243V173H245V174L242 176V178H243V177L245 178V175H247V176H249V177L246 176V177L248 178V181L250 180L249 178H252V177L256 176V178L254 177V178H252L253 180L251 179V180L249 181V182L253 183L252 186H251V185H250L251 187L248 186L249 184H251V183H249V182H248L249 184H248L247 182H246V184H245V181H247V178H246L245 180H244V178H243V179L240 178V179H242V180H240V179L238 178V175H237L238 180L236 181V179H237V178H236V174H237ZM249 173H250V174H249ZM135 174H136V173H135ZM189 174H190V175H189ZM207 174H208V177H206ZM251 174H252L253 176H251ZM260 174H261V175H260ZM77 175H78V174H76L75 177H74V178L72 177V178L75 180ZM170 175H171V174H170ZM214 175H215V174H214ZM225 175H226V176H225ZM228 175H229V176H228ZM241 175H240L239 177H241ZM72 176H74V173H73ZM78 176H80V175H78ZM78 176H77V177H78ZM210 176H211V177H210ZM223 176H224V177H223ZM227 176H228V177H227ZM259 176H260L261 178H260ZM80 177H81V176H80ZM170 177H171V178H170L171 181L175 178V177H174V178L172 179V175H171ZM199 177H201L200 180H199ZM226 177H227V178H226ZM232 177H233V178L235 177L236 179H235V178L232 179ZM257 177H258V178H257ZM78 178H79V177H78ZM219 178H220V180H219ZM224 178H225V179H224ZM230 178L232 179V184H233V183L235 184V185H234V184H233V185L230 184V188H231V185L234 186V188L237 187V189H234V188H233L234 190H232V189H231V190H232V191H235V194H236V192L238 191L237 194H238L240 197H239L237 194H236V195L233 194V192H232V193H230V194L233 195V198H234V199H232V196L230 197L231 199L229 198L230 195L228 194V190H229V183H231V179H230ZM70 179H71V178H70ZM80 179H81V178H80ZM80 179H79V180H80ZM229 179H230V180H229ZM258 179H259V180H258ZM74 180H73V181L69 180L70 182H68V184H71V182H73L72 184H74ZM202 180H205V181H202ZM223 180H224V181H223ZM225 180L230 181V182L228 183V182L225 181ZM239 180H240V182H239ZM254 180H255V183H256V184L258 183L257 185L254 183ZM77 181H78V179H77L75 182L77 183ZM222 181H223V182H222ZM233 181H235V182H237V183H235V182H233ZM241 181H244V183L241 182ZM252 181H253V182H252ZM256 181H260V182H256ZM79 182H81V181H78V184H79ZM173 182H174V181H173ZM220 182H221V183H220ZM225 182H226V183H225ZM76 183L74 184V186H76ZM171 183H172V182H171ZM193 183H194V184H193ZM199 183H200V184H199ZM219 183H220V184H219ZM224 183L227 184L226 186H227L228 188H225V187H226V186H225L224 188L227 190V191H226V190L224 189V190L226 191V194H221V193L223 192V191H222L223 189L221 190L222 192L219 191V190L225 185ZM238 183H239L240 185H243V186H244V187L242 186L243 189H241V188H242L241 186L239 187V184H238ZM242 183H243V184H242ZM260 183H261V184H260ZM192 184H193V188L195 187L194 189L191 188V187H192ZM223 184H224V185H223ZM218 185H219V186H218ZM221 185H222V186H221ZM237 185H238V186H237ZM245 185L248 187V191L245 190V188H246ZM259 185H260V186H259ZM262 185H263V186H262ZM68 186H69V185H68ZM68 186H67V188H69ZM70 186H71V185H70ZM204 186H205V187H204ZM219 187H220V188H219ZM259 187H260V188H259ZM261 187H262V188H261ZM70 188H72V187H70ZM76 188H79V189H80V187H78V186H77ZM76 188H75V189H76ZM190 188H191V189H190ZM238 188H240V189H238ZM249 188H251V191H249V190H250ZM253 188H255V189H253ZM75 189H74V190H75ZM196 189H197V188H196ZM246 189H247V188H246ZM252 189H253V190L258 189V191L256 190V191L252 192ZM260 189H261V191H260ZM70 190H71V189H69L67 195H71V196H72V194H75V192L77 193L76 195H78V190H77V189H76L77 191L75 190V192H74L73 190H71V192H73V193H71ZM189 190H191V191H189ZM202 190H204V191H202ZM241 190H242L243 192H242ZM167 191H170V190L168 189ZM199 191H200V189H199ZM239 191H241V192L243 193V195H242V193L239 192ZM244 191H245V192H244ZM196 192H198V190H197ZM202 192H203V193H202ZM217 192H218V193H217ZM230 192H231V191H230ZM257 192H258V193H257ZM260 192H262V193H260ZM70 193H71V194H70ZM168 193H169V195L172 194V192H168ZM240 193H241V195H240ZM247 193H252V194H254V195H253V196H250V195H252V194H248V196H247ZM194 194H195V193H194ZM217 194H218V196H217ZM67 195H66V196H67ZM189 195H190V194H189ZM196 195H198V193H197ZM196 195H195V196H196ZM224 195H225V198L227 197L226 199H225V198L222 199V198L224 197ZM226 195H227V196H226ZM257 195H259V197H258ZM66 196H65V198H66ZM71 196H70V197H71ZM220 196H222V197H220ZM243 196H244V197H243ZM246 196H247V197H246ZM70 197L68 196V199H69L68 201H69V203L66 202V201H67V198H66V201L64 202V203H65V204H64V208H65L64 210H65V211L72 210V211H73V214H72L71 211L67 212L68 219H69V217L72 218V217H73L72 215H75L76 220H75V218L73 217L74 219H72V221H71L70 223L68 222V223H67L68 225L66 224V226H68V227H67V228H68V231H65V234H64V235L67 236V237H66V239L64 240V242L62 241L63 243L60 244V245H62V244L65 243V246H64V247L67 248V250L64 248V249H65V252H66V256H65V253H64V257H66L67 259H65V258L63 257V258L65 259V260H63V259L61 258V257H62L61 255H63V253L61 254V252H63V248H62L60 245H56V246L61 247L60 249H61L62 251L60 252V251L58 250V251L60 252V254H61L60 256L57 255V254H59L58 251H55V250L57 249V247H56V249H53L54 247H53V248H50V249H47V251H46V255H49L50 252H51V253L54 252L56 256H54V255H52V254H50V255H51L53 258L56 257V259H58V258H59V259H62V260L64 261V263H66V264H73V263H74V264H78V263H79V264H86V263L88 262V260H90V261L88 262V264H95L97 259H99V260H97V262L99 261V262H98L99 264H104V263H105V264H109L110 262H111L110 264H113V259L115 260V261H114V264H116V263L119 264L120 261H121L120 264H124L125 262H126V264H129V263H130V264H133L132 262H128V260H131V261H133V262H137V264H141V263H140L141 260H139V262L136 261L134 258H131V256L127 255V253H125L124 251H120L121 248H120V249H117L118 251H117V250H116V251L113 250V249H115V248H114L115 245L113 244L114 241H112V240H113V235H112V234H113V232H114L115 226L112 227V226H111V223H112V225H113L115 222H113L114 219H112V218H113L112 215H111L112 217L110 216V217H111L110 220H109V217H107V216H109V214H108V215L106 214L104 220H103V218H102V220H101V221H104V222H105V219L108 218L109 222L107 221L108 223L106 222V223H104V225H103V226L108 225V227L106 226L107 229H108V231L106 230L105 227H103L102 225H100V224H103V222L100 221V223H99L100 228L97 230L96 227H95V232H94V231H93L94 228H92V226H87V225H86V223H87L86 220H83V219H80V220H79L78 218H80L81 216H79L78 213L75 214L76 212L72 209V208H75L76 211H77L78 209H80V206H81V204H80L81 199L77 196V198L80 199V202H79L80 206H79L78 203H77V201H79V200L76 198V199H77V201H76V199L73 198V197H76V196H75V195L72 196L71 199H75V201H76V202H74V201H72V202H73V203H76V204L78 205V206H77V205L74 204L75 206H73V205H72V202H71V200H70ZM176 197H175V199H177ZM205 197H206V198H205ZM213 197L211 196V198H213ZM236 197H237L238 199H237ZM250 197H251V198H250ZM255 197H256V198H255ZM188 198H189V199H188ZM198 198H199V197H198ZM198 198H197V200H198ZM219 198H220V199H219ZM228 198H229V199H228ZM235 198H236V199H235ZM247 198H248V199H247ZM257 198H258V199H257ZM260 198H261V199H260ZM179 199H177V200H179ZM250 199H253V200H250ZM254 199H255L256 201H255ZM259 199H260L261 201H260ZM215 200H216V199H215ZM215 200H214V201H215ZM221 200H222V201H221ZM226 200H227V201H226ZM228 200H229V201H228ZM231 200H232L233 202H231ZM248 200H249V202H248ZM216 201H217V200H216ZM216 201H215V202H216ZM224 201H225V202H224ZM252 201L254 202V204H253ZM258 201H259V202H258ZM184 202H185V205H186V206H184V208H183ZM198 202H201L200 199H199ZM219 202H223V204H222V203L220 204ZM226 202H227V203H226ZM228 202H229V203H228ZM234 202H235V204H236L238 207L234 206V205H235V204H233ZM237 202H238V203H237ZM239 202H244V203H239ZM66 203H67V205H66ZM70 203H71L72 206L69 205ZM112 203H113V202H112ZM114 203H115V202H114ZM114 203H113V204H114ZM186 203H187V204H186ZM251 203H252V204H251ZM256 203H257V204H256ZM259 203H260V205H258ZM198 204H199V205H198ZM231 204H233V205H231ZM242 204H243V205H242ZM65 205H66L67 207H68V206H69V207L67 208V207H65ZM218 205H219V206H218ZM220 205H221V206H220ZM241 205H242V206H241ZM246 205H247V206H246ZM261 205H262L263 207H261ZM223 206H224V208H223L222 211H221V208H220V207H223ZM226 206H227V207H226ZM243 206H245V207H243ZM249 206H250V208H249ZM71 207H72V208H71ZM185 207H186V208H185ZM217 207H218V209H217ZM230 207H233V208H232V211H231V208H230ZM234 207H235V208H238V209H241V208H242V209L238 211L237 209L235 210ZM251 207H254V209H252ZM257 207L259 208L260 211H258V208H257ZM70 208H71V209H70ZM77 208H78V209H77ZM206 208H207V207H206ZM228 208H229V209H228ZM244 208H245V209H244ZM227 209H228V210H227ZM243 209H244V210H243ZM250 209H251L252 211H251ZM261 209H262V211H261ZM212 210H213V212H212ZM217 210H219V212H223V211H224L225 213H226V212H229L228 215H227V213H226V215H225L224 212H223V214H224V217H226V216L229 217V218L227 217L226 220H228V222H229L230 224H229L228 222H226V220L223 218V216H221V215L219 214V212H218ZM242 210H243V212H242ZM247 210L250 211V212L248 213ZM254 210H256V215H258L256 218H255L256 215L254 214V213H255ZM214 211L218 212V213H217V216H216V214H215L216 212H214ZM70 212H71V213H70ZM182 212H183V211H182ZM238 212H239V213H238ZM259 212H260L261 215L259 214ZM68 213H70L71 215H70V214L68 215ZM178 213H179V212H178ZM188 213H187V214H188ZM199 213H201V215H200ZM211 213H212V214H211ZM213 213H214V214H213ZM241 213H242V214H241ZM244 213H245V214H244ZM182 214H184L185 216H187V218L189 219V220L185 219V223L188 224V226H189V224H190L191 222H193V218H194V221L197 219V222L200 221L201 219L203 220L204 218H206V219H207L206 222H205V220H203V221L201 220V221L198 222V223H201V222H202V224L204 225L203 228L206 227V225L209 224L208 227H211V228H210L211 231H210L209 229H207V228H208V227H207V228H205L204 230L200 229V230L202 231V233H200L199 230H198V228H197L199 224L197 225V222L195 221V223H194L193 225H194V226L197 225V227H194V226H193V227L196 228L197 231H196V229H191V230H193V233H191L192 231H190V228H188V226H187L186 224H183L184 222H183L182 220H183V218H184L185 216L182 215ZM196 214H198V216H197ZM218 214H219V215H218ZM221 214H222V213H221ZM223 214H222V215H223ZM233 214H234V216H233ZM246 214H248V215H246ZM252 214H254V215H252ZM102 215H105V214H102ZM199 215L202 216V218H201V217L199 218ZM210 215H212V216L210 217ZM229 215H230V216H229ZM231 215L233 216V218H234V217H235V218L233 219ZM236 215H237V216H236ZM242 215H244V216L242 217ZM175 216H177V214H176ZM183 216H184V217H183ZM218 216H221L222 218H221V217H218ZM245 216H247V219H246ZM253 216H254V217H253ZM77 217H78V218H77ZM102 217H103V216H102ZM181 217H182V218H181ZM197 217H198V218H197ZM203 217H204V218H203ZM212 217H213V218H212ZM230 217H231L232 220L230 219ZM248 217H249V218H248ZM71 218H70V219H71ZM176 218H177V217H176ZM190 218L192 219L191 222H190ZM210 218H211L212 220H211ZM219 218H220V219H219ZM243 218H244V219H243ZM250 218H252L253 220L250 219ZM254 218H255V220H254ZM257 218H258V219H257ZM259 218H261V219L259 220ZM70 219H69V220H70ZM77 219L80 221L79 224H78V220H77ZM198 219H200V220H198ZM214 219H216L217 222H216ZM217 219H218V220H217ZM221 219H223V220H221ZM235 219H236V222H237V220L239 219L237 223L233 222V220H235ZM240 219H241V220H240ZM242 219H243V220H242ZM248 219H250V220L248 221ZM69 220H68V221H69ZM81 220H82L83 222H81ZM111 220H113V221H111ZM186 220L189 221L190 223H189V222L187 223ZM245 220L248 221V222H246ZM74 221H76V224L78 225L79 228H80V227H83V228H81V229H82V230L84 229L86 233H89V234H87V235H90V234H91V236L93 235V238L90 236L93 240L96 239L94 242H92V239L90 238V240H91V242H92L93 244L90 243V240L88 239L89 236H87V235L85 234L84 231H82L81 229H79V228L77 227L76 224H75V226H76L78 229H76V227L73 226V225H74V224H73ZM85 221H86V223H85ZM208 221H209V223H207ZM223 221H224V222H223ZM231 221H232V222H231ZM244 221H245L246 223H244ZM259 221H260V222H259ZM261 221H262L263 224H261ZM72 222H73V223H72ZM177 222H178V223H177ZM182 222H183V223H182ZM203 222H205L206 225H205V223H203ZM222 222H223V223H222ZM225 222L229 224V227H227L228 224H226ZM239 222H242V224H240ZM249 222H250V223H249ZM257 222H259V224H258ZM81 223H84V224H81ZM173 223H175V224H177V225H175V224H173ZM180 223H181V224H180ZM212 223H214V225H213ZM224 223H225V225H224ZM232 223H233V224H232ZM247 223H248V225H247ZM254 223H256V224H254ZM171 224H172V225H171ZM179 224H180V225H186V227L183 226V227L186 228V229H184L183 227H182V229H181V227H180ZM202 224H200V226H199L200 228H202V227H201ZM210 224H211V225H210ZM234 224L238 225V227H237L236 225L234 226ZM243 224H244V225H243ZM251 224L253 225V227H252L253 230H255V228L257 227V225H259V227H260V228L257 227L259 230L257 231V229H256V231L254 232V235H253V236L256 237V238H254V237L251 235L252 238H254V240L251 239L252 241H251L250 238H249V237H251V236L246 237L247 234H250V233L253 232V231L251 230ZM71 225H72V227H74V229H73L72 227H70ZM84 225H86V226H84ZM174 225H175V227H174ZM190 225H191V226H189V227H192V224H190ZM215 225H216V228H217V229L215 228ZM223 225H224V226H223ZM230 225H231V226H230ZM241 225L243 226V230L241 229V227H242ZM246 225H247V226H246ZM255 225H256V227H254ZM101 226H102V227H101ZM170 226H171V228H170ZM172 226L174 227V229L176 228L175 232H174V229H173V231H172V228H173ZM232 226L235 227L236 229L232 228ZM262 226H263V227H262ZM88 227H89V228H88ZM111 227H112V228H111ZM193 227H192V228H193ZM213 227L215 228V230L213 229ZM239 227H240V228H239ZM249 227H250V228H249ZM70 228L73 229V230L76 229L77 231L75 232V231L71 230ZM85 228H86V229H85ZM101 228H102V229H101ZM103 228H105V229H104V230H106L105 232H104V231H103V232H102V231H99V230H103ZM113 228H114V229H113ZM179 228H180L182 231H181ZM230 228H231V229H230ZM248 228H249V230L247 231V234H245V233H246V230H247ZM87 229H88V230H89V229H92L91 231H92V233H93V232H94V233L92 234L91 232H88ZM109 229H111V230H109ZM177 229H178V230H177ZM233 229H234V230H233ZM245 229H246V230H245ZM79 230H80V231H79ZM179 230H180V231H179ZM183 230H184V231H183ZM205 230H206V231H205ZM212 230H213V233H214V232H216V233H215L214 235L211 236ZM217 230H218V231H217ZM222 230H223V231H222ZM231 230H233V231H231ZM235 230H237L236 232L238 233V236H237L236 232H234ZM238 230H239V231L242 230V233H240L241 231L238 232ZM250 230H251V231H250ZM260 230H261V231L263 230V232H262L263 234L261 233ZM70 231L74 232L75 234H74V233L72 234V232L70 233ZM81 231H82V232H81ZM89 231H90V230H89ZM96 231H98V232H100V233L102 232V234H103V233H106V236L104 237V236H103L104 234L101 236V234L98 233V232L96 233ZM111 231H112V232H111ZM171 231H172L173 233H172ZM185 231H187L186 233L189 232V233H188L189 236H188V239H187V241H186L187 244H188V245L186 244V245H187V246H186L187 249H188V247H189L188 252H187L188 254L185 253L187 249L184 250L185 247L182 248L184 245H183V243H182L181 241H182L183 239H185V237L183 238V237L181 236V238H183V239L180 238L181 241H179V243H177L178 241L175 242L176 238H177V240L179 239V237H176V235H177V236H178V235L180 236V235H182L181 232H182V233H183V232L185 233ZM203 231H204V232H203ZM207 231H208V232H207ZM209 231H210V232H209ZM220 231L224 234V236H223V234H222L221 236H219V235L221 234ZM225 231H226V232H225ZM243 231H245V232H243ZM249 231H250V233H248ZM259 231H260V232H259ZM66 232H67V235H66ZM177 232H178V234H176ZM179 232H180V233H179ZM196 232H197V237H196ZM198 232H199L201 235H200ZM205 232H206V234H207V233H208V234L205 235ZM217 232H218L219 235H217ZM231 232H232V233H231ZM258 232H259V233H258ZM68 233H70V234H68ZM78 233H79V236L81 235L80 233H82V237H81V236H80V237L77 236ZM83 233L85 234V238H86V236H87V240H84V238H83V237H84V234H83ZM95 233H96V234H95ZM109 233H110V234H109ZM174 233H175L176 235H175ZM186 233H185V234H186ZM213 233H212V234H213ZM243 233H244V234H243ZM98 234H99V235H98ZM107 234H109V235L107 236ZM185 234H184V236H185ZM203 234H204L205 236H204ZM252 234H253V233H252ZM255 234L258 235V236H255ZM260 234H261L262 236H261ZM70 235H71V237H69ZM73 235H74V236L76 235V236L74 237ZM97 235L99 236V239L97 238V237H98ZM171 235H172V236L175 235L176 238H175L174 236H173V238H172ZM198 235H200L201 238H200V236L198 237ZM216 235H217V236H216ZM227 235H228L229 237H228ZM235 235H236L237 237H236ZM239 235H240V236H239ZM245 235H246V236H245ZM95 236H96V238H94ZM100 236H101V238L104 237V239H101ZM109 236H110V237H109ZM165 236L167 237V239H168V236H169V239H168L169 241H168V240H165ZM186 236H187V234H186ZM202 236H203V237H202ZM225 236H227V237H225ZM241 236H242V239H241ZM243 236H244V237H243ZM260 236H261V239H263V241L260 240L261 242L258 241L259 238H257V237H260ZM73 237H74V238H73ZM77 237H78L79 239L81 238V240H79V241H81V242L78 241V238H77ZM106 237L111 238V239L108 240V238H106ZM231 237H232L233 239H232ZM239 237H240V238H239ZM68 238H69V239H68ZM72 238H73V239H72ZM82 238H83V240H82ZM174 238H175V239H174ZM186 238H187V237H186ZM196 238H197V239H196ZM199 238L202 240V242L204 243V245H203V243L201 242V240H199ZM202 238L205 239V240H203ZM236 238H237L238 240H237ZM244 238H245L246 240H244ZM248 238H249L250 242H249V240H247ZM3 239H4V237H2V243H4V246H6V238H5L4 240H3ZM70 239H71V240H70ZM76 239H77V240H76ZM105 239H106V240H105ZM180 239H179V240H180ZM208 239H209V240H208ZM216 239H219V240L216 241L217 244L214 243L215 241H214V242H211V241L216 240ZM220 239H221V241H220ZM257 239H258V240H257ZM74 240H75V242H76L77 244L74 242ZM103 240H105L106 243H105V241H103ZM107 240H108V241H107ZM172 240H173V241H172ZM193 240H192V241H193ZM239 240H241V241L239 242ZM243 240H244V242L248 241V243L245 244V243L243 242ZM3 241H4V242H3ZM66 241H67V243H66ZM82 241H85L86 243H85V242H82ZM100 241H101V244L99 243ZM111 241H112L113 243H112ZM184 241H185V240H184ZM196 241H197V242H196ZM206 241H207V242H206ZM209 241H210L211 245H209V244H210ZM219 241L221 242V245H222V243H223L222 247H219V246H221ZM69 242H70V243H69ZM71 242H72V244H74V245L76 244V246H74V247H75V249H76L77 251H75V250H71V249H70L71 251L69 250V246H70V248H72V249L74 248V247H72L73 245H71ZM87 242H89L88 244H91V246L94 245V247H93V246H92V247L90 246V248H89ZM97 242H98V243H97ZM166 242H168L167 245L164 244V243H166ZM173 242L176 244V246L172 245ZM180 242L182 243V245L180 244ZM194 242H193V243L190 242V244H191V243L194 244ZM199 242H201V243H199ZM241 242H242V243H241ZM252 242H253V243H252ZM258 242H259V244L261 243L262 245H261V244L259 245ZM18 243H20V244L22 245V242H21V241H20V242L18 241ZM57 243L59 244L60 242H57ZM79 243H83V245H80V247L83 246V247L85 248V249H83V251H81V252H79V250H80V249H79V248H80V247H79ZM84 243H85V246H88V247H85V246H84ZM103 243H104L105 245H103ZM111 243H112V244H111ZM156 243H157V242H156ZM184 243H185V242H184ZM208 243H209V244H208ZM225 243H226V244H225ZM254 243H255V244H254ZM256 243H257L258 246L256 245ZM20 244H19V245H20ZM55 244H56V243H55ZM67 244H68L69 246H68ZM96 244H97L100 248H99ZM107 244H108V245H107ZM109 244H110V245H109ZM192 244H191V245H192ZM198 244H199L200 246H196V245H198ZM201 244H202V245H201ZM207 244H208V245H207ZM213 244L215 245V247H214ZM224 244H225V245H231V246L234 245L233 247H234V249H235V251H234L235 253L233 252V250H234L233 247L225 246ZM247 244H250V246H249V245L247 246ZM253 244H254V245H253ZM25 245H26V244H25ZM100 245H101V246H100ZM113 245H114V246H113ZM163 245L165 246V248H163ZM179 245H181L182 247L179 246ZM4 246L0 244V247H1L0 250L2 249V251H3V252H2V253H3L2 255L6 258V255H7V254H6V253H7L6 251H7V249H5ZM54 246H55V245H54ZM67 246H68V247H67ZM77 246H78V247H77ZM104 246H105V248H102V249H101V247H104ZM106 246H107V247H106ZM178 246H179V249H177ZM208 246H209L210 248H213V247H214L215 249L211 250ZM211 246H212V247H211ZM216 246L219 247V248H218V251L220 250V251L218 252V253H219V256H218V253H214V252H216V248H217ZM223 246H224V247H223ZM252 246H254V247H252ZM255 246H257V247H255ZM260 246H261V247H260ZM59 247H58V249H59ZM83 247H82V248H83ZM95 247H96V248H95ZM97 247H98L99 249H101V250H104V251H100V253L105 254V255H104V258H103V254H102V255L99 254V250H98V252H96V251H97L96 249H98ZM173 247H175V248H173ZM180 247H181V248H180ZM200 247L202 248V250H203V248H204V251H205V252H203V251L201 252V251H200L201 254L198 255V254H199V248H200ZM207 247H208V249H207ZM225 247H226V250L228 249V250H227V253L223 252V250H225ZM229 247H230V249H229ZM262 247H263V248H262ZM82 248H81V250H82ZM86 248L90 249L91 251H92L93 248H94V249H93V252L89 253L90 250H89V251L87 250V252H86ZM106 248L109 249L108 252H107V249H106ZM116 248H117V246H116ZM205 248L207 249V251H208L209 249L211 250V258H212V259H211L210 257H208V256L210 255V253H209L210 250L207 252ZM236 248L238 249V251H239L240 253L236 251V250H237ZM249 248H250V249H249ZM252 248H254L253 251H252ZM257 248H258V249L261 248L262 250L259 251ZM78 249H79V250H78ZM169 249H170V250H169ZM181 249H183L182 251H184V252H182ZM221 249H222V250H221ZM94 250H96V251H94ZM111 250H113V252L115 251V254H114ZM165 250H166V249H165ZM173 250H174V251H173ZM176 250H177V251H178V250L181 251V252L179 253L180 257L177 256V255L175 254V253L177 252ZM196 250H197V251H196ZM200 250H201V249H200ZM226 250H225V251H226ZM231 250H232V251H231ZM255 250H256V251H255ZM52 251H53V252H52ZM109 251H111V253L113 254V258H112V259H111L112 256H110V252H109ZM167 251H165L166 254H167ZM175 251H176V252H175ZM221 251H222L223 253H221ZM228 251H229V252H228ZM257 251H259V252H257ZM47 252H48V254H47ZM67 252H68V253L70 252V253L68 254ZM75 252H76V253H75ZM83 252H85V253H83ZM95 252H96V253H95ZM116 252H117V253H116ZM120 252H121V253H120ZM123 252H124V253H123ZM136 252H137V251H136ZM165 252H164V254H165ZM189 252H190V253H189ZM197 252H198V253H197ZM206 252L209 253V255H207ZM231 252H232V253H231ZM0 253H1V252H0ZM71 253H72V254H71ZM73 253H74V255H73ZM79 253L81 254V256H80ZM86 253H87L88 256L85 255ZM106 253H107V254H106ZM119 253H120V254H119ZM138 253H140V251H138ZM138 253H137V254H138ZM152 253H153V251H152ZM181 253H182V255H181ZM183 253H185L186 255H184ZM229 253H230V255H232V256H230ZM241 253H242V254H241ZM253 253H254L257 257H256ZM67 254H68V255H67ZM89 254H90V255L92 254V256H93V254H94V255H96V256H94V258H93V257H91ZM97 254H98V255H97ZM117 254H118L119 256H121V257L117 256ZM124 254L126 255V257L124 256ZM140 254H142V253H140ZM146 254L148 255V252H147ZM192 254H191V255H192ZM204 254H206V255H204ZM215 254H217L216 257H215ZM223 254H226L227 256H225V255H223ZM240 254H241V255H240ZM50 255H49V257H50ZM72 255H73V256H72ZM107 255H108V256H107ZM115 255H116V257H117L118 259L115 257ZM169 255H170V256H169ZM238 255L240 256V258H241L242 255H244V256H243L242 259L240 260V258H239ZM261 255H262V256H261ZM68 256H69V258H68ZM79 256H80V257H79ZM83 256H86L87 258L90 257V258L87 259V261H86V259H85L86 257H83ZM97 256H100V257H102V258L100 259V257H97ZM127 256H129V257H127ZM141 256H142V259H143V254L140 255V256H138V257L136 256V258L139 259V257L141 258ZM182 256H183V258H182ZM184 256H185V257H184ZM201 256H203V258H202ZM204 256H205V257H204ZM206 256H207L208 258H206ZM217 256L219 257V260H220V256L222 257V259H221L220 262H219ZM228 256L231 257V258L229 257V259H231V261L228 260V258H227ZM70 257L73 258V259H71L72 262H71V260H69ZM81 257H82V260H80ZM95 257H96V258H95ZM109 257H110V259H109ZM114 257H115V258H114ZM145 257H147V256H145ZM164 257H165V256H164ZM177 257L179 258L180 262H178V258H177ZM197 257H201V258L198 259ZM213 257L218 261V263H216V260H214ZM223 257H226V258H224L225 260H223ZM53 258H52V259H53ZM79 258H80V259H79ZM121 258L124 259V260L128 258V260L123 261V260H120ZM167 258H166V259H167ZM181 258H182L184 261H182ZM56 259H53V261L50 262V264H64L62 260H57V261H56ZM74 259H75V261H74ZM78 259H79V262H76ZM91 259H92V261H91ZM93 259L95 260V262H94ZM103 259H104V260H103ZM133 259H134V260H133ZM166 259H165V260H166ZM193 259H195V260L198 259V261H197V260L195 261V260H193ZM245 259H246V260H245ZM254 259L256 260V262H254V261H255ZM83 260H85L84 263H82ZM102 260H103V263H102ZM108 260H109V261H108ZM116 260H118V261L120 260L119 263H118V261H116ZM165 260L163 259V260L161 261V264H162L163 262H165ZM200 260H202V261H200ZM203 260H204V261H203ZM205 260H206V261H205ZM211 260H214V261L212 262ZM222 260H223V261H222ZM226 260H227V261H226ZM235 260H236V261H235ZM59 261H60V262H59ZM65 261H66V262H65ZM68 261H69V263H67ZM107 261H108L109 263H108ZM193 261H194V262H193ZM41 262H43V261H40L39 263H38V262H37V263L40 264ZM47 262H48V261H46V263L43 262V263H41V264H49V263H47ZM85 262H86V263H85ZM91 262H92V263H91ZM115 262H116V263H115ZM127 262H128V263H127ZM166 262H165V263H166ZM185 262H184V264H185ZM192 262H193V263H192ZM199 262H201V263H199ZM165 263H164V264H165ZM167 263H166V264H167ZM214 263H213V264H214ZM233 263H232V264H233ZM235 263H234V264H235ZM2 264H3V263H2ZM96 264H97V263H96Z\"/></svg>","mask_w":264,"mask_h":264}]
</instances>
